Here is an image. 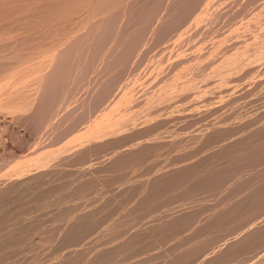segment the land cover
<instances>
[{
    "label": "bare ground",
    "instance_id": "obj_1",
    "mask_svg": "<svg viewBox=\"0 0 264 264\" xmlns=\"http://www.w3.org/2000/svg\"><path fill=\"white\" fill-rule=\"evenodd\" d=\"M203 1V0H202ZM201 0H0V120H1V118H2V120L0 121V127L2 126L3 127V125L5 124L6 125V123L7 124H9L7 121H5V119L3 118V116L2 115H4V114H6V113H10L11 115L13 114V113H15L16 115V117H18V119H19V121L17 120V122L19 123L20 122V126H22V124L25 126V129L28 127L29 128V130L32 128H34L33 129V132H32V134L35 132V134L34 135H39V134H36L37 132H39V131H37L38 130V128H39V130L40 129H42V127H43V125L45 124L46 125V123L48 124L49 122H51L53 119H51V117L53 116V114H56L57 113V111H59V110H61L60 108H63V106L65 105V104H67V103H69L68 102V100H70V98H72V96H74V94H77V91H79V92H81V91H83L82 90V88H81V90H79L80 88L79 87H81L82 86V84H84V81L83 80H85V78H87V75L88 74H90L91 75V72H93L94 73V71L96 72V78L95 77H93L94 78V83H93V85H91L92 83H91V81H90V79L92 80V78H89V82L91 83V84H89V85H91L92 86V88H90L89 90L91 91V93H90V91H89V93H90V95L88 96V92L86 93V91L84 90V92L87 94V95H85L86 96V98L85 97H83L82 99H80V97H79V93H78V97L79 98H77L78 100L80 99V101L79 102H73V103H76L75 105H70V107L72 106L73 108H68L69 110H67L66 112L64 111V112H62V114L61 115H63L61 118L59 117H56V115L54 116V117H56V118H58V122L56 123L55 121H53L54 122V124H56V125H52L53 127L55 126V129H54V131H56L57 129V131H56V133H51L52 134V136H51V138H50V140H52V142H56V141H54V140H60V139H64V137L66 136V135H68V134H70V133H75V132H77L73 137H72V140L71 141H69L65 146H63V147H61L60 149L59 148H57L56 146V150H52V148H54V147H52L51 148V150L52 151H50V149H49V152H43V153H40L36 158H34L32 161H24V162H20L19 160V163L16 165V167L13 169V170H11V171H9V172H7L6 174H5V176H7L6 178L4 177V179L3 180H0V204H2V200L5 198V196L7 197L8 195H10V194H12L13 195V192L14 191H16L18 188H21V190H20V192H19V190L18 191H16V192H14V196L15 195H18V196H20V194H23V192H21V191H23V189L22 188H24V187H22V186H24V185H26V187H29V185L30 186H32L34 183H37L38 184V182L40 183V184H42V183H44V182H42L43 180H45L46 178H47V176H49V175H51L52 173H48V172H51V171H53V173L54 174H52V176H54L53 178H52V176H51V178L49 177V179H51L52 181L55 179V180H57L58 179V181H59V178L61 177H64L65 176V173H63V172H59L58 173V171L59 170H61V169H58L59 167H62L63 166V161L65 160V163L67 162H69V164L71 165V166H73V163L75 164V166H76V162H79L80 164H84V165H86L87 166V164L88 163H86V162H89L90 160H91V158H92V162H95V161H93L94 160V158L96 159V157H94V156H97V155H94V154H98L99 152H100V155H99V157L100 156H102V155H104L103 153L104 152H107V153H109L110 151H111V153L110 154H112V149H114V148H112L111 146H108V148L110 149V151H108L109 149L108 148H106L105 146L106 145H110V143H112V142H114L115 143V140L114 139H116V143L119 141V140H117V139H121V141L123 140V142H124V139H126V141L125 142H127L128 140H133V139H138V141H139V139L140 138H142L143 136H145V139H146V137L148 136V139L150 138L149 137V135L148 134H153V132L156 130V128L158 127V125H156V124H162L161 122L159 123H155L154 121L153 122H150L151 120H152V118H150V113H153V112H150V113H146V114H143L142 115V113L144 112V111H146L148 108H150V107H152V106H154L155 105V107L157 106V105H159L160 104V102H162V101H165V99H167L168 97H170V96H172V95H174L175 93H177L178 94V92H185V91H187L188 89H190L193 85H196V84H193L192 82H187V83H185L186 81L185 80H187L188 78H186L185 79V77L183 78V79H185L184 81V83H182V82H180V83H178L177 82V79L179 78V72H181V71H179L178 73H176V74H174L173 76L171 75L172 74V72L170 71V73L171 74H169V75H171V77L170 78H166L162 83V85L159 83V85L156 87V88H153V89H151L150 90V88L151 87H148L147 89L148 90H150V91H148L147 89H146V87L147 86H145V90H147V91H145V93H146V95H144V96H141V97H143V99H141V100H137L136 98H138L141 94H139V96L138 97H134V96H136V95H134L133 96V89L134 88H136V87H134L133 89H132V85L130 86V87H128V88H126L123 92H122V94L118 97V99L111 105V106H109L108 108H105L104 110H102V108H101V112H99V114H97V115H94V114H96V113H94V110H95V112H97L96 111V109H98V105H101V104H99L101 101H105V100H107V98H108V96L110 97V95H111V93L109 94V93H107V92H109V89H110V92H113L114 93V91H116V89L114 90V91H111L112 90V87H111V85L113 84V82L112 81H114V84H113V86L115 85V86H120V84L118 83V81L120 80V78H121V76L123 77L124 76V74L123 75H120V78L118 77V79H117V76H116V74L118 73V71H119V73H122V71L124 70L125 71V69H127L126 67V65L125 64H128V63H126V62H130L131 61V59L132 58H130L129 59V57L130 56H132V54L134 53V52H137L138 50H137V48L139 47L140 48V46H141V44H143V41H144V35L146 34L147 35V32H150L152 35H154L155 36V38H156V41L155 42H157V40H158V42L160 43V39H166V38H170V36H172V34L171 35H168V37H166L167 35H165V34H167V33H173V31L174 32H176L179 28L178 27H181V25H182V23L181 22H183L184 21V19L186 20V19H188V17L192 14L190 11H191V9H193V7H194V9L196 10H194L195 12H197V10H198V7L200 6L199 4L202 2ZM205 1V0H204ZM222 1V0H221ZM227 1V0H226ZM230 0H228V2H229ZM237 0H235L234 2H236ZM240 1V0H239ZM239 1H237L238 2V5L237 6H239L238 8H236L235 7V12L237 13L240 9H242V8H240V5H239ZM244 2H245V0H243ZM242 1V3H243V5H244V2ZM246 1H248V0H246ZM250 1V0H249ZM245 2L246 4H251L250 2ZM252 1V0H251ZM256 1V2H255ZM206 2H207V0H206ZM208 2H209V0H208ZM207 2V3H208ZM214 2V1H213ZM217 3L218 2H220V1H216ZM215 2V3H216ZM236 2V3H237ZM253 2V1H252ZM258 2V0H254V5H255V3H257ZM227 3V2H226ZM225 3V4H226ZM236 3H234V4H236ZM260 3H262L263 4V2H260ZM202 4H203V2L201 3V6H202ZM212 4V3H211ZM223 4V3H222ZM229 4V3H228ZM231 4V3H230ZM232 4H233V2H232ZM245 4V5H246ZM258 5H259V3H257ZM260 5V7H261V9H263L264 8V6L263 5ZM197 7H196V6ZM205 5V4H204ZM210 5V4H209ZM214 5V4H213ZM212 5V6H213ZM220 5V4H219ZM224 5V4H223ZM241 6V7H244V6ZM252 5V4H251ZM254 5H252L253 6V8H255L254 7ZM257 5V6H258ZM207 6H208V4H207ZM214 6H216V5H214ZM228 6H230V7H232L231 5H228ZM227 6V4L226 5H224L223 6V11H225L224 9L226 8V7H228ZM247 6H250V5H247ZM4 7H6V8H4ZM206 7V6H205ZM209 7H211V6H209ZM217 7V6H216ZM225 7V8H224ZM263 7V8H262ZM200 8V7H199ZM211 8H213V7H211ZM218 8H221V6L219 7L218 6ZM233 8V7H232ZM240 8V9H239ZM246 9L247 8H249V7H245ZM244 8V9H245ZM258 8V7H257ZM228 8H226V10H227ZM230 9V8H229ZM228 9V10H229ZM239 9V10H238ZM252 9V8H251ZM251 9H249L248 10V12L250 11L251 13H252V10ZM260 9V8H259ZM259 9H258V11H259ZM202 10V9H201ZM218 10V9H217ZM219 10H221V9H219ZM227 10V11H228ZM237 10V11H236ZM207 11V10H206ZM213 11V10H212ZM226 11V12H227ZM232 11H233V9H232ZM240 11H242V12H244V11H247V10H240ZM239 11V12H240ZM188 12L189 13H191V14H188ZM193 12V11H192ZM199 12H200V10H199ZM214 12V11H213ZM212 12V13H213ZM225 12V14L227 15V13ZM234 12V14L235 15H237L238 16V14H236ZM238 12V13H239ZM247 12V13H248ZM262 12H263V10H261V14H262ZM198 13V12H197ZM202 13V12H201ZM216 14H217V16L218 15H220V11L218 12V11H216L215 12ZM224 13V12H223ZM222 13V14H223ZM229 13V12H228ZM245 13V12H244ZM251 13H248V14H250V16L253 14V13H255V11L253 10V13L251 14ZM209 14V13H208ZM210 14H211V12H210ZM225 14H224V16H225ZM234 14H232V15H234ZM246 14V13H245ZM188 15V16H187ZM195 15V17L196 18H194L193 17V14H192V17L194 18V19H197L198 17H199V15L198 16H196L197 14H194ZM205 15V14H204ZM212 15V14H211ZM231 15V16H232ZM244 15V14H243ZM242 15V16H243ZM247 15V14H246ZM255 15H257L256 13H255ZM263 15V14H262ZM208 16V15H207ZM206 16V17H207ZM216 16V15H215ZM221 16V18L223 19V15H220ZM228 16H229V14H228ZM240 16V15H239ZM238 16V17H239ZM248 16V15H247ZM247 16H246V18H247ZM249 16V17H250ZM191 17V16H190ZM189 17V18H190ZM204 17V16H203ZM219 17V16H218ZM233 17V16H232ZM232 17H229L231 20H232ZM235 17V16H234ZM233 17V18H234ZM245 16H243V18H244ZM252 17V16H251ZM201 19H202V17H200ZM216 18V17H215ZM221 18H219V20H222ZM228 18V17H227ZM226 18V19H227ZM245 18V19H246ZM258 19H259V17H257ZM256 18V19H257ZM192 19V18H191ZM190 19V20H191ZM200 19V20H201ZM225 19V18H224ZM234 19H236V17L234 18ZM262 19V17L260 16V20ZM205 20V19H204ZM206 20H207V18H206ZM237 20V19H236ZM239 20V19H238ZM262 20H264V18L262 19ZM188 21V20H187ZM192 21V20H191ZM196 21V20H195ZM208 21V20H207ZM213 21H214V19H213ZM212 21V22H213ZM218 21V20H217ZM216 21V22H217ZM223 21V20H222ZM243 21V20H242ZM246 21H247V19H246ZM245 21V22H246ZM186 22V21H185ZM198 22V21H197ZM202 22V21H201ZM205 22V21H204ZM224 22H225V20H224ZM228 22H229V24H228ZM233 22H235L234 20H233ZM257 22V21H256ZM209 23H210V21H209ZM215 23V22H214ZM214 23H212V24H214ZM220 23V22H219ZM227 23V24H226ZM226 23H224V24H222V25H230L231 26V21L230 20H227V22ZM249 23V22H248ZM71 24H73L74 25V27H72V25ZM76 24V25H75ZM178 24H180V25H178ZM185 24V23H184ZM183 24V25H184ZM192 24V23H191ZM190 24V25H191ZM196 24V23H195ZM217 24V23H216ZM216 24H215V26H216ZM233 24V23H232ZM251 24V23H250ZM249 24V25H250ZM258 24V23H257ZM263 24V23H262ZM187 25V24H186ZM185 25V26H186ZM189 25V26H190ZM199 25V24H198ZM218 25V24H217ZM237 25V24H236ZM244 25V24H243ZM246 25V24H245ZM243 26L244 28L246 27V26ZM252 25V24H251ZM259 25H260V23H259ZM67 26H71L69 29H67ZM176 26H178V27H176ZM185 26H183V27H185ZM220 26V25H219ZM263 26V25H262ZM261 26V27H262ZM64 27H66V28H64ZM176 27V28H175ZM188 27V26H187ZM194 27V26H193ZM197 27H199V26H197ZM226 27V26H225ZM232 27V26H231ZM238 27H240L239 26V24H238ZM252 27V26H251ZM255 27H256V25H255ZM264 27V26H263ZM177 29V30H175V29ZM203 29V27H200V29ZM206 28V27H205ZM205 28H204V30H205ZM208 28V27H207ZM210 28V30L212 29V27H209ZM217 28H218V26H217ZM221 28H224V26H222ZM227 28H228V26H227ZM235 28V27H234ZM233 28V29H234ZM249 28H250V26H249ZM253 28V27H252ZM256 28H258V27H256ZM256 28H254L255 30H257ZM63 29V30H62ZM66 29V30H65ZM171 29H174V30H171ZM185 29H187L186 27H185ZM188 29H190V27L188 28ZM231 29V28H230ZM229 29V30H230ZM263 30H264V28H262ZM63 32H65V31H67V32H65V33H63ZM182 30V29H181ZM198 30H199V28H198ZM198 30H197V34H198ZM207 30V29H206ZM209 30V31H210ZM215 30V29H214ZM216 30H218V29H216ZM227 29H225L224 31H226ZM235 30V29H234ZM237 30H238V28H237ZM236 30V32H238L239 30H241V29H239L238 31ZM252 30V29H251ZM59 31H61L60 33H59ZM168 31H171V32H168ZM183 31H184V29H183ZM187 31V30H186ZM203 31V30H202ZM202 31H200V32H202ZM228 31V30H227ZM233 31V30H232ZM242 31H248L247 29L246 30H244L243 28H242ZM253 31V30H252ZM191 32H192V30H191ZM194 32V31H193ZM219 32V31H218ZM217 32V33H218ZM220 32H222L221 30H220ZM234 32V31H233ZM59 33V34H58ZM61 33H63V35H65V36H63L64 37V40L62 39V34ZM149 33V34H150ZM178 33V32H177ZM179 33H181L180 31H179ZM187 33V32H186ZM190 33V32H189ZM195 33H196V31H195ZM195 33H193V34H195ZM207 33H208V30H207ZM210 33V32H209ZM216 32H214V33H212V34H215ZM228 33V32H227ZM227 33H225L224 35H226ZM235 33V32H234ZM239 33V32H238ZM255 33V32H254ZM253 33V34H254ZM258 33V32H257ZM61 34V35H60ZM151 34H150V37H151ZM173 34H175V33H173ZM182 34V33H181ZM185 34V33H184ZM206 34V33H205ZM230 33H228V35H229ZM245 34V33H244ZM248 34V33H247ZM250 34V33H249ZM58 35H60V36H58ZM196 35V34H195ZM200 35H201V33H200ZM199 35V36H200ZM211 35V34H210ZM210 35H206L205 37H206V39L208 38L207 36H210ZM216 35V34H215ZM236 35H238V34H236ZM241 35V34H240ZM243 35V34H242ZM246 35V34H245ZM149 36V35H148ZM164 36V37H163ZM175 36V35H174ZM174 36H172V37H174ZM180 36V35H179ZM178 36V37H179ZM198 36V35H197ZM196 36V37H197ZM211 36H214V35H211ZM222 36H223V34H222ZM221 36V37H222ZM230 36H233V34H230ZM249 36V35H248ZM253 36H255V35H252V37ZM57 37H59V41L61 42V43H63L62 45H59V44H57V43H60V42H58L57 41ZM171 37V38H172ZM185 37V36H184ZM192 37V36H191ZM205 37H203V38H205ZM215 37H218V36H215ZM220 37V36H219ZM225 37H227V35L225 36ZM234 37H235V35H234ZM234 37H233V39H234ZM240 37V36H239ZM243 37V36H242ZM241 37V38H242ZM245 37V36H244ZM247 37V36H246ZM251 37V36H250ZM256 37V36H255ZM258 37V36H257ZM256 37V38H257ZM57 38V39H56ZM147 38V37H146ZM170 38V39H171ZM181 38H183V35H182V37ZM188 38H190V36L188 37ZM201 38V37H200ZM223 38V37H222ZM222 38H220V39H222ZM228 38H230V37H228ZM227 38V40L226 41H229V40H231V42H233L232 40L233 39H228ZM241 38H240V40H241ZM248 38V37H247ZM260 38V37H259ZM62 39V40H61ZM154 39V38H153ZM173 39V38H172ZM171 39V40H172ZM177 39V41L179 40L178 38H176ZM194 39V38H193ZM196 39V38H195ZM194 39V40H195ZM206 39H204V40H206ZM211 39V38H210ZM213 39H215L214 37H212V39L211 40H213ZM218 40H219V38H217ZM216 39V40H217ZM225 39L226 38H224V40L223 41H225ZM237 39H238V37H237ZM244 39V38H243ZM242 39V41H244ZM246 39V38H245ZM255 39V38H254ZM260 39H262V38H260ZM143 40V41H142ZM146 40V39H145ZM160 40V41H159ZM184 40V39H183ZM193 40V41H194ZM198 40H199V38H198ZM197 40V41H198ZM203 40V39H202ZM203 40V41H204ZM211 40H209V41H211ZM217 40V41H218ZM222 40H219L218 42H223ZM235 40V39H234ZM250 40V39H249ZM249 40H248V42H249ZM256 40V39H255ZM55 41H57V43L55 42ZM148 41V40H147ZM146 41V42H147ZM150 41H152V40H150ZM154 41V40H153ZM153 41H152V43H153ZM165 41H167V40H165ZM165 41H163V42H165ZM170 41V40H169ZM182 41V40H181ZM206 41H208V40H206ZM208 41V42H209ZM237 41H239V40H237ZM55 43V44H57V49L56 48H53V46H52V48H50L51 47V44H50V47L48 46L49 45V43ZM154 42V43H155ZM162 42V41H161ZM162 42V43H163ZM173 42H174V40H173ZM176 42V41H175ZM183 42V41H182ZM184 42H185V40H184ZM189 42V41H188ZM192 42V41H191ZM190 42V43H191ZM195 42V41H194ZM193 42V43H194ZM201 42V41H200ZM216 42V41H215ZM214 42V43H215ZM218 42H217V44H218ZM230 42V41H229ZM60 43V44H61ZM141 43V44H140ZM151 43V42H150ZM154 43L152 44V45H154ZM203 43V42H202ZM205 44H206V42H204ZM204 43H203V45H204ZM210 43V42H209ZM213 43V42H212ZM211 43V44H212ZM225 43V42H224ZM224 43L222 44V45H224ZM234 43V42H233ZM232 43V44H233ZM243 43V42H242ZM245 44H243V46L244 45H247L246 44V41L244 42ZM250 43H252V42H250ZM253 43H255L254 42V40H253ZM252 43V44H253ZM259 43V42H258ZM261 43H263L262 41H261ZM261 43H259V44H261ZM147 44H149V42L148 43H146V45ZM156 44V46H158V44L157 43H155ZM161 44V43H160ZM165 44V43H164ZM174 44V43H173ZM192 44V43H191ZM209 45V46H216V47H218L217 46V44L216 45ZM230 44V43H229ZM251 44V45H252ZM140 45V46H139ZM171 45H172V43H171ZM180 45V44H179ZM181 45H182V43H181ZM195 45V44H194ZM197 45H199L198 43H197ZM202 45V44H201ZM202 45V47H204ZM207 45V44H206ZM221 45V44H220ZM226 45V44H225ZM248 45H249V43H248ZM247 45V46H248ZM254 45V44H253ZM252 45V46H253ZM263 45V44H262ZM54 46V47H55ZM58 46H60V48L58 47ZM149 47H150V44L148 45ZM156 46H153V48H155ZM162 46V45H161ZM175 46V45H174ZM173 46V47H174ZM188 46V45H187ZM208 46V47H209ZM230 46H231V44H230ZM235 46H236V44H235ZM240 46H241V43H240ZM240 46L238 47V48H240ZM243 46L241 47L242 48V51H243ZM255 46V45H254ZM144 47V46H143ZM147 47V46H146ZM148 47V48H149ZM178 47V46H177ZM185 47V46H184ZM184 47H183V49H184ZM215 47V48H216ZM225 47H228L227 45L225 46ZM244 47H246V46H244ZM257 46H255V48H256ZM260 47V46H259ZM262 47V46H261ZM151 49V48H149V51H151V50H154V49ZM192 48V47H191ZM214 48V47H213ZM213 48L211 49V50H213ZM221 48V47H220ZM220 48L218 49V50H220ZM222 48H223V46H222ZM228 48H231V47H228ZM251 47H249L248 46V48L246 49V52L248 51V49H250ZM254 48V47H253ZM252 48V49H253ZM255 48H254V50H255ZM258 48V47H257ZM141 49H143L142 47H141ZM141 49H139V51H142ZM157 49V48H156ZM154 50V54H155V51H157L158 52V50ZM159 49V52H160V49H162V47H160V48H158ZM165 49H167V47L165 48ZM174 49H176V48H174ZM205 49H208V48H205ZM235 49V48H234ZM234 49H232V51L234 50ZM237 49V48H236ZM137 50V51H136ZM144 50H146V51H148L147 50V48H145L144 47ZM168 50V49H167ZM177 50V49H176ZM178 50H179V48H178ZM180 50H182V49H180ZM189 50V49H188ZM192 50V49H191ZM196 50V49H195ZM201 50H203V48L202 49H200L199 51H201ZM209 50V49H208ZM211 50H209V51H211ZM215 50V49H214ZM222 50H224V49H222ZM222 50L221 51H219V53L220 52H222ZM229 50V49H228ZM239 49H237V51H238ZM253 50V51H254ZM146 51H143L144 53L146 52ZM162 51V50H161ZM171 51V50H170ZM169 51V52H170ZM184 51V50H183ZM182 51V52H183ZM217 51V50H216ZM216 51H215V53H216ZM225 51V50H224ZM237 51H235V52H237ZM239 51H241V49L239 50ZM241 51V52H242ZM245 51V50H244ZM242 52V53H245V52ZM250 51V50H249ZM258 51V50H257ZM143 52H140V55H144V53ZM153 52V51H152ZM167 51L165 50V52L164 53H166ZM168 52V53H169ZM172 52H174V51H172ZM178 52H180V51H178ZM188 52V51H187ZM202 52V51H201ZM206 52H208V51H206ZM226 52H227V50H226ZM142 53V54H141ZM147 53H150V52H146V54ZM190 53V52H189ZM188 53V54H189ZM203 53H205V51H203ZM219 53H217V54H219ZM223 53V52H222ZM221 53V54H222ZM225 53V52H224ZM228 53V52H227ZM241 53V54H242ZM253 52L251 51V55H249L250 54V52L249 53H247V54H244L245 56L247 55L248 57L249 56H252L253 54H252ZM258 53H260L259 51H258ZM257 53V54H258ZM136 54H138V53H136ZM157 54V53H156ZM159 54H162V52L161 53H159ZM174 54H175V52H174ZM183 54V53H182ZM191 54V53H190ZM193 54H194V52H193ZM196 54V53H195ZM207 54V53H206ZM205 54V55H206ZM214 54V53H213ZM217 54H214L216 57L217 56H219V55H217ZM239 54H240V52H239ZM260 54H262V53H260ZM260 54H259V57H260ZM150 55H152L151 53H150ZM199 55V54H198ZM197 55V56H198ZM202 55V54H201ZM229 55H230V53H229ZM237 55V54H236ZM243 55V54H242ZM242 55H240L241 56V58H243L242 57ZM255 55V54H254ZM264 55V54H263ZM144 56H146V55H144ZM144 56H142L143 57V59H144ZM153 56V55H152ZM151 56V57H152ZM157 56V55H156ZM161 56V55H160ZM163 56V55H162ZM167 54H166V58H167ZM170 56V55H169ZM174 56V55H173ZM173 56H171V58L173 57ZM176 56H177V54H176ZM187 56V55H186ZM192 56V55H191ZM196 56V58H198ZM204 56V55H203ZM203 56H202V58H203ZM213 56V55H212ZM221 56V55H220ZM219 56V57H220ZM235 55L233 54H231L230 56H226V58H224L222 61H219L218 62V64H215V67H214V70L212 69V68H210V69H212L213 71H210V72H208L207 71V69H206V71H207V74L206 75H203L202 74V76H205L203 79H201V80H206L207 78H209L207 75H209L208 73H210V74H213V72H216V73H214L215 74V76H217V73H223L224 75H225V77H226V74L225 73H227V72H229L231 69H232V67L234 66H238L239 65V62H241L240 60V58H238V59H240L239 60V62H238V59H236L237 57H234ZM239 56V55H238ZM246 56V57H247ZM148 57V56H147ZM150 57V56H149ZM158 57H159V55H158ZM157 57V58H158ZM164 57H165V55H164ZM178 57H180L179 56V54H178ZM190 57V56H189ZM188 57V58H189ZM194 57V56H193ZM199 57H201V56H199ZM205 57V56H204ZM208 57V56H207ZM209 57H210V55H209ZM219 57L218 58H215V57H213L214 58V61H215V59H218L219 60ZM223 57H225V56H223ZM245 57V61L247 62L248 60H247V58ZM255 57H256V55H255ZM255 57H253V58H255ZM258 57V56H257ZM256 57V58H257ZM159 58H163V57H159ZM169 58V57H168ZM184 58V57H183ZM202 58H199V59H202ZM250 58V57H249ZM135 59V58H134ZM143 59L142 58H140L138 61H137V63H139L138 65H140V64H142L143 65V63L142 62H144L143 61ZM145 59H147L146 57H145ZM154 59H155V56H154ZM176 59V58H175ZM181 58H179V60H180ZM193 59V58H192ZM206 59V58H205ZM208 59V61H209V58H207ZM210 59H211V57H210ZM142 62H141V61ZM148 60V59H147ZM160 60V59H159ZM184 60V59H183ZM182 59L180 60L181 62L183 61ZM187 60V58L184 60V62ZM221 60V59H220ZM251 60H253V62H254V59H251ZM256 60V59H255ZM259 60V59H258ZM132 61H134V60H132ZM149 61V60H148ZM155 61H156V59H155ZM167 61V60H166ZM176 61H178V59L176 60ZM180 61H178V63H181ZM193 61H195L194 59H193ZM197 61V60H196ZM195 61V62H196ZM199 61V60H198ZM203 61V60H202ZM213 61V59H212V62H214ZM245 61H243V59H242V62H245ZM159 62V61H158ZM161 62H163V60H161ZM164 62H165V58H164ZM183 62V63H184ZM210 63H211V61H209ZM237 62V63H236ZM245 62V63H246ZM249 62V61H248ZM252 62V61H251ZM125 63V64H124ZM135 63H136V60H135ZM135 63H133V66L131 65V70L130 71H132V67L135 69L136 68V66H138V65H136L135 67H134V64ZM136 63V64H137ZM149 63V62H148ZM148 63H146V64H148ZM150 63H152L151 61H150ZM150 63H149V65H150ZM157 63V62H156ZM173 63V62H172ZM176 63V62H175ZM175 63L174 64H171V66H169L170 68L172 67V65H173V67L175 66ZM178 63H176L177 65H178ZM191 63V62H190ZM197 63V62H196ZM200 63V62H199ZM207 64V62H205L204 61V64ZM216 63H217V61H216ZM130 64V63H129ZM153 64H155V63H153ZM164 64H166V63H164ZM169 64H170V62H169ZM188 64H189V62H188ZM201 64H203V62L201 63ZM203 64V66H205ZM213 63H211V65H212ZM213 64V65H214ZM235 64V65H234ZM244 64V63H243ZM243 64H240V67H241V65H243ZM248 63H246V65H247ZM250 64V63H249ZM256 64V63H255ZM123 65H125L124 67H125V69L123 68L122 70H121V68L123 67ZM141 65V66H142ZM157 65V64H156ZM156 65H154V66H156ZM162 65V64H161ZM176 65V66H177ZM185 65H187V62H186V64ZM207 65H210L209 63L207 64ZM245 65V66H246ZM143 66H145V65H143ZM153 66V65H152ZM158 66H160V65H158ZM157 66V67H158ZM166 66V65H165ZM180 66V65H179ZM189 66V65H188ZM187 66V67H188ZM129 67V66H128ZM164 66H162V67H160V68H163ZM178 67V66H177ZM208 67V66H207ZM239 67V66H238ZM239 67V68H240ZM251 67V66H250ZM149 68L151 69V67L149 66ZM153 68V67H152ZM194 68V67H193ZM205 68H206V66H205ZM242 68H245V67H243L242 66ZM133 69V70H134ZM137 69V68H136ZM135 69V70H136ZM142 69V68H141ZM144 69V68H143ZM145 69L147 70V67H145ZM177 69V68H176ZM187 69H189V68H187ZM194 69H196V67L194 68ZM197 69H199V67H197ZM209 69V70H210ZM234 69V68H233ZM237 69V68H236ZM152 70V69H151ZM158 70H159V68H158ZM166 70V69H165ZM164 70V71H165ZM168 70H170L169 68H168ZM172 70V69H171ZM174 70H175V67H174ZM179 70V69H178ZM177 70V71H178ZM181 70H184L185 71V67H184V69H181ZM202 70H203V67H202ZM202 70H199V71H202ZM239 70V69H238ZM121 71V72H120ZM159 71H161V70H159ZM162 71H163V69H162ZM176 71V72H177ZM192 71H194V70H192ZM198 71V72H199ZM237 70H235V72H236ZM240 71V70H239ZM143 70H142V74H143ZM169 72V71H168ZM168 72H166L165 74H167ZM175 72V71H174ZM183 72V71H182ZM190 72V71H189ZM195 72H196V70H195ZM194 72V73H195ZM198 72H196L195 74H197ZM203 72V71H202ZM201 72V73H202ZM205 72V71H204ZM232 72V71H231ZM234 72V73H235ZM238 72V71H237ZM242 72V71H241ZM40 73V74H39ZM93 73H92V75L91 76H93ZM118 73V74H119ZM133 73H134V71H133ZM133 73L131 74V75H133ZM136 73V72H135ZM135 73H134V76H135ZM150 73V72H149ZM155 74V72L154 71H152V74ZM157 74H158V72H156ZM186 73V72H185ZM188 73V72H187ZM201 73H199L200 75H199V77L201 76ZM239 73V72H238ZM249 73V72H248ZM260 73V72H259ZM139 73H137V75H138ZM141 74V73H140ZM146 75H147V73H145ZM151 74V73H150ZM162 74V73H161ZM161 74H159L158 76H159V78H161L163 75H161ZM164 74V73H163ZM165 74H164V76H165ZM193 73L191 72V75H192ZM205 74V73H204ZM214 74H213V76H214ZM32 75H40L39 76V78H40V83H39V86H37V87H39L38 88V92H35L36 94V96L33 98V99H28L27 97H28V94H27V92H26V90L28 91V89H26L23 93H26L27 95H26V97L24 96L25 94H23L21 91V93L23 94V97L21 98L20 96L22 95V94H20V93H17V92H19V86L18 85H20V88L21 87H23V88H21V90H23L24 89V86H21V83L23 82V81H26L27 80V78H29L30 76H32ZM90 75H88V77L90 76ZM126 75V74H125ZM130 75V76H131ZM149 75V74H148ZM156 75V74H155ZM168 75V76H169ZM182 75H185V74H183L182 73ZM194 75V74H193ZM219 75H222V74H219ZM238 75V74H237ZM94 76H95V73H94ZM141 76V75H140ZM143 76V75H142ZM154 76V75H153ZM168 76H166V77H168ZM187 76H190V75H187ZM186 76V77H187ZM201 76V77H202ZM207 76V77H206ZM210 76V75H209ZM247 76V75H246ZM116 79H115V78ZM124 77H126V76H124ZM131 77H133V76H131ZM157 77V76H156ZM198 76H197V78H199ZM242 77V76H241ZM35 78V77H34ZM38 78V79H39ZM129 78V75H128V77H127V79ZM137 78V77H136ZM149 78H150V76H149ZM149 78H147L148 79V81H149ZM151 78H152V76H151ZM159 78H158V80H156L157 82H159L160 80H159ZM162 78H164V77H162ZM196 77H195V79H197ZM218 78V77H217ZM222 78V77H221ZM220 78V79H221ZM228 78V77H227ZM239 78V77H238ZM37 79V78H36ZM113 79H115V80H113ZM122 79V78H121ZM132 79V78H131ZM146 79V77H145V79L144 80H147ZM154 79V78H153ZM180 79V78H179ZM200 79V78H199ZM198 79V80H199ZM215 79V78H214ZM230 79V78H229ZM245 79V78H244ZM7 80H9V81H7ZM10 80H17V81H13V83L15 84V87H14V85L12 84V83H10L11 81ZM87 80V79H86ZM126 80V79H125ZM135 80V78L132 80V81H134ZM143 80V79H142ZM141 80V81H142ZM143 80V81H144ZM152 79H150V81H151ZM182 80V79H181ZM189 80V79H188ZM192 80V79H191ZM198 80H197V83H198ZM204 80V81H205ZM208 80V79H207ZM214 81L213 79H211V77H210V79H209V81ZM216 80V79H215ZM219 80V79H218ZM223 80H224V78H223ZM223 80H220L221 81V83H222V81ZM36 81V80H35ZM83 81V83H81ZM92 81V82H93ZM117 81V85L115 84V82ZM122 81V80H121ZM127 81V80H126ZM128 81H129V79H128ZM139 81V80H138ZM154 82H156L155 80H153ZM190 81V80H189ZM196 81V80H195ZM227 81V80H226ZM239 81V80H238ZM7 82H8V85H7ZM17 82V83H16ZM19 82V83H18ZM87 82H88V80H87ZM86 82V83H87ZM125 82V81H124ZM123 82V83H124ZM131 82V81H130ZM129 82V83H130ZM137 82V81H136ZM152 82V81H151ZM151 82H150V84H151ZM199 82H200V80H199ZM201 82H203V81H201ZM85 83V85H87ZM143 83V82H142ZM145 83H146V81H145ZM149 83V82H148ZM203 83H206V82H203ZM203 83H198V84H200V86L201 85H203V86H205V84H203ZM212 84H215V85H218L219 84V82H217L218 84H216V82L214 83V82H211ZM9 84H11V86H9ZM80 84H81V86H80ZM119 84V85H118ZM125 84H127V82H125ZM132 84V83H131ZM137 84V83H136ZM150 84H148V85H150ZM154 84H157V83H153V84H151V85H154ZM197 84V85H198ZM212 84H210L211 85V87H212V90H213V85ZM243 84V83H242ZM7 85V86H6ZM13 85V86H12ZM16 85L18 86V87H16ZM32 85V84H31ZM38 85V84H37ZM147 85V84H146ZM150 85V86H151ZM210 85H208V87H210ZM220 85V84H219ZM252 85V84H251ZM134 86V85H133ZM138 86H139V84H138ZM141 86H144V84L143 85H141ZM140 86V87H141ZM199 86V87H200ZM202 86V87H203ZM259 86V85H258ZM264 86V85H263ZM5 87H7V88H5ZM9 87V88H8ZM10 87H12V90H14V89H17V91H15L16 93H14V91H13V93H14V95L15 94H19L20 96H18V95H15L14 97L16 98V96H18L17 97V99L16 100H14L15 98L13 97V99H10L9 98V96H8V94H10V92H8V90H6V92H8V93H5V91L3 92V89L5 88V89H9L10 91H11V89H10ZM84 87V86H83ZM124 87V86H123ZM195 87H198V86H195ZM201 87V88H202ZM206 87V86H205ZM208 87L206 88V89H208ZM216 87V86H215ZM220 87V86H219ZM14 88V89H13ZM26 88V87H25ZM84 88H89V87H84ZM83 88V89H84ZM114 88V87H113ZM120 87H118V89H119ZM194 88V87H193ZM193 88H191L193 91H194V89ZM225 88V87H224ZM236 88V87H235ZM202 89H205L204 87L202 88ZM211 89V88H210ZM209 89V90H210ZM219 89H221V88H219ZM218 89V90H219ZM237 89V88H236ZM120 90V89H119ZM136 90V89H135ZM141 90H143V89H141ZM197 90V89H196ZM199 90V89H198ZM216 90V89H215ZM224 91L225 89H221V91ZM168 91V92H167ZM191 90H189V93H191L192 95V97H193V91H191ZM204 91H206V90H204ZM203 91V92H204ZM211 91V90H210ZM260 91V90H259ZM258 91V92H259ZM262 91H263V89H262ZM12 92V91H11ZM30 92V91H29ZM76 92V93H75ZM117 92V91H116ZM137 92H139V91H137ZM195 92V91H194ZM199 93H198V98L200 99V96H199V94H200V92H201V90L200 91H198ZM230 92V91H229ZM242 92V91H241ZM4 93L5 94H7V98H4L3 97V95H4ZM85 93H83L82 92V95H81V97L82 96H84L83 94H85ZM142 93H144V92H142ZM185 93H188V91L187 92H185ZM208 93V92H207ZM212 93H214L215 94V91L213 92L212 91ZM217 93V92H216ZM219 93V92H218ZM225 93V92H224ZM228 93V92H227ZM234 93V92H233ZM237 93V92H236ZM239 93V92H238ZM253 93V92H252ZM108 96H107V95ZM117 94H118V92H117ZM116 94V95H117ZM177 94H176V96H177ZM197 94V93H196ZM204 94V93H203ZM229 94V93H228ZM255 94H257V93H255ZM262 94V93H261ZM11 95H13L12 93H11ZM114 95H115V93H114ZM113 94H112V96H114ZM143 95V94H142ZM179 95H180V93H179ZM184 95V94H183ZM183 95L181 94V99H182V97H183ZM188 95V94H187ZM186 94H185V97L187 96ZM201 95H202V92H201ZM205 95H206V93H205ZM208 95V94H207ZM212 95V94H211ZM220 95V94H219ZM230 95V94H229ZM250 95V94H249ZM5 96V95H4ZM31 96V95H30ZM77 96V95H76ZM88 96V97H87ZM107 96V97H106ZM209 98H208V101H209V99L211 100L212 98L210 97V93H209ZM208 96H205V97H208ZM11 97V96H10ZM105 97V98H104ZM114 97H116V96H114ZM174 97V96H173ZM191 97V98H192ZM196 98H197V95L195 96ZM212 97H214V95H212ZM217 97V96H216ZM219 97V96H218ZM227 97V96H226ZM230 97V96H229ZM22 99V102H18V99ZM25 100H24V99ZM75 98V97H74ZM74 98H72V100L74 99ZM111 98V97H110ZM177 97H175V98H172L173 100L174 99H176ZM180 98H178V99H180ZM187 98V97H186ZM189 99V100H193V98L192 99ZM197 98V99H198ZM202 98V97H201ZM204 98V97H203ZM215 98V97H214ZM213 98V99H214ZM222 98V97H221ZM221 98H219V99H221ZM9 99V100H8ZM28 99V100H27ZM76 98L74 99V101L75 100H77ZM103 99H105V100H103ZM109 99V98H108ZM113 99V98H112ZM171 99V98H170ZM170 99H169V101H170ZM178 99H177V101H178ZM206 99L207 98H205V101H206ZM227 99V98H226ZM248 99V98H247ZM110 101H111V99H109ZM108 100V101H109ZM168 100V99H167ZM182 100H186V99H182ZM181 100V101H182ZM216 100V99H215ZM242 100V99H241ZM110 101H109V103H110ZM172 101V100H171ZM170 101V102H171ZM176 101V100H175ZM180 101V102H181ZM188 101V100H187ZM195 101V100H194ZM201 101H202V99H201ZM230 102L231 101H233V100H229ZM235 101H237V100H235ZM234 101V102H235ZM250 101V100H249ZM174 102V101H173ZM190 102V101H189ZM199 101H197V103H198ZM210 102V101H209ZM216 102H218V101H216ZM224 102V101H223ZM244 102H245V100H244ZM79 105H78V104ZM106 103V102H105ZM108 103V104H109ZM111 103H112V101H111ZM133 103V105L135 104V105H137V106H140L139 108H137L138 110L136 111V109L134 108V109H132V110H134V112H132V110H130V107L128 106V105H130V104H132ZM163 104H165L164 102H162ZM161 103V104H162ZM169 103V102H168ZM172 103V102H171ZM175 103V102H174ZM188 103V102H187ZM187 103H186V101H185V104L187 105ZM192 103V102H191ZM194 103V102H193ZM204 103V101H202V104ZM206 103H208V102H206ZM239 103H240V100H239ZM239 103H236V104H239ZM179 104V103H178ZM183 104V103H182ZM214 104H218V103H214ZM213 104V105H214ZM223 104V103H222ZM229 104H232L233 106L232 107H234L235 108V106H234V104L231 102V103H229ZM241 105H242V103H240ZM249 104V103H248ZM69 105V104H68ZM104 105V104H103ZM168 104L166 103V107H168V106H170V103H169V105L167 106ZM175 105V104H174ZM184 105V104H183ZM185 105V107H187L188 108V106H189V103H188V105L186 106ZM191 105H193V104H191ZM195 105H196V103H195ZM199 105V104H198ZM228 105V104H227ZM76 106V107H75ZM106 106V105H105ZM161 106V105H160ZM160 106H157L158 107V109L160 108ZM163 106V105H162ZM178 106V105H177ZM194 106V105H193ZM218 106H221L222 107V105L220 104V105H218ZM218 106L216 107V106H214V107H216V109L217 110H212V108H210V110L212 111V113L213 112H215V111H218ZM226 106V105H225ZM224 106V107H225ZM238 106H240V105H238ZM238 106L236 107V108H238ZM65 107V110H66V105L64 106ZM68 107V106H67ZM101 107H103L102 105H101ZM107 107V106H106ZM129 107V108H128ZM132 107V106H131ZM134 107V106H133ZM155 107L152 109V110H156L155 109ZM164 107V106H163ZM162 107V108H163ZM190 107V106H189ZM192 107V106H191ZM190 107V108H191ZM200 107H202V106H200ZM207 107V106H206ZM213 107V106H212ZM213 107V108H214ZM221 107H219V108H221ZM227 107V106H226ZM230 107V106H229ZM229 107H227V108H229ZM231 107V108H232ZM248 107V106H247ZM246 107V108H247ZM104 108V107H103ZM170 109H171V106L169 107ZM168 108V109H169ZM173 108V107H172ZM184 108V107H183ZM190 108H188V110L190 109ZM193 108V107H192ZM231 108L230 109H228V111L230 110V112H234V110H233V108H232V110H231ZM242 110H243V105H242ZM99 109H100V107H99ZM165 109V108H164ZM174 109L176 110H178L179 108H175L174 107ZM207 109V108H206ZM206 109H203V111H198V110H196L197 112H199V113H197L196 114V112L194 113V114H192L193 115V117L194 118H196L195 116H198V117H202L203 118V115L205 116V114H207L208 112H209V110H206ZM222 109V108H221ZM225 109V108H224ZM239 109V108H238ZM235 110V111H241L240 109L239 110ZM63 110H64V108H63ZM160 110V109H159ZM172 111H175V110H173V109H171ZM170 110V111H171ZM185 110H186V112H188L187 111V109L185 108ZM220 110V109H219ZM223 110V109H222ZM222 110L220 111V113L222 112ZM149 111V110H148ZM157 112H158V110H156ZM166 111H168V110H166ZM182 111V110H181ZM184 111V110H183ZM18 112H20L19 113V115L17 114ZM60 112V111H59ZM147 112V111H146ZM157 112H155V113H157ZM176 112V111H175ZM219 112V111H218ZM217 112V113H218ZM230 112L228 113L227 112V114L229 115L230 114ZM243 112V111H242ZM245 112V111H244ZM255 112V111H254ZM61 113V112H60ZM64 113V114H63ZM160 113V112H159ZM162 113H164V111L162 112ZM168 113V112H167ZM192 113V112H191ZM234 113H236V112H234ZM248 113V112H247ZM94 115V118L93 119H87L88 121H87V124L84 122L85 121V118H87L86 116H90L91 117V115ZM168 114H170L171 115V113H168ZM167 114V115H168ZM173 114V113H172ZM214 114V113H213ZM216 114V113H215ZM214 114V116L212 117V118H216V115ZM219 114V113H218ZM226 114V112L225 113H222L221 115H225ZM240 114V113H239ZM244 114V113H243ZM60 115V116H61ZM92 115V116H93ZM140 115H142L143 117H144V119H143V117H142V119L143 120H141L142 121V123H140V124H138V119H139V117H140ZM154 115V114H153ZM156 115H158V113L156 114ZM164 115V114H163ZM174 115V114H173ZM172 115V116H173ZM185 115V114H184ZM184 115H178V116H181V118H182V116H184ZM188 115V117L189 116H192L191 114L189 115V114H187ZM187 115H185V116H187ZM195 115V116H194ZM220 115V114H219ZM219 115L217 116V117H219ZM221 115H220V117H219V119H217V120H219V121H221L220 123H221V127H222V121L223 120H221L220 118H222L221 117ZM231 115V114H230ZM230 115H229V120H231V118L232 117H230ZM235 115V114H234ZM238 115V114H237ZM235 115L236 116V120H237V117H239L240 115ZM242 115V114H241ZM246 115V114H245ZM244 115V116H245ZM13 116V115H12ZM11 116V117H12ZM152 116V115H151ZM160 116V115H159ZM172 116H170V117H168V118H171ZM207 116L209 117L210 116V118H211V115L209 114H207ZM226 116V118H227V115H225ZM235 116H234V118L233 119H235ZM248 115H246V117H247ZM252 116V115H251ZM188 117H187V119H188ZM198 117H197V119H198ZM13 118H15V117H13ZM154 118V117H153ZM161 118H163V117H161ZM176 117L175 116H173V118H171V120L170 119H167V117H166V120H168L169 121V123H168V121H164V119H162L164 122H165V125H166V123H168L169 125H171L172 123L170 122V121H172V119L174 120ZM180 118V119H181ZM209 118V119H210ZM241 119L240 120H242V117H240ZM245 118V117H244ZM51 119V121H49ZM158 119H160V118H158ZM157 118L155 119V120H158ZM177 119V118H176ZM178 119H179V117H178ZM178 119L176 120V121H178ZM186 119V117H184V119H182L183 121ZM190 119V118H189ZM188 119V120H189ZM197 119H196V121H197ZM200 119V118H199ZM198 119V120H199ZM204 119V118H203ZM205 119H206V117H205ZM205 119L204 120H202L203 122L205 121ZM209 119H208V121H209ZM263 119V118H262ZM8 120V119H7ZM161 120V119H160ZM161 120V121H162ZM187 120V121H188ZM191 120V119H190ZM189 120V121H190ZM207 120V119H206ZM210 120H212V123H215V122H213L214 121V119H210ZM217 120H215L216 122H217ZM225 120V119H224ZM228 120V121H229ZM236 120H234V121H236ZM240 120H238V121H240ZM244 120V119H243ZM141 121H139V122H141ZM162 121V122H163ZM176 121H174L175 123L173 124V126L171 125V127H174V125H176L177 126V124H176ZM180 121V120H179ZM183 121H181L183 124H184V122ZM193 121V120H192ZM195 121V119H194V122H196ZM207 121V122H208ZM11 122H12V119H11ZM16 122V124H18ZM81 122H83V123H85L86 125L85 126H82V130H81V128L79 129L78 128V126L80 125L79 123H81ZM203 122H201L202 124L200 125V124H196L197 126L198 125H200V126H202L203 125ZM207 122H206V124H207ZM210 122V121H209ZM226 122H227V120H226ZM237 122V121H236ZM236 122H235V124H236ZM241 122V121H240ZM14 123V122H13ZM22 123V124H21ZM82 123V124H83ZM151 123H154L153 125L151 124ZM179 123V122H178ZM187 123H189V122H187ZM211 123V122H210ZM229 123H231V121L229 122ZM50 124H52V123H50ZM50 124H49V126H50ZM167 124V125H168ZM205 124V123H204ZM205 124V125H206ZM259 124V123H258ZM15 125V124H14ZM19 125V124H18ZM166 125V126H167ZM185 125V124H184ZM182 126V124L180 125L181 127H185L186 128V126ZM188 125H190V124H188ZM19 126V127H20ZM32 126V127H31ZM42 126V127H41ZM157 126V127H156ZM166 126H165V129H166ZM176 126H175V128H176ZM179 126V125H178ZM191 126V125H190ZM189 126V127H190ZM193 126H194V124H193ZM200 126H198L199 127V129L200 130H202L203 131V128L201 127L200 128ZM210 126H212L211 124H210ZM214 126H216V125H214ZM226 126V125H225ZM233 126V125H232ZM1 127V128H2ZM7 127V126H6ZM5 127V128H6ZM14 127V126H13ZM23 127V126H22ZM31 127V128H30ZM45 127V126H44ZM53 127H52V130H53ZM162 128H163V126H161ZM168 128L170 127V126H167ZM180 127V128H181ZM207 127V126H206ZM208 127H209V124H208ZM219 127V126H218ZM0 128V130H2V132H5V134H7L8 133V131H3V128L1 129ZM4 128V129H5ZM162 128H158L159 129V131H162V130H164V132H165V129H162ZM167 128V129H168ZM179 127H178V129H180ZM193 128V127H192ZM192 128H191V130H192ZM198 129L196 126L194 127V129ZM205 128V127H204ZM211 129H209V130H205L204 132H200L199 131V135L197 136V134H195V133H197V132H194V134L195 135H192L193 137H192V139L194 138V140L196 139V141H198L197 139H201V141H199V144H200V142H202L203 140L202 139H207L209 136L210 137H212L211 136V134L213 135L214 133V131L215 130H217L216 128H217V126L213 129L212 127H210ZM222 128H224V127H222ZM222 128H221V130H222ZM10 129V128H9ZM16 129V128H15ZM14 129V130H15ZM20 129H23V128H21L20 127ZM35 129H37V130H35ZM44 129V128H43ZM41 130L42 132L44 131L45 132V130L47 129V128H45V130ZM50 129H51V126H50ZM50 129H48V130H50ZM162 129V130H161ZM171 129V128H170ZM174 129V128H173ZM177 129V128H176ZM177 129V130H178ZM182 129V128H181ZM180 129V130H181ZM184 129V128H183ZM208 129V128H207ZM220 129V127L218 128V130ZM226 129V128H225ZM253 129V128H252ZM19 130V128L16 130V131H18ZM29 130L28 129H26V130H24V131H27L28 133H30L29 132ZM46 131L47 132V135H48V133H50V132H52V131ZM178 131L179 133L181 132V131ZM189 130H190V128H189ZM188 129L185 131V129H184V132H187V131H189ZM221 130H219L220 132H219V135L222 133L221 132ZM247 130H250V129H248L247 128ZM247 130H244V133H246L247 132ZM15 131V132H16ZM23 131V130H22ZM21 131V132H22ZM24 131H23V133H24ZM32 131V130H31ZM159 131H155V134H158V132ZM173 131V130H172ZM195 131V130H194ZM197 131V130H196ZM242 131V130H241ZM246 131V132H245ZM7 132V133H6ZM9 132H10V130H9ZM20 132V133H21ZM27 132H26V135L27 136H25V134H24V136L25 137H28V138H25V137H22V135H18L19 137H22L23 138V140H24V142H25V146H26V142L28 141V140H26L25 141V139H29L30 137V134H27ZM163 132V133H164ZM168 132H170L169 130H168ZM176 132V130H174V133ZM224 132V131H223ZM226 132H227V130H226ZM248 132H250V131H248ZM247 132V133H248ZM20 133H17V134H20ZM162 133V134H163ZM167 132H165L164 134H166ZM183 133V132H182ZM0 134H1V131H0ZM11 134H14V133H12V131H11ZM11 134L9 133V135L11 136ZM46 134V133H45ZM50 134V135H51ZM168 134V133H167ZM171 134H173L172 132H171ZM170 134V135H171ZM178 133L176 132V135H177ZM181 134V133H180ZM179 134V135H180ZM185 134H190V133H185ZM192 134H193V130H192ZM240 134H242V132H240ZM239 134V136H241ZM9 135H5L6 137H8ZM29 135V136H28ZM41 135V134H40ZM147 135V136H146ZM160 135V134H159ZM174 135V134H173ZM179 135H178V138L177 137H175L174 138V136H173V138L171 137V139H176L177 141V143L180 141L179 140ZM183 135V134H182ZM225 134H223V136H224ZM233 135V134H232ZM236 135H238V134H236ZM4 136V135H3ZM4 136V137H5ZM70 136V135H69ZM151 136V135H150ZM153 136H154V134H153ZM152 136V137H153ZM161 136V135H160ZM163 137H164V135H162ZM161 136V137H162ZM172 136V135H171ZM181 136V135H180ZM194 136H196V137H194ZM213 136H216V132H215V134L213 135ZM239 136H237L238 138H239ZM249 136V135H248ZM1 137H2V134H1ZM3 137V138H4ZM12 137H17V136H15V134H14V136L12 135ZM34 137V136H33ZM41 137V136H40ZM48 137V136H47ZM46 136H45V138H46V140H45V142H47V141H49V139L47 138ZM155 137H156V135H155ZM155 137H153V139L156 141V142H154L153 140V142L156 144H158V145H162V142H161V144H159V140H164L163 139V137H162V139H157V138H155ZM160 137V138H161ZM167 137V136H166ZM182 137V136H181ZM209 137V138H210ZM220 138H221V135L219 136ZM251 137V136H250ZM249 137V138H250ZM254 137V136H253ZM9 138V137H8ZM7 138V139H8ZM22 138H21V141H20V139H18V137H17V141H20V144L19 145H16V144H13L12 146H17V148L20 146V145H22V144H24V143H21L22 142ZM44 138V139H45ZM159 138V137H158ZM167 138H169L170 139V137H167ZM167 138H165V139H167ZM184 138V137H183ZM190 138H191V136H190ZM219 138V139H220ZM228 138V137H227ZM258 138V137H257ZM2 139V138H1ZM11 139V138H10ZM31 139H33L32 138V135H31ZM48 139V140H47ZM112 139H113V141H112ZM169 139H167L168 141H169V143H168V141H166L167 142V150H168V146H170L169 144H172V146L176 143V142H174V141H172V142H174V144L171 142L170 143V140ZM180 139H182V138H180ZM188 140L189 138H188V135L186 136V138H184V140ZM212 139H213V137H212ZM214 139H216L215 137H214ZM217 139H218V135H217ZM41 140V139H40ZM40 140H39V142H40ZM58 140V141H59ZM65 140H67L66 138H65ZM183 140V139H182ZM187 140L185 141L186 143L185 144H188L190 147H194V145H196L195 144V142L193 141L192 142V140L191 139H189V142H187ZM211 140V139H210ZM209 139H208V141L207 142H209V143H205V144H203V143H201V146H199V145H196V149H198L199 151H200V148L201 147H203V150L205 151V146H203V145H210L211 143L210 142H212V141H210ZM32 141H34V140H31L30 142H32ZM135 141V140H134ZM135 142V143H133V144H129L128 142V145L130 146H128L129 148H125L124 150L122 149V146L120 147V144L119 143H117V144H119V145H117V144H115V146H119L120 148H121V150H123L122 152H121V150L119 149V152H118V154L117 155H115L113 158H110V159H108L107 160V158L105 159V160H107V161H105L104 160V162L102 161V163L100 162V158H99V163H101V164H99L98 163V165H93V166H89V167H87V168H85L84 170H82V168H79L80 170H82L81 171V173H79V175L81 174V177H78V179L76 178L75 179V177L78 175V174H76V176H75V174H73V173H75V171H77V170H73L74 172L72 173V170L70 169V171H69V173L66 171V168H64V167H62V168H64V172H66V175L69 177L70 176V180H68V182H66L65 180V183H69V181H70V185L69 186H73V185H77V183H79V182H77V183H72V180H71V178H72V176L74 175L75 177L73 178V179H75V180H78V181H80V179H81V182L83 181L84 183H85V187L87 186V184H89V182L91 181V180H93V179H95L97 176H99L100 174L102 175V173H105V174H103V176L104 175H106L108 172L109 173H113L114 171L116 172V171H118L119 169H117V168H119L120 167V164H123V163H126V164H124V165H122V167L124 166L125 168L127 167V168H129V167H131V169L130 170H132V169H134V168H136L137 166H139V165H141L142 164V162H146V159L145 160H141V159H143L144 158V156H147L148 157V155L150 154V153H152L153 151H152V149H153V147H152V141H151V143H149V144H146L147 142L145 141V143L143 142V143H140V142ZM144 141V140H143ZM206 141V140H205ZM251 141H253V140H251ZM255 141V140H254ZM258 141V140H257ZM44 142V143H45ZM51 141H49V142H47V143H49V144H51L50 143ZM65 142V141H64ZM122 143V144H127V143ZM131 142H133V141H131ZM150 142V141H149ZM166 142H164L163 141V143L165 144ZM192 142V143H191ZM214 143L215 142H217V141H213ZM29 142H27V144H28ZM41 143V142H40ZM43 143V140H42V144H41V147L40 148H42V146L44 145V146H46L45 144ZM58 143V142H57ZM66 143V142H65ZM114 143H112V144H114ZM154 143H153V145H154ZM176 143V144H177ZM179 143H181V141L179 142ZM179 143L177 144V145H179ZM192 145H190V144ZM193 143H194V145H193ZM197 143V142H196ZM213 143V144H214ZM220 143H222V142H220ZM17 144H18V142H17ZM30 145L32 144V143H29ZM29 144H28V146H29ZM35 144V143H34ZM38 144V143H37ZM156 144V145H157ZM162 145V146H166V145ZM175 144V145H176ZM182 144V143H181ZM184 144V143H183ZM182 144V145H183ZM216 144H218L219 145V142L218 143H215L212 147H210V148H212L211 150H213V152H215L214 151V149H213V147L216 145ZM251 144V143H250ZM249 144V145H250ZM40 145V144H39ZM52 145V144H51ZM55 145V144H54ZM72 145H74L73 147H71ZM155 145V146H156ZM174 145V146H175ZM187 145V146H188ZM209 145H208V147H209ZM212 145V144H211ZM210 145V146H211ZM248 145V146H249ZM253 145V144H252ZM251 145V146H252ZM255 145V144H254ZM262 145V144H261ZM126 146V147H127ZM174 146H173V148H174ZM180 146V145H179ZM184 146H186V145H184ZM186 146V147H187ZM199 146V147H198ZM256 146V145H255ZM31 147V146H30ZM29 147V148H30ZM50 147V146H49ZM104 147V148H103ZM123 147H125V146H123ZM190 147H188V148H190ZM215 147H217V146H215ZM220 147H221V145H220ZM253 147V146H252ZM10 148V147H9ZM9 148L8 149H6V150H8V154H12V155H14V153H12L11 151H12V149L13 148H11V150H10V152H9ZM14 148H16V147H14ZM22 148V147H21ZM20 148V149H21ZM26 148V147H25ZM28 148V147H27ZM37 148V150H38V148H39V146L37 147V146H35V149ZM39 148V149H40ZM72 149V150H70V152H68L67 150H69V149ZM101 148H103V149H105L106 148V150L107 151H100V149ZM112 148V149H111ZM116 148V147H115ZM152 148V149H151ZM156 148V147H155ZM158 148L160 149V147L158 146ZM163 148V147H162ZM162 148H161V150H162ZM172 148V151H174L175 149H173ZM180 148H181V146H180ZM209 148V149H210ZM258 148V147H257ZM3 151H4V149L3 148H1ZM19 149V150H20ZM22 149H24V148H22ZM21 149V150H22ZM33 149V148H32ZM151 149V150H150ZM159 149H157L156 151H157V153L155 154L156 156H158L159 155V153L161 152V151H159ZM170 149H171V146H170ZM183 149H184V147H183ZM191 149V148H190ZM190 149H188L189 151H190V154H192V152H191V150ZM195 149V148H194ZM221 149V148H220ZM247 148H245V150H246ZM250 149V148H249ZM259 149V148H258ZM1 150V151H2ZM5 150V151H6ZM18 150V149H17ZM20 150V151H21ZM48 150V149H47ZM116 150V149H115ZM151 152H150V151ZM154 150V149H153ZM165 150V149H164ZM163 150V151H164ZM184 150H187V149H184ZM198 150H196V151H198ZM201 150H202V148H201ZM202 150V151H203ZM243 151L242 150V152L244 153V157H245V155L247 154L246 153V151L248 152V150H246V151ZM253 150V153L255 154V152H254V149H252ZM0 151V152H1ZM3 151H2V153H1V155L2 156H4V154H3ZM29 151V150H28ZM34 151V150H33ZM36 151V150H35ZM63 151H67V154H61L60 155V157H61V161H60V158L59 157H56L55 158V160L57 159V158H59V161L61 162H59V163H56L57 161H58V159H57V161H55L53 158L56 156V155H58L59 156V154L60 153H63ZM118 151V150H117ZM116 151V152H117ZM155 151V152H156ZM158 151H159V153H158ZM171 152V150H168V151H166V152ZM177 151V153L180 151V149L179 150H176ZM182 152H183V154L184 153H186V152H188V153H186L185 155H187L188 156V154H189V151H183V150H181ZM192 151H194L193 150V148H192ZM198 151V152H199ZM217 151V150H216ZM222 151V150H221ZM229 151V150H228ZM250 151L251 150H249V153L247 154V155H249V154H251L250 153ZM14 152H15V150H14ZM21 152H24V151H21ZM27 152V151H26ZM29 152H32V151H29ZM147 152H149V154L147 153ZM175 152V151H174ZM174 152H171V153H174ZM182 152L180 153V155H183L182 154ZM201 152V151H200ZM206 152V151H205ZM219 152H220V150H219ZM241 151H240V153H242ZM259 152V151H258ZM6 153V152H5ZM17 153V152H16ZM20 153V152H19ZM33 153V152H32ZM102 153V154H101ZM107 153H106V156H108L107 155ZM147 153V155H145ZM154 153V152H153ZM163 153H165V152H163ZM194 154L195 153H197V152H193ZM207 153H210L211 154V152H207ZM206 153V154H207ZM216 153V152H215ZM232 153V152H231ZM238 153H239V151H238ZM239 153V155L237 154V153H235V151H234V154H235V157H236V154L240 157H236L237 159L239 158V159H242L243 160V162L245 161H247V160H245V158L244 157H242L241 156V154ZM242 153V154H243ZM257 153V152H256ZM21 154V153H20ZM25 154V153H24ZM31 154V153H30ZM109 154V155H110ZM116 154V153H115ZM158 154V155H157ZM176 154V153H175ZM179 154V153H178ZM177 154V155H178ZM202 154H205L204 152L202 153ZM201 154V155H202ZM205 154V155H206ZM213 154V153H212ZM229 154H230V152L229 153H227V155H228V157H229ZM234 154H230V157H229V159L226 161L225 160V154H224V160H222V161H226V163H230V164H232L231 163V161H229V160H232L231 159V157H233V158H235L234 157ZM264 154V153H263ZM7 155V154H6ZM11 155V156H12ZM22 155H23V153H22ZM113 155V154H112ZM112 155H110V156H112ZM151 155H153V154H151ZM155 155L152 157V158H154L155 157ZM164 156L162 153L160 154V156H158V157H156L157 159L158 158H160V157H162V156ZM180 155H179V158H178V156H175L174 154H173V156L172 157H176V159L178 158L179 160V162H180V158H182L183 159V161L184 160H187V158H184V157H180ZM197 155H200V154H197ZM208 155V154H207ZM218 155V156H217ZM246 155V156H247ZM252 155V154H251ZM259 155V154H258ZM8 156V155H7ZM18 157V156H20V155H18V154H15V156H14V158L15 157ZM91 156H93V157H91ZM105 156V155H104ZM150 156V155H149ZM165 156H167L168 157V153H167V155H165ZM208 156H210L209 158H211V156H214V154L213 155H208ZM221 156V154H219V153H217V154H215V158H217V157H220ZM250 156V155H249ZM255 155H253V156H250L249 158L251 159L250 161H247V162H251L252 161V159L253 158H251V157H254ZM262 156V155H261ZM10 157V156H9ZM109 157V156H108ZM151 157H149L150 158V162L152 161V159H151ZM189 157H190V155H189ZM192 157L194 158L195 156H191V159H192ZM197 157V156H196ZM200 157V156H199ZM206 157V156H205ZM205 157H201V159H203V158H205ZM8 158V157H7ZM6 157H5V159H7ZM163 158V157H162ZM166 157H164L163 159H165ZM215 158H213L212 157V159L214 160ZM221 158V157H220ZM220 158H217V159H219V161H220ZM235 158V159H236ZM246 158H248V156L246 157ZM257 158H259V157H257ZM4 159V158H3ZM3 159H1L0 160V162H2L3 161ZM11 159H13V156L12 157H10V159H9V161L11 160ZM54 160L53 162H55L56 164H54L53 162L51 163V161L50 160ZM63 159V160H62ZM170 159H172V158H170ZM174 159V158H173ZM176 159H174V160H176ZM190 159V158H189ZM198 158H196V160H197ZM199 160L198 159V161H201V163L205 160V164L208 162V160H209V165H207V166H209V167H207V168H212V169H214L213 167H211V166H214V165H211V164H214L215 163V160L214 161H210V159H208V157H206V159H208V160H206V159H204V160ZM211 159V160H212ZM254 159H256V158H254ZM253 159V160H254ZM8 160V159H7ZM148 160V159H147ZM155 161H156V159H154ZM158 160H160V159H158ZM157 160V161H158ZM162 160V159H161ZM160 160V161H161ZM167 160H168V158H166V162H167ZM249 160V159H248ZM258 160H260V159H258ZM5 161V160H4ZM140 161V162H139ZM155 161H152V162H154L156 165H157V163L155 162ZM182 161V163H184ZM190 161V160H189ZM188 160L186 161L187 163H190L191 165H190V169H192L191 167H192V162L190 161L189 162ZM207 161V162H206ZM229 161V162H228ZM255 161V160H254ZM254 161H252V165H250L249 163H247L246 162V164H245V166L244 165H241V167L239 166L240 164H238V166H239V168H242V166H243V168L244 169H246V168H248L247 167V164H249L250 166H252L253 167V165H255L254 167H256V169H259V168H257L258 166H260V164L259 163H261V162H259L258 163V165H257V163L256 164H254ZM14 162V161H13ZM49 162L51 163V165L52 164H54V165H58V164H62V166H60L59 165V167L56 169V168H54L55 170H57V172H55L54 171V169H51V168H53V167H49V169H51V170H49V169H46L45 167L46 166H48V164H49ZM73 162V163H72ZM137 162H139V163H137ZM148 162V164L150 163L149 161H147ZM151 162V163H152ZM162 162H164V161H161V163ZM166 162H165V166L168 164H166ZM169 162V161H168ZM170 162H173V161H171L170 160ZM175 163H176V161H174ZM216 162H218V160L216 161ZM224 162H221L220 161V163H221V165L222 166H228V165H226V163H224ZM233 163L235 162L234 160L232 161ZM244 162V163H245ZM258 162V161H257ZM3 163V162H2ZM2 163H0V165H2ZM78 163V164H79ZM96 164H97V162H95ZM135 163H137V166L136 167H134V168H132V165L133 164H135ZM150 163V164H151ZM153 163V164H154ZM181 163V162H180ZM179 163V164H180ZM181 163V164H182ZM193 163H197V162H195V160L193 161ZM199 164H200V162H198ZM204 163H203V165H204ZM220 163H218V165H220ZM223 163H224V165H223ZM237 163V162H236ZM235 163V164H236ZM68 164V166H70ZM79 164V165H80ZM91 164V162H89V165ZM128 164V165H127ZM132 164V165H131ZM147 164V163H146ZM147 164V166L146 167H148L149 165ZM152 164V165H153ZM159 161H158V166H159ZM163 164V163H162ZM171 164H173V163H171ZM169 165V166H172V165ZM177 164V163H176ZM179 164H177V165H179ZM194 164V166H196V165H198V164H196L195 165ZM215 164H217V163H215ZM229 164V166L230 167H232L233 168V166H235L234 164H233V166L232 165H230ZM4 166H5V163L3 164ZM2 165V166H3ZM65 165V164H64ZM127 165V166H126ZM131 165V166H130ZM136 165V164H135ZM135 165H133V166H135ZM144 165V163L142 164V166ZM152 165H150V166H152ZM164 165V164H163ZM162 165V166H163ZM184 165V164H183ZM188 165V164H187ZM217 165V166H218ZM257 165V166H256ZM264 165V164H263ZM3 166V167H4ZM53 166V165H52ZM118 166V167H117ZM150 166H149V168H150ZM157 166V167H158ZM174 166H176L175 164L172 166L173 168H175ZM181 166V165H180ZM180 166L178 167V166H176V167H178V169L180 168ZM200 166H201V164H200ZM216 166V165H215ZM214 166V167H215ZM216 166V170H217V167ZM222 166H219V168L221 167V170L220 171H222ZM224 166V167H225ZM237 166V167H238ZM2 167V168H3ZM55 167V166H54ZM77 167H79V166H77ZM82 167V166H81ZM140 167V166H139ZM152 167H154V166H152ZM151 167V169H152V171H151V169H150V171H146V172H150L151 174H152V172L156 175L157 173H156V171L154 172L153 171V168ZM156 167V166H155ZM161 167V166H160ZM168 167V166H167ZM171 167V170H176V169H173ZM185 167L186 168H188L189 169V166L187 167L186 166V163H185V166L183 167V170L182 169H179L180 170V172H181V170L183 171V172H185L184 170H185ZM197 167V166H196ZM199 167V166H198ZM197 167V168H198ZM202 167V166H201ZM230 167H228V168H230ZM237 167L235 166L233 169L232 168H230V169H228L229 171V174H228V172H227V174H225L224 176L222 175V173L221 172H219V174H221L222 176H223V178H225V176L226 175H230V171H232V174H233V172L234 171H236V170H234L235 168L237 169ZM73 168H74V166H73ZM126 168V169H127ZM140 168H142V167H140ZM144 168V167H143ZM143 168H142V170H143ZM149 168H147V170H149ZM162 168L163 167H161V170H162ZM164 168H166V167H164ZM163 168V169H164ZM181 168H182V166H181ZM203 168V169H202ZM202 168H200V169H202V170H204V166L202 167ZM206 168V165H205V169H207ZM219 168H218V170L217 171H219ZM46 169V170H45ZM76 169H78V168H76ZM124 169V173H126L127 172V170L129 171V169ZM136 169H138V168H136ZM134 170V171H136V172H141L142 170L141 169H139V170ZM155 169V168H154ZM158 169H159V167H158ZM177 169V172L179 171ZM193 169L195 170V167H193ZM199 169V171H202V170H200ZM214 169V170H215ZM224 169H226V167L224 168ZM224 169H223V171H224ZM232 169V170H231ZM250 170H251V167L249 168ZM249 169H247V170H249ZM253 169V168H252ZM255 169V168H254ZM255 169V170H256ZM67 170H68V168H67ZM141 170V171H140ZM144 170H146L145 168H144ZM143 170V173L142 174H145V171ZM169 170H170V168L166 171V173H168L169 175H170V173H172V172H169ZM211 170V169H210ZM209 169H207V170H205V172L204 171H202V173L201 172H199L198 171V169H197V171H198V173H200V174H198L197 172V174L195 173V172H193V174H190L189 172H192V170L191 171H189V170H187L186 169V172L187 171H189V172H185L186 173V178L184 179V180H182V178H184L185 176V173L182 175V176H184V177H182L181 175V177L179 176V174H181L180 172H179V174L177 175L179 178H181V181H180V179H177V177L175 178L176 180H179L181 183L180 184H178L179 186H187V185H190V186H192V184L193 183H195V181H196V183H195V185H197L198 183H199V181H201L202 180V178L203 177H206L208 174H206V173H209V172H211ZM215 170V171H216ZM227 170V169H226ZM225 170V171H226ZM240 170H242V169H240ZM239 170V171H240ZM254 170V171H255ZM48 171V172H47ZM123 172V170H120V172ZM133 171V172H134ZM158 171V170H157ZM222 171V172H223ZM253 171V170H252ZM263 171V170H262ZM78 172H80V171H78ZM121 172V174H123L124 175V173H122ZM130 173L132 172V171H129ZM135 172V174H133L134 176L135 175H137L138 176V174H140L139 172H138V174ZM243 172H245V171H243ZM249 171H246V173H248ZM261 172V170L259 169V175L261 174V175H263L260 179L261 180H264V173L262 174V173H260ZM264 172V171H263ZM58 174V176L59 177H57V179H56V174ZM68 173V174H67ZM118 173V172H117ZM158 173H159V171H158ZM160 173H164V171H162V172H160ZM175 173V172H174ZM173 173V174H174ZM188 173H189V176H188ZM215 173V172H214ZM224 173V172H223ZM236 173H238V172H236ZM241 173H242V171H241ZM241 173H239V174H241ZM255 173L257 174V172L255 171ZM64 174V175H63ZM72 174V175H71ZM113 174H115L114 175V177H117V175L118 174H116V173H113ZM112 174V175H113ZM120 174V173H119ZM119 175V176H122V175ZM141 174V175H142ZM167 174V175H168ZM196 174V175H195ZM211 174V173H210ZM215 174H217V176H218V178H222V176H219V174H218V172H216ZM215 174H213V171H212V174L211 175H209V180L210 181H207L208 179H206V178H204L205 179V181H207V182H211V181H213V179L211 180L210 179V176L211 177H213L212 175H214V178H215ZM235 174V173H234ZM233 174V175H234ZM243 174H245V173H243ZM253 174V173H252ZM128 175H132V173L131 174H129L128 173ZM140 175V176H141ZM146 176H147V174H145ZM233 175H231V176H229V177H231V179L233 178L232 176ZM247 175V178L248 177H250L248 174H246ZM251 175V174H250ZM254 175V174H253ZM66 176V177H67ZM106 176H108L106 179H108V178H111L110 176H111V174H107ZM118 176V177H119ZM125 176H126V174H125ZM140 176H138L137 177V179L140 177ZM160 176H161V174H160ZM174 176H176L175 174H174ZM216 176V177H217ZM237 176V175H236ZM252 176V175H251ZM255 176H257V175H255ZM254 176V177H255ZM67 177V178H68ZM124 179L126 178V177H130L131 178V176H126V177H124V176H122ZM122 177H119V178H121V179H123ZM133 177V176H132ZM142 177H145V176H143L142 175ZM163 177H165L166 178V174H165V176H163ZM208 177V176H207ZM228 177V176H227ZM226 177V178H227ZM229 177H228V179H226L225 178V182H226V180H230L229 179ZM238 177V178H237ZM237 177H235V175H234V178H236V180L238 179L239 180V177H240V175L239 176H237ZM242 177V176H241ZM241 177H240V180H241ZM60 178V179H61ZM80 178V179H79ZM99 179L98 180H100V181H102V179H103V182H104V178H102V177H98ZM100 178H102V179H100ZM112 178H113V176H112ZM111 178V179H112ZM118 178V179H119ZM135 178L136 177H134V180L133 179H127L126 181H131L132 182V184L135 182ZM141 178V177H140ZM151 178H152V176H151ZM172 178H173V176H172ZM234 178L232 179V180H234ZM256 178V177H255ZM254 178V179H255ZM257 178H259V176H257ZM64 179V178H63ZM69 179V178H68ZM113 179H115V178H113ZM113 179H112V181L111 182H113ZM120 179V180H121ZM123 179V180H124ZM141 179H145V178H141ZM155 179H159V176L157 177V178H155ZM155 179H150L149 178V180L150 181H153V180H155ZM169 179H171L170 178V176H169V178L167 179L166 178V182L168 181V182H173V181H171V180H169ZM199 179V181H197ZM201 179V180H200ZM204 179L200 182L201 184H202V182L204 181ZM252 179H253V177H252ZM251 179V177L249 178V180L250 181H252L253 182V180ZM47 180L48 179H46L45 181L47 182ZM51 180H48V182H50ZM54 180V181H55ZM74 180V181H75ZM145 180H147V179H145ZM149 180H147L148 181V183L150 182ZM175 180V181H176ZM216 180V179H215ZM229 181V182H233V181ZM235 180V181H236ZM249 180L247 179V181H245V182H247V184L249 185L250 183H248L249 182ZM256 180V179H255ZM261 180H259L258 181V183L259 182H261ZM41 181V182H40ZM52 181L50 182L51 183V187H52ZM53 181V182H54ZM61 181H63V180H61ZM61 181H60V183H61ZM105 181H107V180H105ZM110 181H109V179H108V183H110ZM126 181H124V182H122V180L121 181H117L118 182V185H120L121 183H119V182H122L123 184L125 183L126 184ZM134 181V182H133ZM138 181H139V179H138ZM147 181H144V182H147ZM156 181H158V180H156ZM235 181L232 183V184H234V186H233V188H236V187H238V182L235 184ZM242 181V180H241ZM44 183V184H47V183ZM98 182V181H97ZM102 182V183H103ZM130 182V183H131ZM139 182H141V183H138L137 182V180H136V182H135V184H133V186H132V184H129L128 182H127V185L129 184L133 189H134V186L137 184V185H139L138 186V188H137V191L135 190V192L134 191H131V192H134V193H137L138 192V190H139V188H141V194L142 193H144L145 192V189H147L146 188V183H144V182H142V180L141 181H139ZM161 182V181H160ZM162 182H165V180L164 181H162ZM163 183L162 185H165L164 186V188L165 189H167V190H165V192L166 191H168V189H169V187H167L166 188V185H167V183ZM178 182V181H177ZM198 182V183H197ZM228 182V183H229ZM50 183H49V189L51 188L50 187ZM55 183V182H54ZM56 183H58V182H56ZM60 183H59V186H61V185H65V183L63 182V184H61L60 185ZM73 185H72V184ZM87 183V184H86ZM99 183V182H98ZM100 183L101 185H105V184H107L106 182L105 183ZM115 183V180H114V182H113V184ZM148 183H147V185H148ZM151 184H152V182H150ZM150 183H149V185H148V187L150 186ZM154 183V182H153ZM157 183V182H156ZM175 183V182H174ZM173 183V184H174ZM190 183H192V184H190ZM239 183H240V181H239ZM242 183V182H241ZM263 183V182H262ZM40 184H38V187H39V185ZM81 184H83V183H81ZM112 183H110V187L111 186H113V189H114V186H115V188H116V185H113ZM116 184V183H115ZM123 184H121V185H123ZM124 184V185H125ZM145 185V187L143 188V187H141V185L142 186H144ZM231 184V183H230ZM231 184V185H232ZM243 184H244V180H243ZM246 184V183H245ZM244 184V187H243V185H241V187H243V189L245 188V186H246V188L244 189V191L245 192H247L246 190H247V187H248V185H245ZM252 184V183H251ZM254 184V186H257L258 184H257V182L255 181V183H253ZM257 184V185H256ZM43 185V184H42ZM47 185H46V187H47ZM68 185L66 186V187H68ZM76 185L75 186H73L74 188L76 187ZM84 185V184H83ZM100 185V186H101ZM123 185V186H124ZM127 185H125V186H127ZM136 185V186H137ZM169 185V184H168ZM177 185V186H178ZM195 185L193 184V186L195 187ZM204 185H205V187H207V185L208 184H206V182H204ZM214 185V184H213ZM216 185V186H215ZM214 185V187H216L217 188V184H215ZM220 185V184H219ZM237 185V186H236ZM35 186V185H34ZM45 186V185H44ZM53 186H55V185H53ZM57 186L58 185H56L55 187H53L54 189H55V191H59L60 189H61V187H60V189H59V187L57 188ZM78 186V185H77ZM108 186V185H107ZM123 186H118V187H122V189H123ZM130 186H127V188H125L126 190L127 189H132V188H128V187H130ZM153 186V185H152ZM156 186V184L154 185V187ZM159 185L157 184V187L155 188V190L156 189H158V188H160V187H158ZM176 186V187H177ZM192 186V187H193ZM24 188L25 190L27 189V188ZM37 187V186H36ZM38 187L36 188V189H38ZM42 187V186H41ZM72 187V189L69 187V190H71V191H73V193H74V188ZM81 187H82V185H81ZM80 187V188H81ZM90 189H89V188ZM92 186H87L86 188H87V190H88V192L90 191V190H92V188H91ZM162 188H163V186H161ZM189 186H187V188H188ZM192 187H190V188H192ZM193 187V188H194ZM197 187V186H196ZM259 186H257V188H258ZM31 188V190L34 188V187H30ZM40 188V187H39ZM52 188V190H54ZM56 188L57 189H59V190H56ZM62 188H63V190L64 189H66L67 190V188H65L64 186H62ZM104 188V187H103ZM107 188H109V186L108 187H105L104 189H106L107 190ZM112 188V187H111ZM136 188V187H135ZM151 188V187H150ZM170 188H172V190H174V191H177V188H175L174 187V185H171L170 186ZM173 188H175V189H173ZM252 188V187H251ZM254 188V187H253ZM264 188V187H263ZM40 189H43V188H40ZM40 189H38V190H40ZM48 189V191L51 193V191L52 190H49ZM77 189V188H76ZM82 189V188H81ZM118 188H116L115 189V191L117 190ZM121 189V190H122ZM149 189V188H148ZM147 189V190H148ZM161 189V188H160ZM195 189H197V188H195ZM199 189V188H198ZM209 189H210V187H209ZM208 189V190H209ZM213 189H215V188H213ZM223 190L222 188H219L218 190ZM231 189H232V186H231V188H230V191H231ZM237 189V188H236ZM236 189H234V191L236 190ZM243 189H241L242 190V192H244L243 191ZM248 189H250V187L248 188ZM260 189H262V188H260ZM24 190V194H25V192H29V193H31L30 192V189H29V191H28V189L25 191ZM37 190V191H38ZM45 190V189H44ZM66 190H64L63 192H60V193H62V195L63 194H67V191ZM113 191V190H111V189H108V192H109V194L110 195H112V193L114 192H110V191ZM125 190V193L127 192ZM149 190H151V189H149ZM152 190H154V188L152 189ZM162 190V189H161ZM171 189H170V195L169 196H171V194H172V196H173V191H172ZM215 190H217V189H215ZM214 190V191H215ZM252 190V189H251ZM258 190V189H257ZM257 190L256 189H254V193L256 194V192H257ZM33 191H36V190H33ZM48 191H46L45 190V192H46V194L48 193ZM60 191H62V190H60ZM66 191V192H65ZM71 191H69V193L68 194H70V192ZM75 191H77V190H75ZM83 191H84V189H83ZM86 191V190H85ZM84 191V192H85ZM93 191V190H92ZM102 191V190H101ZM120 191V190H119ZM164 191V190H163ZM172 191V192H171ZM178 191H179V189H178ZM181 191V190H180ZM198 191V190H197ZM196 191V192H197ZM212 191V190H211ZM209 192V194L210 193H212V192ZM229 191V192H230ZM250 191V190H249ZM248 191V192H249ZM256 191V192H255ZM259 191V190H258ZM263 192H264V190H262ZM17 192H19L20 194H18ZM44 192V191H43ZM78 192V191H77ZM84 192H81L82 194H84ZM122 192H123V190H122ZM130 192V191H129ZM129 192H127L128 194H126V196H127V198H128V201H130L131 200V197H133V195L131 196L130 194H132V193H130L129 194ZM139 192V193H140ZM195 192V193H196ZM201 192V191H200ZM200 192H198V194L200 193ZM223 192H225L224 190H223ZM222 192V193H223ZM233 192V191H232ZM244 192V193H245ZM252 192V193H253ZM17 193V194H16ZM25 194V195H30V194ZM37 192H35L34 194H32V195H34L33 196V198H34V200H36V199H38V198H40V201H42L41 200V198L43 197V199H44V201H45V199L46 200H48L49 201V199H48V195H50V194H48V195H45V196H43V194H45V193H43L42 195L40 194V193H42L41 191L40 192H38L37 194H36ZM55 193V192H54ZM53 193V191H52V193L51 194H54ZM59 193V192H58ZM71 194L69 197H68V199L70 198L71 199V201H72V198L74 199V197H75V199L73 200V203H75L76 204V196L77 195H74V194ZM90 193H93V192H91L90 191ZM120 192H115V194H117V195H112L113 196V198H108V199H106L107 197H105V200H108V201H110L109 202V204L112 206V204L114 205L115 203V205H117L116 207L118 208V205L120 204V200L122 201V199L124 200V198H122L121 196L122 195H124L123 197H125V194H122V193H120ZM146 193H147V191H146ZM146 193H144L145 195L144 196H146L147 194L150 196V194H149V191H148V193L146 194ZM164 193V192H163ZM177 192H175V194H176ZM214 193V192H213ZM217 193V191H215V193L214 194H210V202H211V204H213V201H211V200H213L211 197H213V195H215ZM222 193H221V195H222ZM226 193V192H225ZM251 193V194H252ZM260 193V192H259ZM259 193H258V195H259ZM23 194V195H24ZM36 194V195H35ZM56 194V193H55ZM55 194H54V198L56 199V197L57 196H60V195H57L56 194V196H55ZM81 194V196L83 197V195ZM88 193H87V191H86V194H84V195H87ZM104 194V193H103ZM140 194V195H141ZM166 194V195H165ZM165 194H163V196L165 195V196H167L168 197V195H167V192L165 193ZM219 194H220V192H219ZM219 194H218V197H219ZM248 194V193H247ZM246 194V195H247ZM250 193L248 194V197H249V195H251ZM23 195H21V196H23ZM24 195V196H25ZM37 195H39V197L37 198ZM60 196V198L62 197L63 199H64V195L63 196ZM72 195H74L73 197H72ZM89 196L91 195V194H88ZM92 195H94V194H92ZM118 195L120 196V197H118ZM137 195V194H136ZM139 194L137 195L138 197L140 196ZM184 194H182V196H183ZM187 195V194H186ZM186 195L185 196H183V198H188V197H186ZM189 195H191V194H189ZM188 195V196H189ZM195 195V194H194ZM197 195V194H196ZM195 195V196H196ZM202 195V194H201ZM212 195V196H211ZM244 195V194H243ZM258 195H257V197H258ZM11 196V195H10ZM18 197V198H16V197H13V196H11V198L10 199H14L15 200V198L17 199V201L19 200V202H17L16 200V202L17 203H20V200H21V203L24 205V204H26L27 203V201H31L32 200V198H28V197H30V196H27L26 197V199H23L22 197ZM36 196V197H35ZM41 196V197H40ZM46 196H47V198H46ZM53 196V195H52ZM51 196V197H52ZM80 196V197H81ZM89 196H86L87 198L89 197ZM103 196H105V195H103ZM112 196H110V197H112ZM115 196H117L116 198H115ZM143 196V195H142ZM143 196V197H144ZM152 196V195H151ZM151 196L149 197V198H151ZM157 196H160V198H161V195H157ZM156 196V197H157ZM163 196H162V200H163ZM164 196V197H165ZM172 196H171V198H172ZM177 196H179V195H176V196H173V198L174 199H179V200H181V198H178ZM197 196H199V195H197ZM205 196V195H204ZM217 196V195H216ZM237 196V195H236ZM236 196L234 195V199H236ZM85 197V198H86ZM91 197V196H90ZM130 197V198H129ZM137 197V198H138ZM148 197V196H147ZM153 197V196H152ZM180 197H181V195H180ZM190 197V196H189ZM200 197H203V196H200ZM215 197V196H214ZM213 197V198H214ZM241 197H244V196H241ZM251 197H252V195H251ZM21 198V199H20ZM28 198V199H27ZM53 198V197H52ZM51 198V202L54 204V202L56 201V205L59 203V204H61V203H64L65 202V200H62V202H61V199H60V201L59 202H57V200H59L58 198H57V200H55V201H53L54 199H52ZM78 198V197H77ZM85 198H83L84 200H85ZM93 198V197H92ZM97 198V197H96ZM118 198V200H116ZM120 198H122V199H120ZM127 198H125V199H127ZM133 198H135V195H134V197ZM132 198V199H133ZM136 198V199H137ZM145 198V197H144ZM160 198L158 199V201L155 199V201L154 202H151V203H155L154 205H152V206H150L149 207V205H147V203H150V202H148V201H145L147 198H145V200L142 198L141 199V203L139 204L138 202V200L140 199V197L138 198V202H136V200L135 199H133L136 203L134 204V203H128V205L127 204H125V205H127L126 207L124 206V204L122 205V203L123 202H121V205L122 206H124L123 208L125 209H129V208H127L130 204L133 206V205H136L137 203V209H136V211L140 208V206L139 205H141V207L142 208H144V207H147L148 206V208H151V207H156L155 209H153V208H151L150 210H151V212H150V215H149V213L146 211V209H148V208H144L143 210L146 212V213H141V212H139V210H138V212L139 213H141V215L142 216H144V214H145V216L144 217H147L146 216V214H148L149 216L148 217H150L151 216V218L154 216V214L153 213H155L156 214V212H157V214L155 215V217H154V219L155 218H157L158 216V220L157 221H159L160 222V220H159V218L162 216V214H161V216L159 215V212H163L164 211V209H163V206H165L163 203L165 202V204H167L166 203V201H162V202H159V200H160ZM170 197L168 198L169 200L171 199ZM173 198H172V200H173ZM191 198H193V197H191ZM195 198H197L198 199V197H195ZM205 198V197H204ZM204 198H202V200L204 199ZM216 199H214V200H217V201H220L219 203H214V204H220V203H222L225 199H224V197H219L220 198V200H218V198L217 197H215ZM221 198H222V200H221ZM245 198V197H244ZM254 198H256V195L254 196ZM6 199V198H5ZM8 199L9 198H7V200H5L6 201V203H9V201H8ZM67 199V200H68ZM70 199H69V201H70ZM80 198H78V200H79ZM94 200H95V196H94V198H93ZM92 199V200H93ZM130 199V200H129ZM165 199V198H164ZM176 199V200H177ZM207 199H208V197H207ZM203 200V202H205V201H208V200ZM246 200H247V196H246V198H245ZM261 200H262V198H260ZM22 200H25V203L24 202H22ZM34 200L33 201H31V202H33L34 203ZM80 200H82V198L80 199ZM84 200H82V201H84ZM104 200V201H105ZM111 200H116V201H119L118 203L117 202H115V203H112L111 204ZM132 200V201H133ZM145 201V202H143V201ZM149 201H151L152 200V198L151 199H148ZM153 200H154V198H153ZM169 200H167L168 202H169V204H167V205H169L170 206V204H172L173 202L172 201H169ZM175 200V203L177 202V203H179V200H177L176 201ZM184 200V199H183ZM180 201V204L181 205H183L182 203H184V201ZM186 201H187V199H185ZM189 200H191L194 204H195V201H193L192 199H189ZM187 201L189 204H190V202L191 201ZM200 200H201V198H200ZM250 200V199H249ZM248 200V201H249ZM5 201H4V204H6L5 203ZM12 201V203H14L15 201H13V200H11ZM38 203H34V204H37V207L39 206L42 210H43V208H44V206H43V208L41 207L42 205H45L46 206V208L48 209V201H47V203H46V201H45V204L43 203V202H41V203H43V204H41V203H39L40 201H39V199L38 200H36ZM64 201V202H63ZM87 201H88V199H87ZM87 201L86 202H83V203H87ZM96 201H98V200H96ZM108 201H106L107 203H108ZM113 201V202H114ZM125 201V200H124ZM133 201V202H134ZM161 201V200H160ZM174 201V200H173ZM216 201V202H217ZM222 201V202H221ZM253 201H255V199L253 200ZM29 202H28V204H29ZM30 202V204H32ZM51 202H50V205H49V207L51 206ZM61 202V203H60ZM68 202V201H67ZM77 202H80L81 203V201H77ZM89 202V201H88ZM90 202H91V204H86V206L87 205H89V206H91V205H93L94 204V202L95 201H91V199H90ZM147 202V203H146ZM157 202V203H156ZM161 203V206H162V204H163V206H162V209H161V207H160V210H162V211H159L158 210V206H160V204L159 203ZM171 202V203H170ZM182 202V203H181ZM184 203V205L185 206H187L186 204H188V203ZM200 202V201H199ZM197 203L198 205L199 204H201V202L200 203ZM229 202V201H228ZM227 202V203H228ZM262 202V201H261ZM11 203V204H12ZM73 203H70V205L71 204H73ZM93 203V204H92ZM100 203V202H99ZM104 203V205H106V203L105 202H103ZM125 203V202H124ZM126 203H127V200H126ZM143 203H145V205L143 204ZM177 203H176V205L175 206H177ZM192 203V205H194ZM209 203V202H208ZM227 203H225V204H227ZM231 203V202H230ZM264 203V202H263ZM4 204H2V205H4ZM11 204L9 203V205H10V209L9 210H11V209H15L14 207H16V205L17 204H15V206L13 207V208H11ZM29 204V205H30ZM39 204V205H38ZM52 204V205H53ZM59 204L57 205L59 208H63L64 206L61 204V206H59ZM75 204H74V206H75ZM82 204V203H81ZM95 204H97V202L95 203ZM156 204H158V205H156ZM188 204V206L187 207H189L190 208V205ZM196 204V205H197ZM203 204V203H202ZM201 204V205H202ZM207 204V203H206ZM211 204H207V205H211ZM213 204V205H214ZM224 203H222V205H223ZM224 204V205H225ZM233 204H236L235 202L233 203ZM249 204V203H248ZM2 205H0V206H2ZM7 205V204H6ZM13 205V204H12ZM41 205V206H40ZM65 205V204H64ZM67 205V204H66ZM65 205V206H66ZM69 205V203H68V207L70 206ZM82 205H84V204H82ZM81 205V206H82ZM102 205V204H101ZM115 205H114V207H115ZM129 206L130 208L132 207V206ZM143 205H144V207H143ZM151 205V204H150ZM183 205V207H179V210H180V208H181V210L182 211H184L182 208H184L185 209V206ZM192 205H191V207H192ZM212 205V206H213ZM237 205V204H236ZM235 205V206H236ZM263 205V204H262ZM8 206V205H7ZM27 208H25L26 210H28V212H26V214L27 213H29V206L28 205H25ZM24 206V207H25ZM36 206V205H35ZM73 206V205H72ZM73 206V207H74ZM85 206V207H86ZM88 206V207H89ZM99 207V204L98 205H95V207ZM120 206V205H119ZM122 206H121V208H120V211L119 212H121L122 213V215H120L121 213H119L118 211V215L120 216L119 217V219H122L121 218V216H123V218L124 217H126V216H128V213L126 214L125 212H127V211H124V210H121L122 209ZM171 206H174L173 204L171 205ZM179 206V205H178ZM178 206H177V208H178ZM227 206V205H226ZM229 207L231 206V205H228ZM24 207H23V211H22V209H21V207L19 208V209H21V211H22V213H19V211H17V210H19V209H17L16 210V212H18V213H16L17 214V217L15 216L16 214H14L13 213V211L11 210L10 212H12V214L16 217V219L19 221L20 219H18V218H21V219H24L25 220V218L24 217H26L23 213H25V209H24ZM52 207V206H51ZM56 207V206H55ZM54 207V208H55ZM57 207V208H58ZM68 207H64L63 209H65V208H67V210L65 211L64 210V212L60 209V211L58 210H56L55 212L58 214V212H61V214H59V215H56V216H61L62 217V214L64 213V214H66L69 210V212H71L70 214H72V212L73 211H75L77 208V206L75 207L76 209L74 210V208H70V209H68ZM71 207V206H70ZM104 207H106L107 208V206H103L102 205V207H99L98 209H102L103 208V210H104ZM110 207V206H109ZM113 207V206H112ZM112 207H110L111 208V210H112ZM135 207V206H134ZM133 207V208H134ZM166 207V206H165ZM186 207V209L185 210H189L190 211V209H192V208H190V209H188ZM194 207V206H193ZM197 207V206H196ZM207 207H209V206H207ZM215 207V205L213 206V208ZM217 208H220V207H222V208H220V210H218L219 212H218V214H220V212L222 213V211L223 212H225L226 214L228 213H232L233 212V214L235 213V211H236V209H233L232 210V208L231 209H227V208H229V207H227V208H225V206H221L220 205V207L219 206H216ZM239 207H240V205H239ZM260 207V206H259ZM7 208V209H6ZM17 208H18V206H17ZM33 208H36V207H34L33 206ZM33 208L31 207V210L32 211H34L33 210ZM40 208H38V210H40ZM54 208H52V210L54 209ZM80 209L81 208H83V207H79ZM79 208H78V211L76 210L75 212L77 213V212H79L80 210H79ZM90 208V207H89ZM89 208H88V210H89ZM91 208H92V206H91ZM167 208H169L170 209V207H167ZM198 208V207H197ZM201 208H202V206H201ZM213 208H211V209H213ZM217 208H215V210L217 209ZM233 208H235V207H233ZM0 209H2L3 211L4 210H7V211H4V213H2V211L0 212V214H3V215H1L2 217L1 218H3V216L5 215V214H8L9 213V211H8V207H5V209H4V207L2 208V207H0ZM51 209V208H50ZM56 209V208H55ZM71 209H73V211L71 210ZM98 209H96L95 208V210L97 211ZM114 210H115V208H113ZM152 209L155 211V212H153L152 211ZM169 209H166L165 208V211L167 210H169ZM172 209V208H171ZM171 209H170V212H172L171 211ZM173 209H175V212L174 213H178V212H176V208H174L173 207ZM199 209V208H198ZM197 209V210H198ZM209 209V208H208ZM208 209H205V210H203V209H201V210H203V211H206V212H208ZM210 209V210H211ZM224 209H227V211L226 210H224ZM241 209V208H240ZM261 209V208H260ZM36 210H37V208H36ZM37 210V212H39ZM41 210V211H42ZM45 210V209H44ZM51 210V211H52ZM84 210V209H83ZM85 210H86V208H85ZM84 210V211H85ZM94 210V209H93ZM92 210V211H93ZM103 210H101L102 212H103ZM108 210H109V208H108ZM118 210H119V208H118ZM133 210V212H135V217H136V215H137V212L136 211H134L135 209H132L131 208V211ZM142 210V209H141ZM149 210V209H148ZM181 210H180V212H181ZM193 210H195V208L194 209H192V211ZM196 210V212H199V213H201L202 212V214L203 213H206V212H203V211H201L200 212V209H199V211H197ZM215 210H213L212 212H214ZM239 210V209H238ZM242 210V209H241ZM47 211H49V209L47 210ZM47 211H44V212H46V214L47 213H49V214H51V212H47ZM91 211V210H90ZM95 211V212H96ZM100 211V210H99ZM100 211V212H101ZM126 214V216H125V214L123 213V212ZM144 211H142V212H144ZM159 211V212H158ZM177 211H178V209H177ZM189 211H187V212H189ZM191 211V212H192ZM36 212V213H37ZM55 212H53L52 214H51V216L52 215H54V217H55ZM63 212V213H62ZM69 212L67 213V215L69 214ZM81 212H82V210H81ZM100 212H96L97 214H99V216H100V218L101 219H103V220H105L104 218H106L107 216H104V217H102L101 215V213ZM104 212H106V209H105V211ZM109 212H111V211H108V213L107 214H110L111 215V213H109ZM129 212V211H128ZM153 212V213H152ZM186 212V213H187ZM211 212V211H210ZM238 212V211H237ZM32 213V212H31ZM84 213V212H83ZM96 213H94V214H96ZM106 213H105V215H106ZM116 213V212H115ZM167 213H169V211L168 212H166V214L164 213L163 215H167L168 216V214ZM173 213V212H172ZM183 213H185V211L184 212H181L180 214H181V216H186V215H188L189 216V213L188 214H186V215H182ZM195 213V211L193 212V214ZM224 213V214H225ZM11 214V213H10ZM11 214V215H12ZM18 214H20V216L21 217H18ZM23 214V215H22ZM33 216H32V221H34V218H36V216H35V213L33 212ZM40 214V213H39ZM39 214L37 213V218H38V220L39 219H41L40 221H45L47 218H50V219H48V221H45V222H43V223H45V225H46V222L48 223L49 221L51 222H54L53 220H57V222H58V220H60V218L58 219V218H54V217H50V215H47V217H46V219L44 218V216H45V213H44V216H43V214H40V216L42 215V217L43 218H39ZM63 214V215H64ZM96 214V215H97ZM101 214V215H100ZM104 214V213H103ZM114 214V213H113ZM131 214V213H130ZM134 214V213H133ZM133 214H131V217H132V215ZM170 214V213H169ZM179 214V213H178ZM177 214V215H178ZM192 214V213H191ZM192 214V215H193ZM207 214V213H206ZM216 214V216H218L219 217V215L217 214V212L215 211V213H213V220L215 219V217L216 216H214ZM232 214V215H233ZM237 214V213H236ZM239 214V213H238ZM248 214V213H247ZM247 214L246 215H243L244 217L245 216H247ZM10 215V216H11ZM12 215V216H13ZM29 215V217H30V214H28ZM32 215V214H31ZM109 215V216H110ZM115 215V214H114ZM175 215V214H174ZM196 215H198V214H195L193 217H195ZM210 214H209V212H208V215H205V217H207V216H209ZM232 215H230V216H232ZM242 215V214H241ZM249 215H251V214H249ZM253 215V214H252ZM262 215H264V214H262ZM9 215H7V217H10ZM12 216L10 217V220H11V218H12ZM13 216V219L15 218ZM24 216V217H23ZM35 216V217H34ZM49 216V217H48ZM66 216V215H65ZM98 216V215H97ZM98 216V217H99ZM113 216V215H112ZM116 216V215H115ZM134 216V215H133ZM139 214H138V218H139ZM157 216V217H156ZM167 216H165V217H167ZM173 218V219H175L173 216H172V214L171 215H169V218H171V217ZM179 216V215H178ZM199 216V215H198ZM200 216H201V214H200ZM199 216V219L201 218V219H203V218H205V217H203L202 218V216L200 217ZM221 216H222V214H221ZM225 216H227L226 218H228V217H230L229 215H225ZM225 216L223 215V217L225 218ZM243 216H239L240 218H242ZM5 217V216H4ZM6 217V218H7ZM68 217V216H67ZM66 217V218H67ZM70 217V216H69ZM75 217H77V214H76V216ZM98 217H97V219H98ZM118 217V216H117ZM117 217H115V219L117 218ZM131 217H127V219L126 218H124L123 220H125L124 222H123V226H125V227H128L129 228V226L132 228V223H131V221H133L132 220V218ZM147 217V218H148ZM164 216H163V220H164V224L162 225L163 227H161V225L159 226V224L157 225V226H159V228L161 227L162 229L164 228V229H166L167 231H164V229H163V231H162V229L160 230V231H162V232H168L169 233V235L171 234L169 231H168V229H170L169 227H171L172 226V223L174 222V221H176V220H173L172 218H171V220L169 221L168 219L166 220V218H165ZM175 217H177V216H175ZM184 217H182L183 219L182 220H184ZM191 217V216H190ZM190 217H188V218H190ZM210 217H211V215H210ZM223 217H220V218H223ZM236 217V216H235ZM248 217V216H247ZM251 217H255V212H254V216H251ZM27 218H28V216H27ZM31 218V217H30ZM54 218V219H53ZM65 217L63 216V219H64ZM99 218V219H100ZM108 218V217H107ZM110 218H112V217H110ZM128 218H131V221H129V223H131V225L129 224H127V225H124V223L126 224V222H128ZM134 218V217H133ZM138 218H136V219H138ZM142 218V217H141ZM141 218H139L138 220H140ZM146 218V220L145 221H148V222H150V219L148 220ZM162 218V217H161ZM165 218V219H164ZM168 218V217H167ZM187 218V217H186ZM197 218V217H196ZM219 218V222H220V219ZM225 218V219H226ZM240 218H239V220H240ZM256 218V217H255ZM4 220H5V218H3ZM43 219H45V220H43ZM53 219V220H52ZM77 219V218H76ZM96 219V218H95ZM100 219V220H101ZM114 219V218H113ZM119 219H116V220H118V221H116V222H118V223H120L119 221H121V220H119ZM153 219V220H154ZM176 219H178V218H176ZM180 219H181V217H180ZM194 219V218H193ZM192 219V220H193ZM199 219H196V220H199ZM206 219H208V218H206ZM210 219V218H209ZM211 219H212V217H211ZM218 219V218H217ZM236 219V218H235ZM247 219V218H246ZM251 219H254V218H251ZM257 219V221L259 222V220H260V218H256ZM9 218H8V220H5V221H8V226L10 227V225H9ZM15 220V219H14ZM24 220H21V226H20V224H19V226L20 227H22V232H26V231H28V230H24L23 231V228L25 229V228H27L26 226L25 227H23L24 225V223H27L28 224V226H29V224H31L32 225V223H28V222H31V219H27V220H25V222H23ZM36 220V219H35ZM38 220H36V221H38ZM62 220V219H61ZM61 220L59 221V222H61ZM66 220V219H65ZM69 221L70 220H72V219H68ZM79 220V219H78ZM122 220V221H123ZM127 220V221H126ZM143 220V221H144ZM152 220V219H151ZM165 220L167 221V222H165ZM179 220V219H178ZM177 220V222H180V223H182V221H178ZM190 220V219H189ZM188 220V221H189ZM230 221L232 220V218H230L229 219ZM237 221H238V218L236 219ZM16 221V220H15ZM18 221H16L15 222V224H17V222ZM35 221V222H36ZM39 221V222H40ZM67 221V220H66ZM66 221H65V223H66ZM72 221H74V222H72V223H76L77 221L76 220H72ZM76 221V222H75ZM81 221V220H80ZM113 221V220H112ZM111 221V222H112ZM115 221V220H114ZM162 221V220H161ZM187 221V220H186ZM186 221H185V223H186ZM187 221V222H188ZM210 221V220H209ZM208 221V222H209ZM217 220L215 219V222H216ZM237 221L236 222H234V223H237ZM248 221H250V222H253V220H250V218L248 219ZM257 221H255V222H257ZM12 222V224H13V221H10V223ZM20 222V221H19ZM34 222V223H35ZM57 222L55 221V224H54V226L56 225L57 227H58V225H59V223L57 224ZM62 222H64L63 220H62ZM62 222L60 223L61 225H62ZM71 222V221H70ZM69 222V223H70ZM79 222V221H78ZM103 222V221H102ZM110 222V221H109ZM142 222V221H141ZM154 222V221H153ZM159 222H157V223H159ZM176 222V224H178V226L177 225H173V226H175L176 228L177 227H179V226H181V227H179L178 228V230L180 231V228H181V231L183 232V230L182 229H184L185 228V226L187 227V225H185L184 226V224H179V223H177ZM184 222V221H183ZM191 222H193V221H190V225L192 224ZM194 222H195V220H194ZM193 222V223H194ZM210 222H212V220L210 221ZM209 222V223H210ZM218 222V221H217ZM0 223H1V221H0ZM7 223V222H6ZM6 223H4L3 222V225H2V223L0 224V225H2V226H0V228L2 227H4L5 225H6ZM42 223V224H43ZM68 223V224H69ZM108 223V222H107ZM122 223V222H121ZM117 224V225H121V227L120 228H123L122 227V224ZM137 223V222H136ZM136 223H133V224H136ZM155 224L153 225V226H156V222H154ZM196 223V222H195ZM198 223V222H197ZM199 223L201 224V222H200V220H199ZM202 223H203V221H202ZM230 223V222H229ZM231 223H233V222H231ZM247 223V222H246ZM14 224V225H15ZM49 224V223H48ZM47 224V226L48 227H46V226H43L44 228L46 227V232L47 231H49V229H47V228H49V225ZM67 224V226H66V228L68 227L70 230H69V234L71 233V230H72V228L71 227H69L70 225L72 226L73 224H69L68 225ZM112 225H114V224H116V223H111ZM110 224V225H111ZM138 224V223H137ZM140 224V223H139ZM146 224H147V228L149 227V225L151 224H149L148 225V223L146 222ZM160 224H161V222H160ZM187 224V223H186ZM215 224V223H214ZM13 225V226H14ZM26 225V224H25ZM31 225L29 226V230H30V227H31ZM34 225V224H33ZM32 225V226H33ZM35 225H37V222L35 223ZM40 225V224H39ZM51 225V224H50ZM65 224H63V226H64ZM103 225V224H102ZM109 225V224H108ZM112 225L109 227V228H111V229H109V230H112L113 228H115V227H117L116 225H114L115 227H113L112 228ZM182 225L184 226V228L182 227ZM193 226H195L196 224H192ZM191 225V226H192ZM198 225V224H197ZM202 225V224H201ZM204 225V224H203ZM217 225H219L218 227H215L214 229L217 231V230H219V229H217V228H220L221 230L223 229V227L221 226L220 227V224H215V226H217ZM232 225V224H231ZM253 226H251V227H249L248 229H246L244 232H243V230L245 229H243V230H240V231H242L243 233L242 234H240L241 232H237V231H239V230H235L236 232H234V233H236L237 234V236H234V238H233V236H231L230 234H229V236H231L233 239H230V241L229 240H227L225 243L223 242V245H221L222 247H219L218 246V248L219 249H217V247H214V250H215V248L217 249L216 250V252H214L213 254H211L210 255V257L209 258H207V260L205 261V263L204 264H211V263H214V262H217L216 264H218V262L219 261H222V262H224V260H227V259H231V257H233L234 255H236V253H238L239 252V250H241L242 251V247H244V246H246V244H249V242L250 243H252V242H254L255 243V241L256 240H258L259 239V241L261 240L260 238L261 237H263L264 238V220L261 222V223H259V224H252ZM7 226V225H6ZM12 226V225H11ZM12 226V228L10 227V232H11V234H12V231H13V233H15V234H12V237H13V235H16V232H15V230H12L14 227ZM16 226H18V225H16ZM18 226V227H19ZM38 226V225H37ZM36 226V227H37ZM54 226H50V230H51V232H52V230L53 229H51V228H53ZM56 226H55V228H56ZM105 226V225H104ZM107 226V225H106ZM136 226V225H135ZM138 226V225H137ZM137 226L135 227L136 229H137ZM153 226H152V228H153ZM189 226V225H188ZM191 226H189V227H187V229L188 228H190ZM192 226V227H193ZM211 226V225H210ZM214 226V225H213ZM213 226H212V228H213ZM230 226V225H229ZM233 226V225H232ZM247 227H248V225H246ZM9 227L7 228L6 227V229H8L9 230ZM18 227H15V229H18ZM39 228L41 227V226H38ZM37 227V228H38ZM75 226H73V228H74ZM124 227V228H125ZM197 227H199V226H197ZM197 227H195L196 229H199V228H197ZM1 228V229H2ZM33 228H34V226H33ZM36 228V229H37ZM42 228V227H41ZM54 228V229H55ZM61 228L62 229H64V227H62L61 226ZM66 228L64 229V230H62V232L64 231L65 232V230H66ZM67 228V229H68ZM76 228V227H75ZM74 228V229H75ZM108 228V227H107ZM107 228H106V230H107ZM150 228V227H149ZM148 228V229H149ZM151 228V232H153V230H154V228L152 229ZM157 228V227H156ZM156 228H155V230H154V232L156 231ZM168 228V229H167ZM172 228V227H171ZM176 228H173V232H175V229ZM194 228V227H193ZM195 228H194V230H195ZM203 228V229H202ZM202 228H200V229H202L203 231H206V230H204V226L202 227ZM211 228V227H210ZM211 228V229H212ZM4 229V232L2 231V232H0V233H2L3 235H1L0 234V239H1V237L2 236H4V234H6V229L5 228H3ZM42 229V231H44ZM58 229H60V226H59V228ZM79 229V228H78ZM118 230H119V228H117ZM138 229H140V227L138 226ZM142 229V228H141ZM146 229V228H145ZM192 229V228H191ZM191 229H190V231H191ZM195 230V231H201V230ZM207 229V228H206ZM231 229V228H230ZM233 229V228H232ZM240 229V228H239ZM18 230H21V228L20 229H18ZM41 230V229H40ZM39 230V232H41ZM117 230V231H118ZM121 230V229H120ZM120 230L118 231V232H120ZM124 230L125 229H123L122 231L124 232ZM128 230V229H127ZM159 230V229H158ZM178 230L176 229V232L178 233ZM185 230H186V228H185ZM189 230V229H188ZM188 230H186L187 232H190V231H188ZM1 231V230H0ZM33 232L34 231H37L38 232V229L37 230H35V229H33L32 230ZM31 231V232H32ZM54 231H57L56 229L54 230ZM53 231V232H54ZM61 231V230H60ZM59 231V232H60ZM68 231V230H67ZM73 231V230H72ZM76 231H77V229H76ZM80 231V230H79ZM116 231V229L113 231V233H115V232H117ZM130 231V230H129ZM128 231V232H129ZM135 230H132V232L131 233H128V234H132L131 236L133 237L134 235H137L138 234V232H139V234H138V236L140 235V231H138L137 232V234H134V233H136V231L134 232ZM160 231H158L157 233H161ZM170 231H172L171 229H170ZM181 231L179 232V234H181V236H179V234L177 235L176 233L174 234L173 233V235H177L176 237H175V240H179V238H178V236L181 238L182 237V233H181ZM185 231V233H187ZM193 231V230H192ZM223 231V230H222ZM231 231V230H230ZM18 232H20V231H18ZM17 232V233H18ZM50 232V231H49ZM50 232V234H52ZM62 232H61V234H62ZM63 232V234H62V236L63 235H65V233ZM73 232H75V231H73ZM72 232V233H73ZM110 232H112V231H110ZM142 232H143V229H142ZM199 232H197V233H199ZM212 232H215V231H213V229H212ZM223 233V232H221V231H218V233ZM7 233H8V231H7ZM21 233V232H20ZM19 233V234H20ZM29 232H27V234H28ZM58 233V232H57ZM56 232L55 233H53V234H57ZM68 233H66V234H68ZM77 233V232H76ZM81 233H82V230H81V232H80V235H81ZM86 233V232H85ZM122 233V232H121ZM121 233H116L117 235H118V237L121 235ZM125 233V232H124ZM127 233V232H126ZM144 233V232H143ZM156 232H155V234H157ZM165 233V234H166ZM167 233V234H168ZM184 233V234H185ZM192 233H195L194 231L192 232ZM197 233L196 234H192L193 235V237H194V235H196V237H197V239H198V235H200V234H198L197 235ZM217 233V234H218ZM9 234V233H8ZM34 234V233H33ZM33 234H29V238H32V236H33ZM37 234L38 233H36V240H37ZM40 234V233H39ZM110 234V233H109ZM148 236H150L148 233H146ZM144 235V234H141V235H143V241L145 242V240H144V238H145V236H146V240L147 241H151V240H149L150 239V237L147 239V235ZM153 234V233H152ZM151 234V235H152ZM155 234H153L151 237L153 238V236H155V241H156V243H157V241H159V236H157L156 237V235ZM164 234V235H165ZM183 234V235H184ZM188 234V233H187ZM190 234V233H189ZM188 234V235H189ZM221 234H218V235H221ZM224 234V233H223ZM226 234V233H225ZM224 234V235H225ZM235 234V235H236ZM18 235V234H17ZM16 235V236H17ZM20 235H22V234H20ZM20 235H18V236H20ZM24 235V236H23ZM22 235V239H24L26 236V234H23ZM42 235L44 236V232H43V234H40V235H38L39 236V238H38V240L40 239V236H41V238H42ZM47 235V238L49 237V235H48V233L46 234L45 233V236ZM73 236H74V233L72 234ZM78 235V234H77ZM76 235V237H78ZM79 235V236H80ZM92 235H94L95 236V234H92ZM91 235V236H92ZM111 235V234H110ZM115 235V234H114ZM117 235H115L116 237H115V239H118L117 238ZM161 235L162 234H160V239H162L161 238ZM191 235V234H190ZM204 235V234H203ZM217 236L216 235V233L215 234H213V236ZM223 235V236H224ZM8 236V235H7ZM15 236V237H16ZM17 236V237H18ZM28 236V235H27ZM31 236V237H30ZM34 236V237H35ZM54 236V235H53ZM57 236V235H56ZM61 236V235H60ZM59 236V238H61ZM67 236V235H66ZM65 236V237H66ZM71 236V235H70ZM70 236H68L71 240H74V239H72V236L70 237ZM91 236L89 237V238H91ZM113 236V235H112ZM124 237V234H122L121 235V237H119V238H121V239H123V237ZM205 236H208V235H205ZM205 236H203L202 238L203 239H201V240H205L204 239V237ZM14 237V238H15ZM16 237V238H17ZM51 237V236H50ZM55 237V236H54ZM54 237L52 238V239H54ZM67 237V242H68V244H69V246L71 245L72 246V244H75V243H72L73 241H70V243H69V238ZM75 237V238H76ZM167 239H168V237L167 236H165ZM164 237V238H165ZM183 237H186L187 238V236H183ZM221 237V241H222V239H224L223 237H222V235L220 236ZM5 238H8V237H6L5 236ZM10 238H11V236H10ZM14 238H12V240L14 241V240H17V242L16 241H14V242H16V243H18L20 240H19V238H17V239H14ZM20 238V239H21ZM58 238V237H57ZM57 238H55V239H57ZM74 238V237H73ZM127 238H130V236L128 237V235H127V237H126V240H127ZM133 238H135V237H133ZM157 238V239H156ZM163 238V239H164ZM170 238H173V236L172 237H169V239L168 240H170ZM185 238V239H186ZM201 238V236H199V239ZM209 238V236L207 237V239ZM216 238V237H215ZM2 239L3 240H5L4 239V237H2ZM0 240V241H3V240ZM43 239V238H42ZM42 239L41 240H39V244H40V241H42ZM50 241L52 240L51 238H48ZM79 239L81 240L82 239V236L81 237H79ZM108 239V238H107ZM109 239H112L113 240V238H109ZM121 239H119L120 241H121ZM154 239V238H153ZM174 239V238H173ZM185 239H183V240H185ZM189 239V238H188ZM188 239L186 240V242L188 241ZM195 239V238H194ZM197 239H195V241L196 242H201V240H199L198 239V241H197ZM206 239V240H207ZM217 239H219V238H217ZM229 239V238H228ZM11 240V241H12ZM33 240H35V239H33ZM44 240V239H43ZM46 240V239H45ZM44 240V241H45ZM49 240H47V241H49ZM62 240V238L58 241V240H54V244L53 245H55V247L57 248V246H60L61 245V248H63V245L64 244H66V240L65 239H63V241L65 240V242H63L64 244L62 245V244H57V243H59V242H62L61 241ZM76 240V239H75ZM74 240V241H75ZM78 240V239H77ZM76 240V241H77ZM83 240V239H82ZM87 240H89V239H87ZM126 240H124V242L127 244L128 242H126ZM139 240H140V237H139ZM166 240V239H165ZM168 240H166V243L167 244H165L166 246L168 245H171V244H168ZM216 240V239H215ZM225 240V239H224ZM12 241V242H13ZM22 241V240H21ZM30 242H31V240H29ZM48 242V243H50L51 244V247H52V241L51 242ZM85 243H87V241H85V240H83ZM93 241V240H92ZM96 241V240H95ZM128 241H130V240H128ZM141 241H142V239H141ZM155 241H154V243H155ZM172 242H174L173 240H171ZM170 241V242H171ZM176 241V242H177ZM220 241V240H219ZM3 242H6V241H3ZM8 242H10V239H9V241H7V243ZM13 242V244L15 245V243ZM25 242L27 243V240H25ZM34 242H37V244H38V241H33V243ZM55 242H56V244H55ZM122 242H123V240H122ZM131 242H133L134 244H135V242H136V239H134L133 241H131ZM162 243V245H163V243H165V241H159V243ZM171 242V243H172ZM179 242V241H178ZM177 242V243H178ZM180 242H181V239H180ZM179 242V243H180ZM204 242H207V241H204ZM204 242H202V243H199V244H204ZM216 242H217V240H216ZM215 242V243H216ZM258 242V241H257ZM256 242V243H257ZM1 243V242H0ZM11 243V242H10ZM22 243V242H21ZM24 243V242H23ZM25 243V244H26ZM33 243H31L30 245H32ZM42 243L43 244H47V242H43L42 241ZM72 243V244H71ZM77 243H80V245H81V243L82 244H85V243H83L82 241L80 242H77ZM76 243V244H77ZM119 243H121V242H119ZM125 243H123V244H118L119 246H123V250L125 251L126 249L127 250H130V252H131V250L132 249H130V242H129V245L125 248L124 246H125ZM138 243H139V241L136 243V245H138ZM143 243V242H142ZM142 243H140V246H141V244ZM146 243H148V242H146ZM153 243V244H154ZM155 243V244H156ZM179 243H178V245H179ZM209 243V242H208ZM255 243V244H256ZM2 245H0V248L2 247V249L1 250H3V246L5 245V243H1ZM4 244V245H3ZM9 244V243H8ZM12 244V243H11ZM19 244V243H18ZM25 244H23V245H25ZM28 245H25V246H29V243H27ZM37 244H33V248L35 249L36 248V246L35 245H37ZM38 244V245H39ZM42 244V245H43ZM68 244H66V246H68ZM88 244V243H87ZM89 244H90V242H89ZM88 244V245H89ZM92 244V243H91ZM91 244H90V246H91ZM134 244L132 245V243H131V245L132 246H134ZM144 244V243H143ZM181 244V243H180ZM188 245H189V247L190 248H192L194 245L193 244H190V243H187ZM217 244V243H216ZM219 244H221L220 242H219ZM262 245H263V243H261ZM14 245H12V246H14ZM23 245H22V247H23ZM41 245V244H40ZM37 246V247H43L44 248V246ZM49 245V244H48ZM47 245V246H48ZM113 245V244H112ZM115 245H116V243H115ZM115 245L112 247V249L111 250H115L116 248H115ZM117 245V246H118ZM178 245H174V246H178ZM188 245H186L187 247H188ZM207 245V244H206ZM10 246V245H9ZM68 246V247H69ZM70 246V248H72ZM81 246H83V245H81ZM143 246V245H142ZM144 246H146V244L144 245ZM151 246V245H150ZM153 246V245H152ZM152 246H151V248H152ZM157 246H158V243H157ZM172 246H173V244H172ZM181 246V245H180ZM183 246H185V245H183ZM183 246H181V249L183 248ZM185 246V249L187 248ZM196 246H198V245H196ZM195 246V247H196ZM200 246V245H199ZM205 246V245H204ZM209 246L210 245H208V247L207 248H209ZM253 246V245H252ZM258 246V245H257ZM261 246V245H260ZM8 247V246H7ZM19 248L18 246H17V244H16V246H15V248ZM31 247V246H30ZM29 247V248H30ZM54 246H53V248H55ZM68 247H66V248H68ZM75 247V246H74ZM76 247H79V249H81V248H83V247H80V246H78V245H76ZM84 247H86V246H84ZM139 247V246H138ZM138 247H136L137 248V250H138ZM154 247V246H153ZM171 247V246H170ZM170 247H166V250L168 249V248H170ZM202 247H203V245H202ZM15 248H14V250H15ZM20 248H21V245H20ZM19 248V249H20ZM23 248H27V251H26V253H27V256H28V253H29V251L30 250H28V247H23ZM22 248V249H23ZM33 248L31 249V251L33 250ZM43 248H41L40 250L41 251H43ZM52 248V249H53ZM59 248V247H58ZM57 248V249H58ZM66 248H64V251H68L69 250V248L68 249H66ZM89 248V246L87 247V249ZM125 248V249H124ZM133 248V247H132ZM136 248H135V246H134V249L136 250ZM143 248V247H142ZM164 248V247H163ZM173 248V247H172ZM180 248V247H179ZM197 249L199 248V247H196ZM245 248V247H244ZM256 248V247H255ZM39 249V248H38ZM45 249H47V247L45 246ZM45 249H44V253H43V259H40L41 258V256L42 255H39L38 257H39V259L40 260H43V261H46V260H49V259H47L46 257L47 256H49L48 254H49V249H50V245L48 246V253H47V251H45ZM52 249H50V250H52ZM53 249L54 251H60V252H57V253H55V254H57L58 255V253H60L61 254V252H62V250L63 249ZM76 249V248H75ZM79 249H77V250H74V252L76 253V252H79L78 250ZM99 249V246L97 247V249H94L93 248V250H98ZM133 249V250H134ZM146 249V248H145ZM153 249V248H152ZM176 249V248H175ZM174 249V250H175ZM188 250H186V252L187 251H191V250H189V248H187ZM197 249H193L192 248V253L193 252H195ZM205 249V248H204ZM204 249H202V250H204ZM212 251H213V248H210ZM252 249V248H251ZM1 250H0V252H1ZM4 250H5V248H4ZM3 250V251H4ZM10 250V249H9ZM13 252H14V250H13V248L11 249ZM39 250V252H41ZM70 250H72V249H70ZM84 250H86V248L84 249L83 248V250L81 249V252L82 253H84V258L86 259L87 257H89V256H91V255H86V254H89L87 251H86V254H85V251ZM142 249L140 248V251H141ZM147 250V249H146ZM146 250H142L143 252H140V253H142L141 254V257H142V255H144V254H146L147 253V255H145V257L146 256H148V257H150V258H148V257H146V258H148V259H146L145 257V259L146 260H150V262L155 258V260L154 261H156V259H157V257L158 256H156V257H154L152 260H151V256H155V252L153 253V254H151L150 253V248L148 249V251H146ZM168 250H171V248L170 249H168ZM177 250H179L180 251V249H177ZM177 250H175V252H172V253H176V251ZM199 250V249H198ZM197 250V251H198ZM200 250H201V248H200ZM206 251H207V249H205ZM210 250V251H211ZM8 251V250H7ZM18 251V250H17ZM21 251V250H20ZM24 250H22L21 252H23ZM65 252L66 254L67 253H71L72 255L74 254L73 253V251H70V252ZM89 251V250H88ZM117 251L119 252V250L117 249ZM151 251H153V250H151ZM159 251H161V253H162V250H159ZM163 251H164V249H163ZM182 251V250H181ZM185 250L183 249V251H182V253L184 252ZM196 251V252H197ZM5 252V251H4ZM8 252H10V251H8ZM12 252V253H13ZM19 252V251H18ZM34 251H32V253H33ZM38 252V250L36 249V252H34L33 254L32 253H29V254H32L33 255V259H34V254H36ZM45 252H46V254H45ZM52 252L53 251H50V254L52 255ZM93 252H95V251H92V253ZM114 251H112V254L114 255V253H113ZM129 253V251H126V253ZM133 252V251H132ZM129 253L130 255L131 254H133L134 255V253ZM138 253H139V251H137ZM137 252L135 251V255L138 257V255L140 254H138L137 255ZM145 252V253H144ZM158 252V250L156 251V253ZM165 252V251H164ZM163 252V253H164ZM178 252V251H177ZM207 252H209V250L207 251ZM2 253L3 252H1V255H2ZM20 253V252H19ZM19 253H17L16 255H18V256H16V255H13V256H15V257H19L20 255H21V253L19 254ZM23 253H25V252H23ZM53 253V254H54ZM63 253V252H62ZM64 253V255H62L61 256V258H57L58 256H56V259L59 261V262H57V263H62L63 262V260H64V264L66 263V264H73V262L72 263H68L70 260L68 259V260H66L68 257L67 256H65L66 254ZM91 253V252H90ZM91 253V254H92ZM111 253V252H110ZM116 253V252H115ZM122 253V250H121V252H119L118 254H121ZM144 253V254H143ZM148 253H150V256H149V254ZM161 253H159L158 255H162ZM171 252H168V254H172ZM189 253V252H188ZM192 253H190V256H191V254ZM258 253V252H257ZM257 253H256V255H257ZM263 253V252H262ZM42 254V253H41ZM45 254V255H44ZM55 254H54V256H55ZM71 254H69V255H71ZM80 254V253H79ZM129 254H126V256L128 255L129 256ZM168 254H166L167 256H168ZM193 254H195V253H193ZM208 254V253H207ZM260 254V253H259ZM25 256H26V254H24ZM37 255H38V253H37ZM71 255V256H72ZM113 255L111 256V257H113ZM122 255H125V252H123L122 253ZM164 255V254H163ZM166 255H164V257L166 256ZM173 255V254H172ZM179 255V256H178ZM186 255H187V253H186ZM189 255V254H188ZM200 255V254H199ZM209 255V254H208ZM262 255V254H261ZM264 255V254H263ZM3 256H5V255H3ZM7 256V255H6ZM22 256V255H21ZM44 256H45V260H44ZM53 256V257H54ZM63 256H65L66 257V259L63 257ZM71 256H69V258H71V260L72 261H74L75 262V260L74 259H76V258H74L73 259V257H76L77 256V254L76 255H74L73 257H71ZM80 256H83V254H80L79 256H77L78 258H80V260H81V258L82 257H80ZM87 256V257H86ZM115 256H116V254H115ZM117 256H120V255H117ZM127 256V257H128ZM136 256H132L131 255V257H133L132 259H134V257H136ZM171 256V255H170ZM175 256H178L177 257V259L178 258H180L181 259V261H180V264H182L183 262L182 261H187L188 262V260H183L182 258V256L180 255V254H177L176 253V255ZM189 256V257H190ZM196 255H194V257H193V255H192V257H193V259L195 260L196 259V257H195ZM258 256H260V255H258ZM2 256H0V258H1ZM30 258H31V256H29ZM28 257V258H29ZM52 256H49V258H51ZM53 257L51 258V260H54L53 259ZM63 257V258H62ZM126 257V258H127ZM130 257V256H129ZM130 257V258H131ZM162 257V256H161ZM160 257V258H161ZM169 257V256H168ZM167 257V258H168ZM172 257V256H171ZM182 257V258H181ZM185 257H188V256H185ZM184 257V258H185ZM191 257V258H192ZM198 257V256H197ZM257 257V256H256ZM264 257V256H263ZM4 258V260H6V258L5 257H2V259ZM20 259H21V257H19ZM19 258H17V260L16 261H18L19 260ZM35 258H36V256H35ZM78 258L76 259V262H77V260H78ZM84 258H82V261L80 262V263H83V259ZM117 258V257H116ZM122 258H124V257H122ZM160 258H158V260H159V262H157V263H161V261H163V260H160ZM163 258V257H162ZM174 255H173V262H176L177 261V264H179L178 262H179V259L177 260V259H175L176 261H174ZM201 258V257H200ZM234 258V257H233ZM2 259H0V261L2 260ZM25 259H27V258H23V260L25 261ZM33 259H32V261H33ZM36 259H38V258H36ZM55 259V260H56ZM61 259H63L62 261H61ZM113 259V258H112ZM118 259V258H117ZM128 259V258H127ZM169 259H171V258H169ZM190 259V258H189ZM198 259V258H197ZM202 259V258H201ZM254 259H256V258H254ZM31 259H29V261H30ZM40 260H38V263L37 264H40V262H43V261H40ZM55 260L54 261H48L49 262V264H51V263H56L55 262ZM65 260L66 261H68V262H65ZM80 260H78V264H80L79 263V261ZM116 260V259H115ZM115 260H113L112 261V263L114 262V264L116 263L115 262ZM119 260V262H121V259H118ZM117 260V261H118ZM123 260V259H122ZM126 260V259H125ZM157 260V261H158ZM190 260H192V259H190ZM194 260H192V261H194ZM199 260V259H198ZM197 260V261H198ZM253 259L251 258V260L250 261H252ZM257 260V259H256ZM7 261V260H6ZM15 261V260H14ZM19 261H22V260H19ZM18 261V262H19ZM32 261H30V262H32ZM130 261H132V260H130ZM154 261H152V264H154L155 262ZM167 261V263L165 262V261H163L165 264H168V262H169V260L167 259L166 260ZM171 261V260H170ZM197 261L195 262V263H197ZM247 261V260H246ZM249 261V262H250ZM258 261H262V260H259L258 259ZM263 261H264V258H263ZM26 262H28V259H27V261ZM71 262V261H70ZM85 262V261H84ZM87 262V261H86ZM89 262L90 263H93V260L91 261H89V259H88V263L87 264H89ZM119 262H117L116 264H118ZM127 262H128V260L125 262L126 264H127ZM154 262V263H153ZM162 262V263H163ZM173 262H171V263H173ZM201 262V261H200ZM200 262H199V264H200ZM234 262H235V260H234ZM233 262V263H234ZM5 263V262H4ZM11 263V262H10ZM15 263V262H14ZM22 263L23 264H25L23 261H22ZM22 263H20V264H22ZM36 263V262H35ZM43 263H45V262H43ZM56 263V264H57ZM62 263V264H63ZM132 263V262H131ZM131 263H129V264H131ZM133 263H135V262H133ZM161 263V264H162ZM170 263V262H169ZM170 263V264H171ZM185 263V262H184ZM191 262H188V264H190ZM221 263V262H220ZM230 263H232V261H230ZM230 263H228V264H230ZM255 263V262H254ZM254 263H252V264H254ZM260 264H261V262H259ZM1 264H3V261H1ZM6 264H7V262H6ZM29 264V263H28ZM33 264H34V261H33ZM42 264V263H41ZM45 264H48V263H45ZM75 264H77V263H75ZM83 264H85V263H83ZM122 264V263H121ZM123 264H124V262H123ZM135 264H139V263H135ZM176 264V263H175ZM198 264V263H197ZM224 264H225V262H224ZM227 264V263H226ZM239 264H243L242 262L241 263H239ZM248 264V263H247ZM250 264H251V262H250Z\"/></svg>",
    "mask_w": 264,
    "mask_h": 264
},
{
    "label": "rangeland",
    "instance_id": "obj_2",
    "mask_svg": "<svg viewBox=\"0 0 264 264\" xmlns=\"http://www.w3.org/2000/svg\"><path fill=\"white\" fill-rule=\"evenodd\" d=\"M201 1H202V0H201ZM213 1H214V2H213ZM216 1H220V2L217 3ZM234 1H235V0H230L229 2H228V0H227V1H226V0H222V1H221V0H209V2H208V0H207V2H208V3H207L206 0H205V1L203 0V1H202V2H203L202 6H201V3H202V2L199 4V5H200V6H199L200 8L198 7V10H197L198 13L195 12L196 10L194 9V7H193V9H191V11H190V12L193 14V17H194V18H196L194 14H197L196 16L199 15V17H198L197 19H194V18L192 17V14L188 12V14H191V15H190L191 17L189 16L190 18L188 17V19H186V20L184 19V21L181 22V23H182L181 27L176 26V27L179 28L178 30L175 29L176 27L174 28L175 30H177L176 32L173 31V33H175V34H173L171 31H168V32H171V33H167V34H165V35H167L166 37H168V35H171V34H172V36L175 35L174 37L170 36V38L172 37L173 39H172V38H171L172 40H171L170 38H166V39L164 38L163 40L160 39L162 42L165 41V40H167V41H165V42H163V43L159 40L161 44L158 42V40H157V42H155V41H156L155 36L152 35L150 32H147V35H146V34L144 35V36H145V37L143 38L144 41L142 40V41H143V44L140 43V44H141V46L139 45L140 48H139V47L137 48L138 51L136 50L137 52H134V53L132 54V56L129 57V59L132 58L131 61H130V62H129V61L126 62V63H128V64H125V63H124L127 67H126L125 65H123V67L121 68V70H122L123 68L125 69V67H126L127 69H125V71L123 70L122 73H119V71H118L119 74H118V73L116 74V76L118 75V76H117V79H118V77L120 78V75H123L124 73L126 74V75L124 74V76H126V77H124V76L122 77V76H121L122 79H121V78H120V80L118 79V80H119L118 83L120 84V86H118V87H120V88H119L120 90L118 89L117 86H115V85L113 86L114 81H112L113 84L111 85V87H112V90H111V91H114V90L116 89V91L118 92V94H117V92L114 91L115 95H114L113 92H110V89H109V92H107V93H109V94L111 93V95H110L111 98H110L107 94H106V95L108 96L109 99H111L112 103H111V101H110L108 98H107V100L103 99V100H105V101H104V102L101 101L99 104L102 103L101 105H102L104 108L101 107V105H98V106L100 107V109H99V107H98V109H96L97 112H95V110H94V113H96V114H94V115H97V114H99V112H101V108H102V110H104L105 108H108L109 106H111V105H112V104L118 99V97L122 94V92H123L126 88L130 87L131 85H132V89H133L134 87H136V88L133 89V91H134V92H133V96L137 94L136 96H134V97L136 98V97L139 96V94H141L138 98H136L137 100H138V99L141 100V99H143V97H141V96L146 95L147 92L145 93V91H147V90L149 89L148 87H151L150 90L153 89V88H156V87L159 85V83L162 85V84H163L162 82H163L166 78H170L171 75L173 76L174 74H176V73H178L179 71H181V72L178 73L180 79L178 78V79H177V82L180 83V82L183 81L182 83H184V82L186 81L185 83H187V82H192V81H193L192 83H193V84H196V85H193L191 88L194 87L195 89H194V88H193V89H194L195 92L190 88V89L187 90L188 93H185V92H187V91H185L184 93H183V92H178V94L175 93L174 95L168 97V98H167L168 100L165 99V101H162V102H164L165 104H163L162 102H160V104L157 105V106H160V105H161L160 108H159L160 110L158 109L157 106H156V107H155V105L152 106L153 108L155 107V109L158 110V112H157L156 110H155V111L152 110L153 108L150 107V108H148V109L146 110L147 112L144 111V112L142 113V115H143V114H146V113L153 112V113H150V115H149L150 118H152V120H151L150 122H153V121L155 122V121H156L155 123H158V122H159V123H160V122L162 123V124H156V125H158V127L156 126V127H157L156 130H155L156 132L159 131L160 128H162L161 126H163L162 129H165V126L169 123V121L166 120V117H167V119H170V120H171V118H173V116H175L177 119H178V117H179L178 121H176V120H177L176 118H175L174 120L172 119V121H170V122L172 123V124H171L172 126H173V124L175 123L174 121H176L177 126L174 125V127H171V125L168 124L167 126H170V127L168 128V127L166 126V129H165V132H167L168 134H167V133L164 134V133H165L164 130L161 129L162 131H159L158 134H155V131H154V132H153L154 136H153L152 133H151V134H148L149 137H150L149 139H148V136L146 135V136H147L146 139H145V136H143L142 138L139 139V141H138V139H133V140H131V141H133V142H131L130 140L127 141L130 145L133 144V143H135V142H137V141L140 142V143H143V142L145 143V141H146V142H147L146 144H149V143H151L152 140H153L154 142L157 141L156 139H155L156 141L153 139V137H155V135H156L155 138H157L158 140H159V139H162V137H163L162 135H164V137H163L164 140H159V144H161V142H162V145H163V144H164L163 141H164V142L168 141L167 139H169V138H167V137H170V139H169V140H170V143H171L172 141H174V140H175L174 142H176V141H177L176 139L178 138V135L181 133L180 135H181L182 137L179 135V140L181 141L182 144L184 143V144L182 145L181 143H179L180 141L178 142L179 145L181 146V148H180L179 145H177V144H178L177 142H176L177 144L175 143L176 145L174 144V142H172L175 146L173 145V146H174V148H173L172 144H169V145L171 146V149H170V146H168V147H169L168 150H171V152H174V151H175V152H174V153H171L170 151H169V152H166V151H168V150L166 149V148H167V145H166L167 142L164 144V145H166V146H162V145L160 146V145H158L157 143H156V144H157V145H156V144L152 141L151 144H152V147H153L154 150H153L152 148H151V149H152V151H153L154 153L152 152V153L149 154V152H147L150 156H149V155H148V157H147V156H144V158L141 159V160L143 161V160H145L146 158H147L148 160L146 159V162H142V164L144 163L143 166H142V164L139 165L140 167H142V168L144 167V168L146 169V170H144V168H143V170L145 171V174H147V176H146L145 174H142V173H143L142 168H140L139 166H137V163H139L140 161L137 162V163H135L136 165L133 164V165H135V166H133V165L131 164V165H132V168H134V167L137 166L136 168H138V169L134 168V169L130 170L131 167L127 168L129 165H128V164H127L128 166L126 165V166H127L126 168L129 169V171H132V172H131L132 175H128V173H129V174H131V173H130V172H129L124 166L122 167V165L126 164V163H123V164H120V167H119V168H117V169H119L118 171H116V172L114 171V172H113V173L118 174L117 177H114L115 174H113L112 172H111V173H109V172L107 173L108 175L111 174V176H110L111 178H112V176H113V178H115V179H113V178H112V179H113V182H114V180H115V183H116V184H115V183L113 184V182H111V181H112L111 178H108V179H109V181L111 180L110 183H112L113 185H116V188H118V189L115 191V189H116L115 186H114V189H113V186H111V187H112V188H111V187H110V183H108V179H106V178L108 177V176H106L107 174L103 176V174H105V173H102V175L100 174L99 176L102 177V178L105 177V178H104V182H103V179H102V178H100V179H102V181L98 180V179H99V178H98L99 176H97L95 179L91 180V181L89 182V184L86 183L87 186H92L91 188H92L93 191H92V190H90V191L93 192V193H90V191L88 192V190H87V188H86L87 186L85 187V183H84L83 181L81 182V179H80V178H79L80 181L75 180V179H76V178L78 179V177H81V174L79 175V173H81V171L84 170L85 168H87V167H89V166H93V165H94V166H95V165H98V163H99V161H98L99 158H100V162L102 163V161L104 162V160H105L106 158H107V160H108V159H110V158H113L115 155H117L118 152H119V149L121 150V148H120L121 146H122V149H123V150H124L125 148H129L130 146L128 145L127 142H125L126 139H124V142L127 143V144H125V145L122 144V143H124L123 140L121 141V139H117V140H119L117 143L120 144V147H119V146H118V147L115 146V144H117V143H116V139H114V140H115V143L112 142V143H114V144L110 143V145H106V146H105L106 148H108V146H111V147L113 146L112 148H114V149L111 148L112 151H113V152H112L113 155L110 154V153H111V151H110V149H109L110 147L108 148L109 150L107 149L108 151H110L109 153H107V152H104V153H103L102 151H107L106 148L103 149V148H104V147H103V148L100 149V151H101L105 156L102 155V156L99 157L100 152L98 153L99 155H98L97 153L94 154V155H97V156H94V157H96V159H95L93 156H91V157L94 158L93 161L96 160L95 162H97V164H96L95 162H92V161H91L92 158H91V160L89 161V162H91V164L89 165V162H86V163H88L87 166L84 165L85 163L82 165V164H80L79 162H76L77 164H76V166H75V164L72 162V163H73V166H74V168H73V166H71L72 164L70 165L69 162H68V163H67V162L65 163V160L63 161V162H64V163H63V166H62V164L54 165V164L59 163V162L61 161V157H60L61 154H62V155H63V154L65 155V154H67V151L70 152V150H72L73 148H72V149L70 148V149L67 150V151H63V153H60L59 156L56 155L53 159L55 160L56 157H59V158H60V161H59V158H57L58 161H57V159H56L55 161H57V162L55 163V162H53L54 160L52 159V160H50V161H51V163H52V162L54 163V164H52L53 166H52L51 163L49 162L48 166H46L45 168H46V169H49V167L51 166V167H53V168H51V167H50V168H51V169H54V168H56V167L58 168L59 165H60V166H62V167H64V168H66V171H67L68 173H69L70 169H71V170H72V169H73V170H74V169L77 170V171H75V173H73L74 171L72 170V173L75 174V176H76V174H78V175H77L76 177L73 175L72 178H71V180H72V183H74V184L77 183V182H79V183H77L78 186L75 184L76 187L74 188L73 186H75V185H73L72 183H71V184L73 185L72 187H73L75 190H77L78 192L74 190V193H75V194H74L73 191L69 190V187L72 189V187L69 186V185H70V181H69V183H65V181L68 182V180H70V176L68 177V176L66 175V172H64V171H65L64 168L59 167L58 169H61V170H59L58 173L61 171V172L65 173V176L62 177V178L60 177L61 179L59 178V181H58L57 177H59L60 175L58 176V174L55 173V174H56V179H57V180L54 179L55 181L53 180L55 183L51 180V179L55 176V175L52 176V174H54L53 171H51V172H48V171H47L48 173H52L51 175L47 176V178H46V179L52 181V187H51V183H50L51 181L48 182V180H47L48 183L45 181L46 179L42 181V182H44V183L46 182L48 185H49V183H50V187H51L50 189L48 188L49 186H48L47 184L42 183V184H43V185H42V184H40V183L38 182V184H40L39 187H40V188H43V189H40V188L38 187V184H37V183H34L32 186L29 185V187H26V185L22 186V187H24V188L26 187V188L28 189V191H29V189H30V192H31V193H29V192H25V194H26V193H27V194L29 193L30 195H25V194H24V190H25L24 188H22L23 191H21V192H23V194H24L25 196H24L23 194H20V193H19L20 190H21V188H18V189L16 190V191H18V190L20 189L19 192H17V193L20 194V196L23 195V196H21L22 198L24 197L23 199H26L27 196H30V197H28V198H29V199L32 198L31 201L34 200V198H33L34 195H32V194H34L35 192L38 193V192L41 191V192H42V193H40L41 195H42L43 193H45V194H43V196L50 194V195H48V196H49L48 199L50 198L49 201L45 199L46 203H47V201H48V205H47V206H48L49 211H47L48 209H47L46 206H45L46 204H45V201H44L43 197L41 198L42 201H40V198H38L39 195H37V198H38L39 201H40L39 203H41V202L44 201L43 203L45 204V205H42V206L40 205L42 208H43V206H44L43 210H42L39 206L37 207V204H34L35 202L38 203V202L36 201V200H38V199L34 200V203L30 201L32 204H30V202L27 201V203L23 205V204L21 203V200H20V203H17V202H19V200L17 201L16 198H18V197H20V196H18V195H15V196H14V192H16V191L13 192V195H12V194H10V195L13 196V197H16L15 200H16L17 202H16L13 198L10 199V198H11L10 195H8L7 197L5 196L6 199L4 198V199L2 200V201H3L2 204H4V201L7 200V198H9L8 201H9L10 204L12 203L11 200L15 201L14 203H12L13 205L11 204V208H13V207L15 206V204H17L16 207H14L15 209H11V210L13 211V213L15 212L14 214L18 213V212H16V210L19 209L20 207H21V209H22V211H23V207H24L25 205H28V206H29V210H30V211H29V213H27V214H26V212H28V210L25 209V208H27V207H26V206L24 207V209H25V210H24L25 213H23V214H24L26 217H24V216H23V217L25 218V220H27V219H31V222H28V223H32V225L34 224V225H33L34 228H33V226H32L31 224H29V226L31 225L30 230H29V226H28V224H27V223H24V224H23V225H24L23 227L26 226L27 228H25V229L23 228V231H24V230H28V231H26V232H22V227H20V226H21L20 223H21V220H24V219H21L22 217L20 216V214H18V217H21V218H18V219H20V220H19L20 222H19V221L16 219L17 214L15 215V216H16V217H15V216L12 214V212H10V211H11V210H9V209H10V208H9L10 205H9V203H6V201H5V203H6L8 206H7L6 204H4V205L0 204V205H2V206H0V207H2V208L4 207V209H5V207H8V211H9V213H8V214H5V215H4L5 217L3 216V218H5V220H8V218H9V220H10V217L13 215V216L15 217L14 219H15L16 221H18L17 224H15L16 221L13 219V216H12V218H11V220H10V221H13V224H12V222L10 223V221H9V225H10L11 228H12V226L15 224V225L13 226L14 228H13L12 230H15L16 235H17V234H18V235H20V234H22V235H23V234H26V235H25L26 237H25L24 239H22V238H23L22 235H20V236L17 235L18 237H17L16 235H13V237H12V234H15V233H13V231H12V234H11V232H10V231H11V230H10V227L8 226V221H5L3 218H1V217H2L1 215H3V214H0V221H1L2 225H3V222H4V223L7 222V223H6L7 226L5 225L3 228L6 229V227H7V228L9 227V230L6 229V230L8 231L9 234H8L7 231H6V234H4V236H2V237H4L5 240H3L2 237H1V239H2L3 241H6V242L0 241L1 243H5V245L3 244V245H4V246H3V250H4V248H5V250H4L5 252H4L3 250H1L2 247L0 248L1 252H3L2 255H1V252H0V256L5 257L6 260H7V261L4 260V258L2 259V257H1L0 259H2L1 261H3V264H6V262H7V264H20V263H22V261H23L25 264H28V263H29V264H33V261H34V264H37V263H38V260L43 259V253H44L45 246L47 247V249H45V251L48 250V246H49V245H50V249H52L53 246L55 247V245H53V244H54V240H55V241H56V240L59 241L61 238H62V240H61L62 242H59V243H57V244H62V245H63V244H64L63 242H65V240L67 239V237L70 236V235L72 236V239H74V240H75V239H76V240L78 239V240H77V241H76V240L74 241V240H71V239L68 237V238L70 239V240H69V243H70V241H73L72 243H75V242L77 243V242H79V241H80V242L82 241L83 243H85V242L83 241V240H85V241H87L88 244H89V242H90V244H91V243H92V244H91V246H90V244L88 245L87 243H85V244H82V243H81V245H83V246H81L80 243H77V244H76V243H75V244H72V243H71L73 247L70 245V246L72 247V248H70V246H69V244H68V242H67V240H68V239H67V240H66V244H68L69 247L66 246V244L63 245V248H61V245H60V246H57V248L59 247L60 249H63V250H62L63 253L61 252L62 255H64V253L67 251V250L64 251V248H66V247L69 248V250H68L67 252L73 251V253H74L73 255L71 254L72 252H71V253H67V254L65 253V254H66L65 256L68 257L67 259H66L65 256H63L66 260L69 259V260L71 261V262H70V261L68 262V261L65 260V262H68V263H72V262H73V264H75V263L78 264V260H80V258H78L77 256H79L80 254H83V256H80V257L84 258L85 256H84V253H82L83 251L81 252V249L83 250V248H84V249L86 248V250H84V251H85V254H86V251H87L89 254H86V255H87V256H88V255H91V256H89V257L86 256L87 258H86V259H85V258L83 259V263H85V264L88 263V259H89V261H90V260H91V261L93 260V263H90V262H89V264H114V262L112 263V261L115 260V259H116V260H115L116 263L119 262L118 259H121V262H119L118 264H121V263L123 264V262H124V264H126L125 262H126L127 260H128L127 264H129V263H131V262H132L131 264H135V263H139V264H152V261L155 260L154 257H156V256H158V257H157L156 261H154L155 263L153 262L154 264H159V263H157V262H159L158 258H160L161 256H162L163 258L161 257L160 260H163V261H165V262L167 263L166 260L168 259L169 262L171 263V262H173V259H172V258H173V255H174V257H175V258H174V261H176L175 259H177V257L179 256V255H178V256H175L176 253H177V254H180V255L183 257V258L181 257L183 260H188V262H191L190 264H197V263L199 264L200 261H201L200 264H204L205 261L207 260V258H209L211 254H213L214 252H216L217 249H219L218 246H219V247H222L221 245H223V242H224V241H225V242H226L227 240L230 241V239H233L234 236H237V234H236L237 232H238V233L241 232L240 234H242L246 229H248L249 227L253 226L252 224H259V223H261V222L264 220V215H262V214H264V203H263V202H264V192L262 191V190H264V188H263V187H264V180H261V179H260L263 175H261V174L259 175V174H258V173H259V169L261 170L260 173H262V174L264 173V172H263V171H264V165H263V164H264V154H263V153H264V86H263V85H264V55H263V54H264V30L262 29V28H264V27H263V26H264V20H262V19L264 18V8L262 7L263 9H261V7H260V5L262 4V3H260V2H263L262 5L264 6V0H258L257 3H259V5H258L257 3H255V5H254V4H253V3H254V0H252L253 2H252L251 0H250V1L248 0L252 5H254V7L256 6L255 8H253V6H252L251 4H246L245 2H248V1H246V0H245V2H244L243 0H240V1L237 0V1H239L240 8H242V9H240V8H239V9H240V10H243V11H244V10H247V11H244V12H245L248 16H247L244 12L240 11L239 9H238V10L240 11V12L238 11L239 13H238V12H237V13L235 12V7L238 8L239 6H237V5H238V2L236 1V2H237V3H236V2H234ZM242 1L244 2V5H243ZM215 2H216V3H215ZM226 2H227V3H226ZM232 2H233V4H232ZM255 2H256V1H255ZM211 3H212V4H211ZM222 3H223L224 5L227 4V6H228V5H231V6L233 5V6H232L233 8L230 7V6H228V7H226V8H228V9L230 8V9H229V10L227 9V10H228V11H227L226 8L224 7V8H225V9H224L225 11H223V6H224V5H223ZM225 3H226V4H225ZM228 3H229V4H228ZM230 3H231V4H230ZM234 3H236V4H234ZM204 4H205V5H204ZM207 4H208V6H207ZM209 4H210V5H209ZM213 4L216 5L217 7L214 6ZM219 4H220V5H219ZM245 4H246V5H245ZM212 5H213V6H212ZM242 5H243L244 7H241ZM247 5H250V6H247ZM257 5H258V6H257ZM195 6H196V5H195ZM197 6H198V5H197ZM197 6H196V7H197ZM205 6H206V7H205ZM209 6H211V7H213V8H211V7H209ZM218 6H219V7L221 6V8H218ZM245 7H249V8L246 9ZM257 7H258V8H257ZM4 8H6V7H4ZM244 8H245V9H244ZM251 8H252V9H251ZM259 8H260V9H259ZM201 9H202V10H201ZM217 9H218V10H217ZM219 9H221V10H219ZM232 9H233V11H232ZM249 9L252 10V13H253V10H254L255 13H256L257 15H255V13L252 14L250 11L248 12ZM258 9H259V11H258ZM194 10H195V11H194ZM199 10H200V12H199ZM206 10H207V11H206ZM212 10H213L214 12H213ZM261 10H263V12H262L263 15L260 13ZM192 11H193V12H192ZM216 11H218V12L220 11V12H221L220 15H223V19L221 18L220 15H218L219 17L217 16V14L215 13ZM226 11H227V12H226ZM236 11H237V10H236ZM201 12H202V13H201ZM210 12H211L212 15L210 14ZM212 12H213V13H212ZM223 12H224V13H223ZM225 12L227 13V15L225 14ZM228 12H229V13H228ZM234 12H235L236 14H238V16H239V15H240V16L238 17L237 15L234 14ZM247 12H248V13H251V14H252V15H251L252 17H251L250 14H248ZM208 13H209V14H208ZM222 13H223V14H222ZM204 14H205V15H204ZM224 14H225V16H224ZM228 14H229V16H228ZM232 14H234V15H232ZM243 14H244V15H243ZM207 15H208V16H207ZM215 15H216V16H215ZM231 15H232L233 17L235 16L237 20L234 19L235 17L233 18ZM242 15L245 16V17L243 18ZM187 16H188V15H187ZM203 16H204V17H203ZM206 16H207V17H206ZM246 16H247V18H246ZM249 16H250V17H249ZM260 16L262 17L261 20H260ZM200 17H202V19H201ZM215 17H216V18H215ZM227 17H228V18H227ZM229 17H232V20H231ZM257 17H259V19H258ZM191 18H192V19H191ZM206 18H207L208 21L206 20ZM219 18H221L223 21H222V20H219ZM224 18H225V19H224ZM226 18H227V19H226ZM245 18L247 19V21H246ZM256 18H257V19H256ZM190 19H191L192 21H191ZM200 19H201V20H200ZM204 19H205V20H204ZM213 19H214V21H213ZM238 19H239V20H238ZM187 20H188V21H187ZM195 20H196V21H195ZM217 20H218V21H217ZM224 20H225V22H224ZM227 20H230V21H231V26H232V27H231L230 25H226V24H227V23H226ZM233 20H234L235 22H233ZM242 20H243V21H242ZM185 21H186V22H185ZM197 21H198V22H197ZM201 21H202V22H201ZM204 21H205V22H204ZM209 21H210V23H209ZM212 21H213V22H212ZM216 21H217V22H216ZM245 21H246V22H245ZM256 21H257V22H256ZM214 22H215V23H214ZM219 22H220V23H219ZM248 22H249V23H248ZM184 23H185V24H184ZM191 23H192V24H191ZM195 23H196V24H195ZM212 23H214V24H212ZM216 23H217L218 25H217ZM224 23H226V24H225V25H222V24H224ZM232 23H233V24H232ZM250 23H251L252 25H251ZM257 23H258V24H257ZM259 23H260V25H259ZM262 23H263V24H262ZM183 24H184V25H183ZM186 24H187V25H186ZM190 24H191V25H190ZM198 24H199V25H198ZM215 24H216V26H215ZM228 24H229V22H228ZM236 24H237V25H236ZM238 24H239L240 27H238ZM243 24H244V25L246 24V25H245V26H246L245 28L243 27V26H244ZM249 24H250V25H249ZM71 25H72V27H74L73 24H71ZM75 25H76V24H75ZM178 25H180V24H178ZM185 25H186V26H185ZM189 25H190V26H189ZM219 25H220V26H219ZM255 25H256V27H258V28H256ZM262 25H263V26H262ZM183 26H185L187 29H185V27H183ZM187 26H188V27H187ZM193 26H194V27H193ZM197 26H199V27H197ZM217 26H218V28H217ZM222 26H224V28H221ZM225 26H226V27H225ZM227 26H228V28H227ZM249 26H250V28H249ZM251 26H252L253 28H252ZM261 26H262V27H261ZM68 27H69V26H67V29H69L71 26H70L69 28H68ZM72 27H71V28H72ZM189 27H190V29H188ZM200 27H203V29H202V28L200 29ZM205 27H206V28H205ZM207 27H208V28H207ZM209 27H212V29L210 30ZM234 27H235V28H234ZM64 28H66V27H64ZM71 28H70V29H71ZM198 28H199V30H198ZM204 28H205V30H204ZM230 28H231V29H230ZM233 28H234L235 30H234ZM237 28H238V30H239V29H241V30L238 31ZM242 28H243L244 30L247 29L248 31H242ZM254 28H256L257 30H255ZM174 29H171V30H174ZM181 29H182V30H181ZM183 29H184V31H183ZM206 29L208 30V33H207V30H206ZM214 29H215V30H214ZM216 29H218V30H216ZM225 29H227L228 31H227V30L224 31ZM229 29H230V30H229ZM251 29H252L253 31H252ZM62 30H63V29H62ZM62 30H61V31H62ZM65 30H66V29H65ZM186 30H187V31H186ZM191 30H192V32H191ZM197 30H198V34H197ZM202 30H203V31H202ZM209 30H210V31H209ZM220 30H221L222 32H220ZM232 30H233L235 33H234ZM236 30H237L239 33L236 32ZM61 31H59V33H60ZM179 31H180L182 34L179 33ZM193 31H194V32H193ZM195 31H196V33H195ZM200 31H202V32H200ZM218 31H219V32H218ZM62 32H63V31H62ZM65 32H67V31H65ZM65 32H63V33H65ZM177 32H178V33H177ZM186 32H187V33H186ZM189 32H190V33H189ZM209 32H210V33H209ZM214 32H216V33H215L216 35H215V34H212V33H214ZM217 32H218V33H217ZM227 32L230 33V34H233V36H230V34L228 35ZM254 32H255V33H254ZM257 32H258V33H257ZM59 33H58V34H59ZM63 33H61L62 35H61V34H60V35L62 36V39L64 40V37H63V36H65V35H63ZM149 33L151 34V37H150V34H149ZM184 33H185V34H184ZM193 33H195L196 35L193 34ZM200 33H201V35H200ZM205 33H206V34H205ZM225 33H227V34H226L227 37H225V36H226V35H224ZM244 33H245L246 35H245ZM247 33H248V34H247ZM249 33H250V34H249ZM253 33H254V34H253ZM65 34H66V33H65ZM210 34H211V35H214V36H211ZM222 34H223V36H222ZM236 34H238V35H236ZM240 34H241V35H240ZM242 34H243V35H242ZM60 35H58V36H60ZM148 35H149V36H148ZM179 35H180V36H179ZM182 35H183V38H181ZM197 35H198V36H197ZM199 35H200V36H199ZM206 35H210V36H207L208 38L206 39V37H205ZM234 35H235V37H234ZM248 35H249V36H248ZM252 35H255L256 37H257V36H258V37H257V38H256L255 36L252 37ZM178 36H179V37H178ZM184 36H185V37H184ZM189 36H190V38H188ZM191 36H192V37H191ZM196 36H197V37H196ZM215 36H218V37H215ZM219 36H220V37H219ZM221 36H222L223 38H222ZM239 36H240V37H239ZM242 36H243V37H242ZM244 36H245V37H244ZM246 36H247L248 38H247ZM250 36H251V37H250ZM146 37H147V38H146ZM163 37H164V36H163ZM200 37H201V38H200ZM203 37H205V38H203ZM212 37H214L215 39L211 40ZM228 37H230V38L232 37L231 39H233V37H234L235 40H234V39L232 40L234 43L231 42V40H229L230 42H229V41H226ZM237 37H238V39H237ZM241 37H242V38H241ZM259 37L262 38V39H260ZM57 38H58V39H57ZM57 38H56L57 41L60 42V41H59V37H57ZM153 38H154V39H153ZM176 38H178L179 40L177 41ZM193 38H194V39L196 38V39L194 40ZM198 38H199V40H198ZM210 38H211V39H210ZM217 38H219V40H222V39L224 40V38H226V39H225V41L222 40L223 42L221 43V42H218L219 40H218ZM220 38H222V39H220ZM230 38H228V39H230ZM240 38H241V40H240ZM243 38H244V39H243ZM245 38H246V39H245ZM254 38H255L256 40H255ZM62 39H61V40H62ZM145 39H146V40H145ZM183 39L185 40V42H184ZM202 39H203V40L206 39V40H208V41L211 40V41H209V42H210V43H209L208 41H206V40L203 41ZM216 39H217L218 41H217ZM242 39H243L244 41H242ZM249 39H250V40H249ZM147 40H148V41H147ZM150 40H152V41L154 40L153 43H154V42L157 43L158 46H156L155 43H154V45H152L153 43H152V41H150ZM169 40H170V41H169ZM173 40H174V42H173ZM181 40H182L183 42H182ZM193 40H194L195 42H194ZM197 40H198V41H197ZM237 40H239V41H237ZM248 40H249V42H248ZM253 40H254L255 43H253ZM57 41H55V42L57 43ZM146 41H147V42H146ZM175 41H176V42H175ZM188 41H189V42H188ZM191 41H192V42H191ZM200 41H201V42H200ZM215 41H216V42H215ZM245 41H246V44L248 45V43H249L248 46L251 47L250 49H248L247 52H246V49L248 48V46H247V45H244V46H246V47L243 46V44H245V43H244ZM261 41H262L263 43H261ZM148 42H149V44H150V47L148 46L149 44L146 45V43H148ZM150 42H151V43H150ZM190 42H191L192 44H191ZM193 42H194V43H193ZM202 42H203V43L206 42L207 45H206L205 43H204V45H203ZM212 42H213V43H212ZM214 42H215V43H214ZM217 42H218V44H217ZM224 42H225V43H224ZM242 42H243V43H242ZM250 42H252V43H253L255 46H257L258 48H257V47L255 48V46H254L252 43H250ZM258 42L261 43V44H259ZM60 43H61V42H60ZM60 43H57V44H59V45H62V44H63V43H61V44H60ZM164 43H165V44H164ZM171 43H172V45H171ZM173 43H174V44H173ZM181 43H182V45H181ZM197 43H198L199 45H197ZM211 43H212V44H211ZM223 43H224V45H222ZM229 43L231 44V46H230ZM232 43H233V44H232ZM240 43H241V46H240ZM50 44H51V47H50ZM57 44H55V43H53V42H52V43L50 42L48 46H49L50 48H52L53 45H54V46H55V45L57 46ZM179 44H180V45H179ZM194 44H195V45H194ZM201 44H202L204 47H202ZM210 44H211V45H216V44H217L218 47L213 46V47H214V48H213L212 46H209ZM220 44H221V45H220ZM225 44H226L228 47H231V48L225 47V46H226ZM235 44H236V46H235ZM251 44H252L253 46H252ZM262 44H263V45H262ZM161 45H162V46H161ZM174 45H175V46H174ZM187 45H188V46H187ZM54 46H53V48H56V49H57V47H56V46L54 47ZM143 46H144L145 48H147L148 51L144 50V47H143ZM146 46H147V47H146ZM153 46H156V47L153 48ZM173 46H174V47H173ZM177 46H178V47H177ZM184 46H185V47H184ZM208 46H209V47H208ZM222 46H223V48H222ZM239 46H240V48H238ZM242 46H243V48H244L243 51L245 50V51H244L245 53H242V52H243V51H242V48H241ZM259 46H260V47H259ZM261 46H262V47H261ZM58 47L60 48V46H58ZM141 47H142L143 49H141ZM148 47L151 48V49L153 48L154 50L157 48L156 50H158V52L155 51V54H154V50L149 51V48H148ZM160 47H162V49H160V52H159V49H158V48H160ZM166 47H167L168 50L165 49ZM183 47H184V49H183ZM191 47H192V48H191ZM215 47H216V48H215ZM220 47H221V48H220ZM253 47L255 48V50H254ZM53 48H52V49H53ZM174 48H176L177 50L174 49ZM178 48H179V50H178ZM202 48H203V50H201L202 52L199 51V50L202 49ZM205 48H208L209 50H211V49L213 48V50L209 51L208 49H205ZM219 48H220V50H218ZM234 48H235V49H234ZM236 48L239 49V50L241 49L242 52L239 51V50L237 51ZM252 48H253V49H252ZM139 49H141L142 51H139ZM180 49H182V50H180ZM188 49H189V50H188ZM191 49H192V50H191ZM195 49H196V50H195ZM214 49H215V50H214ZM222 49H224L225 51L222 50ZM228 49H229V50H228ZM232 49H234V50L232 51ZM161 50H162V51H161ZM165 50L167 51L166 53H164ZM170 50H171V51H170ZM183 50H184V51H183ZM216 50H217V51H216ZM221 50H222L223 53H222V52L219 53V51H221ZM226 50H227L228 53L226 52ZM249 50H250V51H249ZM253 50H254V51H253ZM257 50H258L260 53H262V54L258 53ZM143 51L150 52L153 56L150 55V53H147V54H146V52L144 53ZM152 51H153V52H152ZM169 51H170V52H169ZM172 51H174L175 54H174V52H172ZM178 51H180V52H178ZM182 51H183V52H182ZM187 51H188V52H187ZM203 51H205V53H203ZM206 51H208V52H206ZM215 51H216V53H215ZM235 51H237V52H235ZM251 51L256 55V57H257V56H258V57L256 58L255 55L252 53L253 55H252V56H249V57H250V58H249V57L247 56V55H248L247 53L250 52L249 55H251ZM140 52H143L144 55H146V56H144V55H140ZM161 52H162V54H159V53H161ZM168 52H169V53H168ZM189 52H190L191 54H190ZM193 52H194V54H193ZM224 52H225V53H224ZM239 52H240V54H239ZM136 53H138V54H136ZM156 53H157V54H156ZM182 53H183V54H182ZM188 53H189V54H188ZM195 53H196V54H195ZM206 53H207V54H206ZM213 53H214V54L219 53L221 56H220L219 54H217V55H219L220 57H219V56L216 57ZM221 53H222V54H221ZM229 53H230V55H231V54H232V55L234 54V55H235L234 57H237L236 59H238V58L241 59V60L238 59V62H239V60L241 61V62H239V65H238L239 67H240V64H243V63H244V64L241 65L240 68H239L237 65H236L235 67L233 66L232 69H231L229 72L225 73V74H226V77H225V75H224L223 73H217V76H215V74H214V73H216V72H213L214 76H213V74H210V73H211L210 71H213V70H214L215 64H218V62H219V61H222L224 58H226V56H230ZM241 53H242L243 55H242ZM257 53H258V54H257ZM141 54H142V53H141ZM166 54L168 55L167 58H166ZM176 54H177V56H176ZM178 54H179L180 57H178ZM198 54H199V55H198ZM201 54H202V55H201ZM205 54H206V55H205ZM236 54H237V55H236ZM244 54H247V55H246L247 57H246ZM259 54H260V57H259ZM156 55H157V56H156ZM158 55H159V57H163V58H159ZM160 55H161V56H160ZM162 55H163V56H162ZM164 55H165V57H164ZM169 55H170V56H169ZM173 55H174V56H173ZM186 55H187V56H186ZM191 55H192V56H191ZM197 55H198V56H197ZM203 55H204L205 57H204ZM209 55H210L211 59H210ZM212 55H213V56H212ZM238 55H239V56H238ZM240 55H242V57H243V56H244V57L241 58ZM142 56H144V59H143ZM147 56H148V57H147ZM149 56H150V57H149ZM151 56H152V57H151ZM154 56H155L156 61H155V59H154ZM171 56H173V57L171 58ZM189 56H190V57H189ZM193 56H194V57H193ZM196 56H197L198 58H196ZM199 56H201V57H199ZM202 56H203V58H202ZM207 56H208V57H207ZM223 56H225V57H223ZM145 57H146L149 61H148L147 59H145ZM157 57H158V58H157ZM168 57H169V58H168ZM183 57H184V58H183ZM188 57H189V58H188ZM213 57H215V58H218V57H219V60H218V59H215V61H214V58H213ZM245 57L247 58V60H248L249 62H248V61H247V62L245 61ZM253 57H255V58H253ZM134 58H135V59H134ZM140 58L143 59L144 62H142L141 60H140V61H141V62L143 63V65H145V66H143L142 64L138 65L139 63H137V61H138ZM164 58H165V62H164ZM175 58H176V59H175ZM179 58H181L182 60H183V59L185 60V59L187 58V60H186L185 62H184V60L181 62V61H180L181 59L179 60ZM192 58H193L195 61L197 60V61H196L197 63H196L195 61H193ZM199 58H202V59H199ZM205 58H206V59H205ZM207 58H209V61H211V63H213V64L215 63V64H214V65H213V64L211 65V63L208 61ZM137 59H138V60H137ZM159 59H160V60H159ZM177 59H178V61H180L181 63H178V61H176ZM212 59H213L214 62H212ZM220 59H221V60H220ZM242 59H243V61H245V62L248 63V64L246 65L245 62H242ZM251 59H254V62H253V60H251ZM255 59H256V60H255ZM258 59H259V60H258ZM132 60H134V61H132ZM135 60H136V63H137V64L135 63ZM161 60H163V62H161ZM166 60H167V61H166ZM198 60H199V61H198ZM202 60H203V61H202ZM150 61H151L152 63H150ZM158 61H159V62H158ZM204 61L207 62V64L209 63L210 65H207L206 63L204 64ZM216 61H217V63H216ZM251 61H252V62H251ZM138 62H139V61H138ZM148 62L150 63V65H149ZM156 62H157V63H156ZM169 62H170V64H169ZM172 62H173V63H172ZM175 62L178 63V65H177ZM183 62H184V63H183ZM186 62H187V65H185ZM188 62H189V64H188ZM190 62H191V63H190ZM199 62H200V63H199ZM202 62H203V64L206 66V68H205V66H203V64H201ZM129 63H130V64H129ZM133 63H135V64H134V67H135L136 65H138V66H136L137 69L135 68V69H136V70H135V69L132 67V71H130V70H131V65L133 66ZM146 63H148V64H146ZM153 63H155V64H153ZM164 63H166V64H164ZM174 63H175V66H174V67H175V70H174L173 65H172L171 68L169 67V66H171V64H174ZM236 63H237V62H236ZM249 63H250V64H249ZM255 63H256V64H255ZM156 64H157V65H156ZM161 64H162V65H161ZM141 65H142V66H141ZM152 65H153V66H152ZM154 65H156V66H154ZM158 65H160V66H158ZM165 65H166V66H165ZM176 65H177L178 67H177ZM179 65H180V66H179ZM188 65H189V66H188ZM234 65H235V64H234ZM245 65H246V66H245ZM124 66H125V67H124ZM128 66H129V67H128ZM149 66L151 67L152 70L149 68ZM157 66H158V67H157ZM162 66H164V67H163V68H160V67H162ZM187 66H188V67H187ZM207 66H208V67H207ZM242 66L245 67V68H242ZM250 66H251V67H250ZM145 67H147V70L145 69ZM152 67H153V68H152ZM184 67H185V71H184V70H181V69H184ZM193 67H194V68L196 67V69H194ZM197 67H199V69H197ZM202 67H203V70H202ZM141 68H142V69H141ZM143 68H144V69H143ZM158 68H159V70H161V71H159ZM168 68H169L170 70H168ZM176 68H177V69H176ZM187 68H189V69H187ZM207 68H208V69H207ZM210 68H212L213 70L210 69ZM233 68H234V69H233ZM236 68H237V69H236ZM133 69H134V70H133ZM162 69H163V71H162ZM165 69H166V70H165ZM171 69H172V70H171ZM178 69H179V70H178ZM206 69H207L208 72H210V73H208L210 76L207 75L209 78H207L208 80H207V79H206V80L204 79V80H205V81H204V80H201V79H203V78L205 77V76H202V74H203V75H206V74H207ZM209 69H210V70H209ZM238 69H239L240 71H239ZM142 70L144 71L143 74H142ZM164 70H165V71H164ZM177 70H178V71H177ZM192 70H194V71H192ZM195 70H196V72H198L199 70H202L203 72H202V71H199L197 74H195V73H196ZM235 70H237L239 73H238L237 71L235 72ZM133 71H134V73L136 72V73H135V76H134ZM152 71H154L156 75H155L154 73L152 74ZM168 71H169V72H168ZM170 71L172 72V74L170 73ZM174 71H175V72H174ZM176 71H177V72H176ZM182 71H183V72H182ZM189 71H190V72H189ZM204 71H205V72H204ZM231 71H232V72H231ZM241 71H242V72H241ZM120 72H121V71H120ZM123 72H124V73H123ZM149 72H150L151 74H150ZM156 72H158V74H157ZM166 72H168V73L165 74ZM185 72H186V73H185ZM187 72H188V73H187ZM191 72H192L194 75H193V74L191 75ZM194 72H195V73H194ZM201 72H202V73H201ZM234 72H235V73H234ZM248 72H249V73H248ZM259 72H260V73H259ZM92 73H93V72H91V75H92ZM94 73H95V76H94ZM94 73H93V76H91L90 74H88V75H90V76L88 77V75H87V78H85V80H83V81H84V84H82V86H81V84H80L81 87H79V88H80L79 90H81V88H82L83 91H81V92L77 91V94H74V96H72V98H74V97H75L76 99L79 98V97H80V99H82L83 97L86 98L85 95H87V94H86L87 92H88V96L90 95L91 91H90L89 89L92 88L91 85H93V83H94V81H93L94 78H93V77L96 78V72L94 71ZM132 73H133V75H131ZM137 73H139V74L137 75ZM140 73H141V74H140ZM145 73H147V75H146ZM161 73H162V74H161ZM163 73L165 74V76H164ZM173 73H174V74H173ZM182 73L185 74V75H182ZM199 73H201V76H202V77H201V76L199 77V75H200ZM204 73H205V74H204ZM39 74H40V73H39ZM148 74H149V75H148ZM159 74L163 75L162 77H164V78H162V77L159 78V76H160ZM169 74H171V75H169ZM219 74H222V75H219ZM237 74H238V75H237ZM128 75H129V78H128L129 81H128V79H127ZM130 75L133 76V77H131ZM140 75H141V76H140ZM142 75H143V76H142ZM153 75H154V76H153ZM158 75H159V76H158ZM168 75H169V76H168ZM187 75H190V76H187ZM246 75H247V76H246ZM39 76H40V75H38V76H37V75H32V76H30L29 78H27L26 81H23V82L21 83V86H24V89H23V90H21V88H23V87L20 88V85H18L19 87L16 85V87H18V88L20 89V90H19V89L17 88V89L19 90V92H17V93L22 94L26 89H28V91L26 90V92H27V94H28V97H27V98H28V99H30V98L33 99V98L36 96V95H35V94H36L35 92H38L37 90H38L39 87H37V86H39V83H40V82H39V81H40ZM149 76H150V78H149ZM151 76H152V78H151ZM156 76H157V77H156ZM166 76H168V77H166ZM183 76L185 77V79L188 78L190 81H189L188 79H187V80L183 79V78H184ZM186 76H187V77H186ZM197 76H198L200 79L197 78ZM207 76H206V77H207ZM241 76H242V77H241ZM34 77H35V78H34ZM136 77H137V78H136ZM145 77H146V79L149 78V81H148V79H147V80H144ZM195 77H196L197 79H195ZM210 77H211V79H213L214 81H212V80L209 81ZM217 77H218V78H217ZM221 77H222V78H221ZM227 77H228V78H227ZM238 77H239V78H238ZM36 78H37V79H36ZM38 78H39V79H38ZM89 78H92V80L90 79V81H91L92 84L89 82ZM114 78H115V77H114ZM131 78H132V79H131ZM134 78H135V80L132 81ZM153 78H154V79H153ZM158 78H159V80H160L159 82L156 81V80H158ZM214 78H215L216 80H215ZM220 78H221V79H220ZM223 78H224V80H223ZM229 78H230V79H229ZM244 78H245V79H244ZM86 79L88 80V82H87ZM115 79H116V78H115ZM115 79H113V80H115ZM125 79H126L127 81H126ZM142 79H143L144 81H143ZM150 79H152V80H151L152 82L150 81ZM181 79H182V80H181ZM191 79H192V80H191ZM198 79L200 80V82H199ZM218 79H219V80H218ZM35 80H36V81H35ZM121 80H122V81H121ZM138 80H139V81H138ZM141 80H142V81H141ZM153 80H155L156 82H154ZM184 80H185V81H184ZM195 80H196V81H195ZM197 80H198V83L206 82V83H203V84H205L206 87L203 86V85L200 86V84L197 83ZM220 80H223L222 83H221ZM226 80H227V81H226ZM238 80H239V81H238ZM7 81H9V80H7ZM10 81H11L10 83H12V84L14 85V87H15V84L13 83V81L15 82V81H17V80H13V81L10 80ZM83 81H82L81 83H83ZM92 81H93V82H92ZM124 81L127 82V84H125ZM130 81H131V82H130ZM136 81H137V82H136ZM145 81H146V83H145ZM201 81H203V82H201ZM86 82H87V83H86ZM123 82H124V83H123ZM129 82H130V83H129ZM142 82H143V83H142ZM148 82H149V83H148ZM150 82H151V84H153V83H157V84L151 85ZM211 82H214V83L216 82V84H218L217 82H219L220 85H219V84H218V85H215V84H212ZM16 83H17V82H16ZM18 83H19V82H18ZM85 83H86L87 85H85ZM88 83L91 84V85H89ZM131 83H132V84H131ZM136 83H137V84H136ZM242 83H243V84H242ZM31 84H32V85H31ZM37 84H38V85H37ZM115 84L117 85V81L115 82ZM119 84H118V85H119ZM138 84H139V86H138ZM143 84H144V86H141V85H143ZM146 84H147V85H146ZM148 84H150L151 86L148 85ZM197 84H198V85H197ZM210 84H212V85L214 86V87H213V90H212V87H211ZM251 84H252V85H251ZM7 85H8V82H7ZM7 85H6V86H7ZM13 85H12V86H13ZM133 85H134V86H133ZM208 85H210V87H208ZM258 85H259V86H258ZM9 86H11V84H9ZM83 86H84V87L86 86V87H89V88L87 89V88H84ZM123 86H124V87H123ZM140 86H141V87H140ZM145 86H147V87H146V89L148 88L147 90H145ZM155 86H156V87H155ZM195 86H198V87H195ZM199 86H200V87H199ZM202 86H203L205 89H202V88H203ZM215 86H216V87H215ZM219 86H220V87H219ZM25 87H26V88H25ZM113 87H114V88H113ZM152 87H153V88H152ZM201 87H202V88H201ZM207 87H208V89H206ZM224 87H225V88H224ZM235 87H236L237 89H236ZM5 88H7V87H5ZM5 88L3 89V92H4V91H5V93L10 92V94H8V96H9L10 99H13V97H14L15 95L20 96L19 94H15V95H14V93H16L15 91H17V89H14V88H13V89L15 90V91H14V90H12V87H10V89H11V91H12V92H11L9 89H5ZM8 88H9V87H8ZM83 88H84V89H83ZM210 88H211V89H210ZM219 88H221V89H225V90H224V91H223V90L221 91V89H219ZM85 89H86L87 91H86ZM135 89H136V90H135ZM141 89H143V90H141ZM196 89H197V90H196ZM198 89H199V90H198ZM209 89H210L211 91H210ZM215 89H216V90H215ZM218 89H219V90H218ZM262 89H263V91H262ZM6 90H8V92H6ZM84 90L86 91V93L84 92ZM144 90H145V91H144ZM150 90H148V91H150ZM189 90L193 91V92H192V93H193V97L191 96L192 94L189 93ZM200 90H201V92H202V95H201V92H200V94H199L200 99H199V98H198V93H199L198 91H200ZM204 90H206V91H204ZM259 90H260V91H259ZM13 91H14V93H13ZM20 91H21V92L23 91V92L21 93ZM29 91H30V92H29ZM89 91H90V93H89ZM137 91H139V92H137ZM191 91H190V92H191ZM203 91H204V92H203ZM212 91H213V92L215 91V94L212 93ZM229 91H230V92H229ZM241 91H242V92H241ZM258 91H259V92H258ZM82 92L85 93V94H83L84 96L81 97ZM142 92H144V93H142ZM167 92H168V91H167ZM207 92H208V93H207ZM216 92H217V93H216ZM218 92H219V93H218ZM224 92H225V93H224ZM227 92H228L230 95H229ZM233 92H234V93H233ZM236 92H237V93H236ZM238 92H239V93H238ZM252 92H253V93H252ZM5 93H4L5 96L3 95V97H4V98H7L8 96H7V94H5ZM11 93H12L13 95H11ZM75 93H76V92H75ZM78 93H79V97H78ZM135 93H136V94H135ZM179 93H180V95H179ZM196 93H197V94H196ZM203 93H204V94H203ZM205 93H206V95H205ZM209 93H210V97L212 98L211 100L209 99L210 102L208 101V98H209L208 95H209ZM255 93H257V94H255ZM261 93H262V94H261ZM23 94H25L24 96L26 97L27 94H26V93H23ZM23 94L20 96L21 98L23 97ZM112 94H113L114 96H116V97L112 96ZM116 94H117V95H116ZM142 94H143V95H142ZM176 94H177V96H176ZM181 94H182V95L184 94L183 97H182V99H186V100H185L186 103L188 102V103H189V106H190V107L192 106L193 108H192V107L190 108V107L188 106V108H190V109L188 110V108L185 107V105H186V104H185V101L182 100V99L180 98V97H181ZM185 94H186V95L188 94V95L186 96L187 98L185 97ZM207 94H208V95H207ZM211 94L214 95L215 98L212 97ZM219 94H220V95H219ZM249 94H250V95H249ZM30 95H31V96H30ZM76 95H77V96H76ZM118 95H119V96H118ZM196 95H197V98H198V99L195 97ZM10 96H11V97H10ZM12 96H13V97H12ZM18 96H16V98L14 97V98H15L14 100H16ZM88 96H87V97H88ZM107 96H106V97H107ZM117 96H118V97H117ZM173 96H174V97H173ZM205 96H208V97H205ZM216 96H217V97H216ZM218 96H219V97H218ZM226 96H227V97H226ZM229 96H230V97H229ZM144 97H145V96H144ZM175 97H177V98L173 100L172 98H175ZM191 97L193 98V100H189ZM201 97H202V98H201ZM203 97H204V98H203ZM221 97H222V98H221ZM18 98H19V97H18ZM21 98L18 99V102H19V101L22 102V99H21ZM72 98H70V100H68L69 103L65 104V105H66V110H65V107H64L65 105H64V106H63L64 110H63V108H60L61 110H59L61 113H60L59 111H57V113H56L57 115H56V114H53V116L51 117V119H53V118H54V119H53L52 121H51V119L49 120V121H51V122H49L48 124L46 123V125L44 124L43 127L41 126L42 129L44 128L43 130H45V128H47V129L45 130V132H44V131L42 132V131H41L42 129L39 130V128H38V130L35 129V130L39 131V132H37L36 134H39V133L41 132V133H40L41 135L39 134V135H37V136L34 135L35 132L32 134L33 129H34V128H33V129L31 128L32 126L30 127V128H31L30 130H29L28 127L26 128V129L29 130L30 133H28L27 131H24V130H26V129H25V126H24L22 123H21V124H22L23 127L20 126V122H19V123L17 122V120L19 121V119H18V117H16L17 115H16L15 113L12 114L13 116H12L10 113H6V114L2 115L4 119L6 118L5 121H7L9 124L6 123V125H5V124L3 125L4 128L7 126L5 129L1 126V127L3 128V131H4V130H5V131H8V133L6 132L7 134H5V132H2V130H0V131H1V134H2V137H1V134H0V151L2 150L1 148L4 149V151L2 150L4 156L1 155L2 151L0 152V160L4 158L3 161H2L3 163H2V162H0V163H2V165L5 163V166L3 165L4 167H3L2 165H0V180H3L4 177L6 178L7 176H5V174H6L7 172L13 170V169L16 167V165L19 163L20 160H21L20 162H24V161H32V160H33L34 158H36L40 153H43V152H49V149H50V151H52L53 149L56 150L57 148L60 149L61 147L65 146L69 141L72 140V137H73L77 132H75V133H70V134L66 135V136L64 137L63 140H62V139H60V140L58 139L59 141H58V140H54V141H56V142H52L53 139L50 140V138H51V136H52L51 133H56V131L58 130V129H57L56 131H54L55 126H54V127L52 126V125L54 124L53 121L56 120L55 122L57 123V122H58V118H59V117L61 118V117L63 116V115H61L62 112H64V111L66 112V111L69 110L70 108H73L72 106L76 104V103H73V102H79V101H80V99H79V100L77 99V100L74 101L75 98H74L73 100H72ZM104 98H105V97H104ZM112 98H113V99H112ZM140 98H141V99H140ZM170 98H171V99H170ZM178 98H180V99H178ZM192 98H191V99H192ZM205 98H207L206 101H205ZM213 98H214V99H213ZM219 98H221V99H219ZM226 98H227V99H226ZM247 98H248V99H247ZM23 99H24V98H23ZM25 99H26V98H25ZM25 99H24V100H25ZM28 99H27V100H28ZM169 99H170V101L172 100V101H171L172 103L169 101ZM177 99H178V101H177ZM201 99H202V101H204L203 104H202ZM215 99H216V100H215ZM241 99H242V100H241ZM8 100H9V99H8ZM82 100H83V99H82ZM108 100L110 101V103H109ZM175 100H176V101H175ZM181 100H182V101H181ZM187 100H188V101H187ZM194 100H195V101H194ZM229 100H233V101H231V102L234 104L235 108L232 107V106H233L232 104H229V103H231ZM235 100H237V101H235ZM239 100H240V103H242V105H243V110H242V108H241L242 105L239 103ZM244 100H245V102H244ZM249 100H250V101H249ZM173 101H174L175 103H174ZM180 101H181V102H180ZM189 101H190V102H189ZM197 101H199V102L197 103ZM216 101H218V102H216ZM223 101H224V102H223ZM234 101H235V102H234ZM105 102H106V103H105ZM168 102L170 103L171 109L175 110L174 107H175V108L177 107V108H179V109H178V110L176 109V110H175L176 112H175V111H172V110L169 108L170 106H168V105H169ZM191 102H192V103H191ZM193 102H194V103H193ZM206 102H208V103H206ZM108 103H109V104H108ZM161 103H162V104H161ZM166 103L168 104V105H167L168 107H166ZM178 103H179V104H178ZM182 103H183L184 105H183ZM188 103H187V105H188ZM195 103H196V105H195ZM214 103H218V104L216 105V104H214ZM222 103H223V104H222ZM236 103H239V104H236ZM248 103H249V104H248ZM68 104H69V105H68ZM77 104H78V103H77ZM103 104H104V105H103ZM174 104H175V105H174ZM191 104H193L194 106L191 105ZM198 104H199V105H198ZM213 104H214V105H213ZM220 104L222 105V107H221V106H218V105H220ZM227 104H228V105H227ZM70 105H72V106L70 107ZM78 105H79V104H78ZM105 105H106L107 107H106ZM162 105H163L164 107H163ZM177 105H178V106H177ZM187 105H186V106H187ZM225 105H226L227 107H229V106H230V107L227 108ZM238 105H240V106H238ZM67 106H68V107H67ZM128 106L130 107V110H132V109L135 108L136 111L138 110L137 108L140 107V106H137V105H135V104L133 105V103L130 104V105H128ZM131 106H132V107H131ZM133 106H134V107H133ZM200 106H202V107H200ZM206 106H207V107H206ZM212 106H213V107H214V106H216V107L218 106V111H219V112H218V111L213 112L214 114L216 113V114H215V115H216V118H212V117L214 116V114L212 113V111L210 110V108H212V110H217L216 107L213 108ZM224 106H225V107H224ZM237 106H238V108H239L241 111H239V112H238V111H235V110L238 109V108H236ZM247 106H248V107H247ZM75 107H76V106H75ZM129 107H128V108H129ZM162 107H163V108H162ZM172 107H173V108H172ZM183 107H184V108H183ZM209 107H210V108H209ZM219 107H221L223 110H222L221 108H219ZM231 107L233 108V110L235 109L234 112H236V113H234V112H230V110L228 111V109H230ZM246 107H247V108H246ZM68 108H69V109H68ZM131 108H132V109H131ZM164 108H165V109H164ZM168 108H169V109H168ZM185 108L187 109L188 112H186ZM206 108H207V109H206ZM224 108H225V109H224ZM232 108H231V110H232ZM203 109L209 110V112H208L207 114H208V115H209V114L211 115V118H210V116L208 117L207 114H205V116L203 115V118L205 119V117H206V119H207V120L205 119L204 122L202 121V120H204L202 117H198V116H195V115H194V116L196 117V118H194L193 115H192V114H194L195 112H196V114L199 113V112H197L196 110H198V111L201 112V111H203ZM219 109H220V110H219ZM239 109H238V110H239ZM148 110H149V111H148ZM166 110H168V111H166ZM170 110H171V111H170ZM181 110H182V111H181ZM183 110H184V111H183ZM221 110H222V112L220 113ZM233 110H232V111H233ZM163 111H164V113H162ZM242 111H243V112H242ZM244 111H245V112H244ZM254 111H255V112H254ZM132 112H134V110H132ZM155 112H157L158 115H156L157 113H155ZM159 112H160V113H159ZM167 112H168V113H171V115L168 114ZM191 112H192V113H191ZM217 112H218L220 115H221L222 113H225V112H226L225 115H227V118H226L225 115H224V116L221 115V117H222V116H223V117L220 118L221 120H223V121H222V127H224V128L221 127V123H220L221 121L217 120V119H219V117H220V115H219ZM227 112H228V113L230 112L231 115H230V114H229V115H230V117H232L231 120L228 119V118H229V115L227 114ZM247 112H248V113H247ZM19 113H20V112H18L17 114L19 115ZM172 113H173L174 115H173ZM239 113H240V114H239ZM243 113H244V114H243ZM63 114H64V113H63ZM153 114H154V115H153ZM163 114H164V115H163ZM167 114H168V115H167ZM184 114H185V115H187V114L190 115V114H191L192 116H189V117H188V115L185 116ZM234 114H235V115H237V114L240 115L239 117H237V120H236V116H235ZM241 114H242V115H241ZM245 114L248 115V116L246 117ZM15 115H16V116H15ZM55 115H56V117H58V118L54 117ZM60 115H61V116H60ZM92 115H93V114H92ZM92 115H91V117H90V116H86L87 118H85V121H84L86 124H87V121H88L87 119H89V118H90V119H93V118H94V115H93V116H92ZM142 115H140V117H139V119H138L139 121H141V120L144 119V117H143L144 115H143V116H142ZM151 115H152V116H151ZM159 115H160V116H159ZM172 115H173V116H172ZM178 115H184V116H182V118H181V116H178ZM218 115H219V117H217ZM238 115H237V116H238ZM244 115H245V116H244ZM251 115H252V116H251ZM11 116H12V117H11ZM170 116H172V117H171V118H168V117H170ZM234 116H235V119H233ZM13 117H15V118H13ZM142 117H143V119H142ZM153 117H154V118H153ZM161 117H163V118H161ZM184 117H186V119L184 120L185 122L182 120V119H184ZM187 117H188V119L190 118L191 120L189 119V120H190V121H189V120L187 119ZM197 117H198V119H199V118H200V119L198 120ZM214 117H215V116H214ZM240 117H242V120H240V119H241ZM244 117H245V118H244ZM156 118H157V119L160 118L161 120L164 119V121L166 120V121H168V123H166V125H165V122H166V121L164 122V121L162 120V121H163V122H162L160 119L155 120ZM180 118H181V119H180ZM209 118H210V119H214L213 122H215V123H212V120H210ZM262 118H263V119H262ZM7 119H8V120H7ZM11 119H12V122H11ZM194 119H195V121H196V119H197V121H196L197 123L194 122ZM201 119H202V120H201ZM208 119H209V121H210L211 123L208 121ZM224 119H225V120H224ZM243 119H244V120H243ZM1 120H2V118H1ZM1 120H0V121H1ZM179 120H180V121H179ZM187 120H188V121H187ZM192 120H193V121H192ZM215 120H217V122H216ZM226 120H227V122H226ZM228 120H229V121H228ZM234 120H236L237 122L234 121ZM238 120H240L241 122L238 121ZM139 121H138V124L142 123V121H141V122H139ZM181 121H183L185 125H184ZM207 121H208V122H207ZM230 121H231V123H229ZM13 122H14V123H13ZM16 122H17L19 125L16 124ZM178 122H179V123H178ZM187 122H189V123H187ZM201 122H203V125H202V126H200V125L202 124ZM206 122H207V124H206ZM235 122H236V124H235ZM50 123H52V124H50ZM82 123H83V122L79 123L80 125L78 126V128L80 127L81 130L84 128V127L82 128V126H85V125H86L85 123H83V124H82ZM195 123H196V124H200V125H198V126H200V128L202 127V128H203V131L200 130L199 127H198ZM204 123H205L206 125H205ZM258 123H259V124H258ZM14 124H15V125H14ZM49 124H50V126H51V129H50ZM151 124L153 125L154 123H151ZM181 124H182V126H183V125L186 126V128H185V127H181V126H180ZM188 124H190L191 126L188 125ZM193 124H194V126H193ZM208 124H209V127H208ZM210 124H211L212 126H210ZM54 125H56V124H54ZM178 125H179V126H178ZM214 125L217 126V128H216L217 130H215V131L213 132L214 134H215V132H216V136H213L214 134H213V135L211 134V136L213 137V139H212V137L209 136L210 138L208 137L207 139H206V138H205V139H202L203 141L200 142V144H199V141H201V139H200V140L197 139L198 141H196V139L194 140V138L192 139V137H193L192 135L197 134V136H198V135L200 134L199 131H200V132H204L205 130H209V129H211L210 127H212V128L214 129V128L216 127V126H214ZM225 125H226V126H225ZM232 125H233V126H232ZM13 126H14V127H13ZM19 126H20L21 128H23V129H20ZM44 126H45V127H44ZM175 126H176L177 129H178V127H179V128L181 127L182 129L180 128L181 130H180V129L177 130V129L175 128ZM189 126H190V127H189ZM195 126H196L198 129H196V128L194 129ZM206 126H207V127H206ZM218 126L220 127L219 130H221V128H222V130H221L222 133L220 134V135H221V138L219 137V136H220V135H219V132H220V131L218 130V128H219ZM1 127H0V128H1ZM52 127H53V130H52ZM192 127H193V128H192ZM204 127H205V128H204ZM2 128H1V129H2ZM9 128H10V129H9ZM15 128H16V129H15ZM18 128H19V130L16 131ZM80 128H79V129H80ZM158 128H159V129H158ZM167 128H168V129H167ZM170 128H171V129H170ZM173 128H174V129H173ZM183 128L185 129V131H186L187 129L189 130V128H190V130L187 131V132L190 133V134H185V133H187V132H184V129H183ZM191 128H192V130H193V134H192V130H191ZM207 128H208V129H207ZM225 128H226V129H225ZM247 128L250 129V130H247ZM252 128H253V129H252ZM14 129H15V130H14ZM48 129H50V130H48ZM9 130H10V132H9ZM22 130L24 131V133H23ZM31 130H32V131H31ZM47 130H48L49 132H50V131H52V132L48 133V135H47V132H46ZM168 130H169L170 132H168ZM172 130H173V131H172ZM174 130H176V132L178 133L177 135H176V132L174 133ZM179 130L181 131L180 133L178 132ZM194 130H195V131H194ZM196 130H197V131H196ZM226 130H227V132H226ZM241 130H242V131H241ZM244 130H247V132H248V131H250V132L247 133V132L245 131L246 133H244ZM11 131H12V133L15 134V136L18 137V139H20V141H21V138H22V137L27 136V135H26V132H27V134H30V136L28 135L30 138H29V139H25V141L28 140L27 142L32 143V144L30 145V144L28 143V144H29V146H28V144H27V142H26V146H25V142H24V140H23V138H22V142H21V143H24V144L20 145L18 148H17V146H15V145L12 146L13 144L19 145V144H20V141H17V137H15V138L12 137V135L14 136V134H11ZM15 131H16V132H15ZM21 131H22V132H21ZM223 131H224V132H223ZM20 132H21V133H20ZM163 132H164V133H163ZM171 132H172L175 136H174L173 134H171ZM182 132H183V133H182ZM194 132H197V133L194 134ZM240 132H242V134H240ZM9 133L11 134V136L9 135ZM17 133H20V134H17ZM45 133H46V134H45ZM162 133H163V134H162ZM24 134H25V136H24ZM50 134H51V135H50ZM159 134H160L162 137H161ZM170 134H171L172 136H171ZM182 134H183V135H182ZM223 134H225V135L223 136ZM232 134H233V135H232ZM236 134H238V135H236ZM239 134H240L241 136H239ZM3 135H4V136H5V135H9V136H8L9 138L6 137V136L4 137ZM18 135H19V136L22 135V137H19ZM31 135H32V138H33V139H31ZM69 135H70V136H69ZM150 135H151V136H150ZM187 135H188V138L192 140V142H193V141H194V142H195V141L197 142V143L195 142L196 145L201 146V143L205 144V143L208 141V139H209V140L211 139L210 141H212V142H210V143H211L212 145L210 144V145H211V146H210V145L208 144L209 147H208V145H207V146H206V145H203V146H205L204 148H205V151H206V152L203 150V147H201L203 151H202L201 148H200V151H201V152H200V151L198 150L199 148L196 149L197 147H196V145H194V143H193L194 147H193L190 143H189V144H190L192 147H190L188 144H185V143H186L185 141H186L187 139L184 140V138H186ZM217 135H218V139H217ZM248 135H249V136H248ZM33 136H34V137H33ZM40 136H41V137H40ZM45 136H46V137L48 136L47 138L49 139V141H51L50 143H51L52 145L49 144V143H47V142H49V141L45 142V140H46ZM152 136H153V137H152ZM166 136H167V137H166ZM173 136H174V138H175V137H177V138H176V139H171V137L173 138ZM190 136H191V138H190ZM237 136H239V138H238ZM250 136H251V137H250ZM253 136H254V137H253ZM3 137H4V138H3ZM158 137H159V138H158ZM160 137H161V138H160ZM183 137H184V138H183ZM194 137H196V136H194ZM214 137H215L216 139H214ZM227 137H228V138H227ZM249 137H250V138H249ZM257 137H258V138H257ZM1 138H2V139H1ZM7 138H8V139H7ZM10 138H11V139H10ZM25 138H28V137H25ZM44 138H45V139H44ZM65 138H66L67 140H65ZM165 138H167V139H165ZM180 138H182L183 140L180 139ZM219 138H220V139H219ZM40 139H41V140H40ZM48 139H47V140H48ZM189 139L187 140V142H189ZM31 140H34V141L30 142ZM39 140H40L41 143L39 142ZM42 140H43V143L45 142L44 144H45L46 146L43 145L42 148H40V147H41V144H42ZM134 140H135V141H134ZM143 140H144V141H143ZM171 140H172V141H171ZM205 140H206V141H205ZM251 140H253V141H251ZM254 140H255V141H254ZM257 140H258V141H257ZM64 141H65L66 143H65ZM112 141H113V139H112ZM149 141H150V142H149ZM213 141H217V142H215V143H218V142H219V145H218V144L215 145V146H217V147H215V146L213 147V149L215 148L214 151H215L216 153L213 152V150H211L212 148H210V147H212V146L215 144ZM17 142H18V144H17ZM57 142H58V143H57ZM157 142H158V141H157ZM192 142H191V143H192ZM204 142H205V143H204ZM220 142H222V143H220ZM34 143H35V144H34ZM37 143H38V144H37ZM153 143H154V145H153ZM168 143H169V141H168ZM207 143H209V142H207ZM213 143H214V144H213ZM250 143H251V144H250ZM39 144H40V145H39ZM54 144H55V145H54ZM119 144H117V145H119ZM249 144H250V145H249ZM252 144H253V145H252ZM254 144H255L256 146H255ZM261 144H262V145H261ZM127 145H128L129 147H128ZM155 145H156V146H155ZM184 145H186V146L188 145V146L186 147V146H184ZM220 145H221V147H220ZM248 145H249V146H248ZM251 145H252L253 147H252ZM30 146H31V147H30ZM35 146H37V147L39 146L40 149H39V148H38V150H37V148L35 149ZM49 146H50V147H49ZM51 146L54 147V148H52ZM55 146H56L57 148H56ZM73 146H74V145H72L71 147H73ZM123 146H125V147H123ZM126 146H127V147H126ZM158 146L160 147V149L158 148ZM199 146H198V147H199ZM9 147H10V148H9ZM14 147H16V148H14ZM21 147L24 148V149H22ZM25 147H26V148H25ZM27 147H28V148H27ZM29 147H30V148H29ZM115 147H116V148H115ZM155 147H156V148H155ZM162 147H163V148H162ZM183 147H184V149H187V150H184ZM188 147H190L191 149L188 148ZM257 147H258L259 149H258ZM8 148H9V152H10L11 148H13L11 152L14 153V155H12V154H8V150H6V149H8ZM20 148H21L22 150H21ZM32 148H33V149H32ZM51 148H52V150H51ZM118 148H119V149H118ZM161 148H162V150H161ZM172 148L175 149V150L172 151ZM192 148H193L194 151H192ZM194 148H195V149H194ZM209 148H210V149H209ZM220 148H221V149H220ZM245 148H247L246 150H248V152L245 150ZM249 148H250V149H249ZM17 149H18V150H17ZM19 149H20L21 151H24V152H21ZM47 149H48V150H47ZM115 149H116V150H115ZM151 149H150V150H151ZM157 149H159V151H161L160 153H159V151H158V153H159V155L157 154L158 156H160V154L162 153V154L164 155V156L161 155L163 158H164V157L168 158L167 162L165 161L166 158H165V159H163L162 157L158 158V159H160V160L162 159L161 161H164V162H162L164 165L161 163L160 160H158V159L156 158V157H158V156L155 155V154L157 153V151H156ZM164 149H165V150H164ZM179 149H180V151L178 152V153H179V154H178L176 150H179ZM188 149L191 150L192 154H190V151H189ZM252 149H254V152L256 151L257 153L255 152V154H254ZM5 150H6V151H5ZM14 150H15V152H14ZM28 150H29V151H32L33 153H32V152H29ZM33 150H34V151H33ZM35 150H36V151H35ZM117 150H118V151H117ZM123 150H121V152H122ZM150 150H149V151H150ZM163 150H164V151H163ZM181 150H183V151H185V152H186V151H189L188 156L185 155V154L188 153V152H186V153L183 154V152H182ZM196 150H198L199 152L196 151ZM216 150H217V151H216ZM219 150H220V152H219ZM221 150H222V151H221ZM228 150H229V151H228ZM242 150H243V151L245 150L247 154L249 153V150H251L250 153H251L252 155H251V154H249V155H250V156L255 155L254 157H251V158H253V159L256 158V159H254L255 161L252 159V161H254V164L257 163V165H258V163L262 161L261 163H259L260 166L257 167V168H259V169H256V167H254L255 165H253V167L250 166V165H252V161H251V162H247V161H250V160H251V159L249 158L250 156L246 154V155L248 156V158H246V157H247L246 155H245V157H244L243 155H244L245 152L243 153ZM26 151H27V152H26ZM116 151H117V152H116ZM155 151H156V152H155ZM234 151H235V153H237L238 155H239L240 151L243 153V154L240 153L241 156L244 157L245 160H247V161H246L247 163H249V164L251 163L250 165L247 164V167L249 166L248 168L244 169L243 166H242V168H239V166L241 167V165H244V166H245L246 162L244 161V162H245V163H244L243 160H242L243 158H242V159H239V158H240V157H239L240 155L238 156V155L236 154V157H239V158L237 159V158L235 157ZM238 151H239V153H238ZM258 151H259V152H258ZM5 152H6V153H5ZM16 152H17V153H16ZM19 152H20L21 154H20ZM150 152H151V151H150ZM163 152H165V153H163ZM181 152H182L183 155H180ZM193 152H197V153L194 154ZM203 152H204L205 154H206L207 152H211V154H210V153H207V154H208V155H213V154H214V156H211V158H209L210 156H208L207 154H206V155H205V154H202ZM229 152H230V154H234V157L236 158V159H235V158L231 157L232 160H229V161H231L232 164H230V163H226V161H227V160L229 159V157H230V154H229V157H228V155H227V153H229ZM231 152H232V153H231ZM22 153H23V155H22ZM24 153H25V154H24ZM30 153H31V154H30ZM102 153H101V154H102ZM106 153H107V155H108L109 157L106 156ZM115 153H116V154H115ZM147 153H146L145 155H147ZM167 153H168V157L165 156V155H167ZM175 153H176V154H175ZM212 153H213V154H212ZM217 153L221 154V156H220L221 158H220V157H217V158H220V161H221V162H224V161H222V160H224V157H225V160H226V161H225L224 163H226V165H228V166H225L224 163H223V165L226 167L227 170L224 169L225 167L221 165L219 159L215 158V154H217ZM6 154H7L8 156H7ZM15 154H18V155H20V156H18V157L16 156V157L14 158ZM109 154L112 155V156H110ZM151 154H153V155H151ZM173 154H174L175 156H178V158H179V155H180V157H184V156H185L184 158H187V157H188L187 160H188V161L190 160V161L192 162V164H193L192 167H191L192 169H190V165H191V164L186 162L187 160H184V161H185V162H184L183 159L180 158V159H181L180 162H181V163H182V161L184 162V163L181 164V163L178 161V160H179L178 158L176 159V157H172ZM177 154H178V155H177ZM197 154H200V155H197ZM201 154H202V155H201ZM224 154H225V156H224ZM258 154H259V155H258ZM11 155L13 156V159H11V160L9 161L10 157H12ZM154 155H155V157L152 158ZM189 155H190V157H189ZM222 155H223L224 157H223ZM261 155H262V156H261ZM9 156H10V157H9ZM151 156H152V157H151ZM186 156H187V157H186ZM191 156H195V157H194V158L192 157V159H191ZM196 156H197V157H196ZM199 156H200V157H199ZM205 156L208 157V159H210L211 162L214 161V160L216 159V160H215V163H217V164L214 163V164H211V165H214V166L216 165V166H217L218 163H220V165H218L217 167L219 168V166H222V167H223V168H222V171H223V169H224V171H223L224 173H223L222 171H220V170H221V167L219 168V171H217L218 168H217V170L215 169L216 166H215V167H214V166H211V167H213L216 171H215L214 169H212V168H207V167L210 166V165H209L210 162H209L208 159H206ZM217 156H218V155H217ZM5 157H6V158L8 157V158H7L8 160L5 159ZM149 157H151L152 161H155L154 159H156L155 162L157 163V165H156L154 162H152V161H151V162H152V163H151ZM201 157H205V158L201 159ZM212 157L215 158V159L213 160ZM226 157H227L228 159H227ZM257 157H259V158H257ZM170 158H172V159H170ZM173 158L176 159V160H174ZM189 158H190V159H189ZM196 158H198L199 160H200V159H201V160L206 159V160H208L209 163L206 161L207 163L205 164V163H204L205 160L201 163V161H198V159L196 160ZM222 158H223V159H222ZM97 159H98V160H97ZM211 159H212V160H211ZM221 159H222V160H221ZM248 159H249V160H248ZM258 159H260V160H258ZM4 160H5V161H4ZM18 160H19V161H18ZM62 160H63V159H62ZM101 160H102V161H101ZM107 160H105V161H107ZM157 160H158L159 163H160L159 166H158V161H157ZM170 160L173 161V162H170ZM194 160H195V162H197L196 164H198V165H196L195 163H193ZM217 160H218V162H216ZM233 160L235 161L234 163L232 162ZM13 161H14V162H13ZM147 161H149V162L151 163V164L149 163L150 165H152V164L154 163V164L152 165V166H154V167L150 166V165L148 164ZM168 161H169V162H168ZM174 161H176L177 164H179V163H180V164L177 165ZM190 161H189V162H190ZM229 161H228V162H229ZM257 161H258V162H257ZM61 162H62V161H61ZM61 162H60V163H61ZM165 162H166V164L168 163L166 166H165ZM198 162H200V164H201L202 167L204 166V170H202L203 168L200 166V164H199ZM236 162H237V163H236ZM241 162H242V163H241ZM78 163H79L80 165H79ZM101 163H99V164H101ZM146 163L150 166V168H149V166L146 167V166H147ZM171 163H173V164H171ZM185 163H186V166H187V167L189 166V169L185 167V170H184V171L186 172V169L189 170V171L192 170V172L187 171V172H189L190 174H193V172H195V173L197 172V173H198V171H199L200 168H202V169H200V170H202V171H204V172H205V170H207V169H209V170L211 169V170H210L211 172L206 173V174H208V175H207L208 177L206 176V177H203V178H202V180H203L204 178L208 179L207 181H210V180H209V175L212 174V171H213V174H215L216 172H218V174H219V172H221L222 175L224 176V175L227 174V172L229 171L228 169L232 168V167L229 166V164L232 165V166H233V164H234V165L237 167L238 164L241 163V164L237 167V169H236V168L234 169V170H236V171H234L233 174L235 173V174H234L235 177H237V176H239V175H240V177L242 176V177H241V180H242V181L240 180V177H239V180H238V179L236 180V178H234V175L232 174V171H230V175H226L225 178H226L227 176L229 177V176L233 175L232 177L234 178V180H232L233 178L231 179V177H229V179H230L229 181L232 180V181L234 182V181L236 180V181L238 182V183H237V182L235 181V184H236V183L238 184V187H236L237 189H236V188H233V186H234V184H232L233 182H229L228 180H226V182H225V178H223V176H222L221 174H219V176H222V178H218L217 174H215V178H214V175H212L213 177L210 176V179H211V180L213 179V181H211V182H207V181H205V179H204V181L202 182V184L200 183L202 180L200 179L201 181H199V179H198L197 181H199V183L197 182V183H198L197 185H195L196 181H195V183H193V184L195 185V187L193 186L192 183H190V184H192V186H193L194 188H193L192 186H190V185H187V186H189L188 188H187V186H183V185H182V186H179L178 184L181 183V182H180V181H181V178L185 176L184 178H182V180H184V179L187 177V176H186V173H187V172L185 173V172L182 171V170H183V167L185 166ZM203 163H204V165H203ZM235 163H236V164H235ZM64 164H65V165H64ZM68 164H69L70 166H68ZM92 164H93V165H92ZM139 164H140V163H139ZM170 164H171L172 166L175 164V165L178 166V167L181 165L182 168H181V166H180L179 169H182V170H181L182 173L180 172V170L178 169V167L174 166L175 168H173L172 166H169ZM183 164H184V165H183ZM187 164H188V165H187ZM194 164H195L197 167H198V166H199V167L197 168L196 166H194ZM131 165H130V166H131ZM162 165H163V166H162ZM205 165H206V168H207V169H205ZM207 165H209V166H207ZM257 165H256V166H257ZM54 166H55V167H54ZM77 166H79V167H77ZM81 166H82V167H81ZM155 166H156V167H155ZM157 166L159 167V169H158ZM160 166L163 167V168H164V167H166V168H164V169L162 168V170H161V167H160ZM167 166H168V167H167ZM235 166H233V168H234ZM2 167H3V168H2ZM84 167H85V168H84ZM117 167H118V166H117ZM151 167L153 168V171H154V172L156 171V173H157L156 175H155L153 172H152V174L150 173V172L152 171ZM171 167H172L173 169H176V170H175V171H174V170H171ZM193 167H195V170L193 169ZM228 167H230V168H228ZM245 167H246V166H245ZM250 167H251V170L249 169ZM57 168H56V169H57ZM67 168H68V170H67ZM76 168H78V169H76ZM79 168H82V170H80ZM147 168H149V170H147ZM154 168H155V169H154ZM169 168H170L169 172H172V171H173L172 173H170V175H169L168 173H166V171H167ZM233 168H232V169H233ZM252 168H253V169H252ZM254 168H255L256 170H255ZM46 169H45V170H46ZM51 169H49V170H51ZM124 169L127 170L126 173H124V172H125ZM135 169H136V170L141 169L142 171H141V170H140L141 172L138 171V172L140 173V174H138V172L134 171ZM150 169H151V171H150ZM177 169L179 170L178 172H177ZM197 169H198V171H197ZM232 169H231V170H232ZM240 169H242V170H240ZM247 169H249V170H247ZM63 170H64V171H63ZM120 170H123V172H122V171H121V172L124 173V175L121 174ZM157 170L159 171V173H158ZM225 170H226V171H225ZM239 170H240V171H239ZM252 170H253V171H252ZM254 170L257 172V174L255 173ZM262 170H263V171H262ZM54 171L57 172V170H55V169H54ZM78 171H80V172H78ZM133 171H134V172H133ZM146 171H150V172L148 173V172H146ZM162 171H164L163 174L160 173V172H162ZM202 171H199V172L202 173ZM241 171H242V173H241ZM243 171H245V172H243ZM246 171H249V172L246 173ZM61 172H60V173H61ZM117 172H118V173H117ZM135 172L138 174V176H140V175L142 174V175L145 176V177H142V175H141L140 177H141V178H145V179H147V180H149V178L152 180V179H155V178H157V177L159 176V179H155V180H153V181H150V180H149L150 182H152V184L149 182V183H150V186H149V187H148L149 183H148L147 180H145V179H141L140 177L138 178L139 181H141V180H142V182L147 181V182H144V183H146V184H145V185H146V188H147V189L149 188V189H151V190H149V189H148V190L145 189V192H144V193H146V191H147V193H148V191H149L150 196H151V195L153 196V197L151 196V198H152L151 201L148 200V199H151V198H149L150 196H149L147 193H146V194H147L146 196H144V195H145L144 193L141 194V192H140V191H141V188H139V190H138L137 193H134L135 190L137 191V188H138V186H139L140 184H139V185L136 184L137 186L135 185V186H134V189L129 185V184H132V182H131L132 180H131V179L134 180V177H136V178H135V182H136V180H137L138 183H141V182H139L138 179H137L138 176H137V175H135V176L133 175V174H135ZM174 172H175V173H174ZM179 172H180L181 174H179ZM214 172H215V173H214ZM236 172H238V173H236ZM60 173H59V174H60ZM68 173H67V174H68ZM119 173H120L122 176H124V177H126V176H131V178H130V177H126V178L124 179L122 176H119V175H120ZM173 173H174L176 176H174ZM184 173H185V175L182 176ZM189 173H188V176H189ZM197 173H196V174H197ZM210 173H211V174H210ZM239 173H241V174H239ZM243 173H245V174H243ZM252 173H253L254 175H253ZM112 174H113V175H112ZM125 174H126V176H125ZM160 174H161V176H160ZM165 174H166V178H167V179H168L169 176H170L171 179H169V180H171V181L174 180V181H173V182H168V181L166 182V178L163 177V176H165ZM167 174H168V175H167ZM178 174H179V176L181 175L182 177L180 176L181 178H179V177L177 176ZM196 174H195V175H196ZM198 174H200V173H198ZM198 174H197V175H198ZM228 174H229V172H228ZM246 174H248V175L251 177V179H252V177H253V179L256 177V178H255L256 180H255V179H254V180L252 179L253 182L250 181V180H249L250 177L247 178V175H246ZM250 174H251L252 176H251ZM63 175H64V174H63ZM71 175H72V174H71ZM236 175H237V176H236ZM255 175L259 176V178H257V176H255ZM51 176H52V178H51ZM66 176H67L69 179H68ZM115 176H116V175H115ZM118 176H119V177H122L124 180L121 179V178H119ZM132 176H133V177H132ZM151 176H152V178H151ZM172 176H173V178H172ZM216 176H217V177H216ZM254 176H255V177H254ZM49 177H50L51 179H49ZM74 177H75V179H73ZM176 177H177V179H180V181H179V180H176V179H175ZM228 177H227L226 179H228ZM2 178H3V179H2ZM63 178H64V179H63ZM81 178H82V177H81ZM118 178H119V179H118ZM128 178H129L131 181H130V180H129V181H126ZM237 178H238V177H237ZM120 179L122 180V182L126 181V184L124 183L125 185H127V182H128L129 184H128L127 186H130V187H128V188H132V189H127V190H126L125 188H127V186H125L122 182H119V183L123 184L124 186L121 185V184L118 185V182H117V181H121ZM215 179H216V180H215ZM247 179L249 180V182H248V183H250L249 185L247 184V182H245V181H247ZM61 180H63V181H61ZM64 180H65V181H64ZM74 180H75V181H74ZM105 180H107V181H105ZM156 180H158V181H156ZM164 180H165V182L167 183L166 188L169 187V189H168L169 192H170V189L172 190V188H170L171 185H174V187L177 188V191H174V190H172V191H173V196L179 195V196H177V197H178V198H181V200H179V199L176 198L177 200H179V203L176 202V203H177V206L179 205L178 208H177V206H175V205H176V203H175V200H176V199H174L175 197L173 198L172 194H171V196H172V198H173L174 201L172 200L171 196H169L170 193H169L168 191H166V192H167V195L169 194L168 197L165 196V195H166V194H165V193H166L165 190H167V189L164 188L165 185H162L163 183H165V182H162V181H164ZM175 180H176V181H175ZM243 180H244V184L246 183L245 185H248L247 190H246L247 192L244 191V189L246 188V186H245V188L243 189V187H244ZM259 180H261V182L258 183ZM60 181H61V183H60ZM76 181H77V182H76ZM97 181H98L99 183H98ZM160 181H161V182H160ZM177 181H178V182H177ZM239 181H240V183H239ZM255 181H256L257 184H258V185H257V184H256V185L259 186L258 188H257V186H254V184H253V183H255ZM40 182H41V181H40ZM56 182H58V183H56ZM63 182L65 183V185L63 184ZM102 182H103V183L106 182L107 184L104 185ZM130 182H131V183H130ZM133 182H134V181H133ZM135 182H134L133 184H135ZM153 182H154V183H153ZM156 182H157V183H156ZM174 182H175V183H174ZM204 182H206V184H208L207 187H205ZM228 182H229V183H228ZM241 182H242V183H241ZM262 182H263V183H262ZM59 183H60V185H61V184H63V185L59 186ZM81 183H83L84 185L81 184ZM100 183H102L103 185H101ZM147 183H148V185H147ZM173 183H174V184H173ZM230 183H231L232 185H231ZM251 183H252V184H251ZM68 184H69V185H68ZM133 184H132V186H133ZM155 184H156V186L154 187ZM157 184L159 185L158 187H160L162 190H161L160 188H158V189L155 190V188L157 187ZM168 184H169V185H168ZM213 184H214V185L217 184V188L214 187ZM219 184H220V185H219ZM34 185H35V186H34ZM44 185H45V186H44ZM46 185H47V187H46ZM53 185H55V186L58 185L57 188L59 187V189H60V187H61L60 190H62V191H60L59 189L56 188V190H59V191H58L59 193H58V192L55 191V189L53 188V187H55V186H53ZM67 185H68V187H66ZM81 185H82V187H81ZM100 185H101V186H100ZM107 185L109 186V188H107V190H106V189H104V188H105V187H108ZM143 185H144V184H143ZM145 185H144V186L141 185V187L144 188ZM152 185H153V186H152ZM177 185H178V186H177ZM241 185H243V187H241ZM36 186H37L38 189H40V190L36 189V188H37ZM41 186H42V187H41ZM62 186H64L65 188H67V190L64 189V190L67 191V194H63V195H64V199H63L62 197L60 198V196L62 195V193H60V192H63V191H64L63 188H62ZM118 186H123V189H122V187L120 188V187H118ZM161 186H163V188H162ZM176 186H177V187H176ZM196 186H197V187H196ZM215 186H216V185H215ZM231 186H232V189H231V191H230ZM236 186H237V185H236ZM30 187H34V188L31 190ZM80 187H81L82 189H81ZM103 187H104V188H103ZM135 187H136V188H135ZM139 187H140V186H139ZM150 187H151V188H150ZM190 187H192V188H190ZM209 187H210V189H209ZM249 187H250V189H248ZM251 187H252V188H251ZM253 187H254V188H253ZM52 188H53L54 190H52ZM76 188H77V189H76ZM88 188H89V187H88ZM153 188H154V190H152ZM175 188H173V189H175ZM195 188H197V189H195ZM198 188H199V189H198ZM213 188H215V189H217V190H215V189H213ZM219 188H222L226 193L223 192V190H221V189L218 190ZM260 188H262V189H260ZM27 189H26V190H27ZM44 189H45L46 191H48V189H49V190H52L53 193L55 192L57 195H60V196H57L56 199H55V198H54V194H55V193H54V194H51L52 191H51V193L48 191V193L46 194V192H45ZM83 189H84V191L86 190L88 194H91V195H90L91 197H90L88 194H87V195H84V194H86V191L84 192ZM89 189H90V188H89ZM108 189H111V190L114 191V192H113V191H110V190H109L110 192H113V193H112L113 196H114V195H117V194H115V192H116V193H117V192H120V193H122V194H125V197H123L124 195L121 196L122 198H124L125 201H124L122 198H120V199H122V201L120 200V204H119L120 206L118 205L119 210H118V208L116 207L117 205H115V204H116L115 202H117V203L119 202V201H116V200H118V198H117L115 201H114V200H111V204H112V203H115V204H114L115 207H114L113 204H112L113 207L109 204L110 201H108V200H109L108 198H113V196L110 195L111 193L109 194ZM121 189L123 190V192H122ZM178 189H179V191H178ZM208 189H209V190H208ZM234 189H236V190L234 191ZM241 189H243V191H244L245 193L242 192ZM251 189H252V190H251ZM254 189H256V190L258 189L259 191H258V190H257V192L255 191V192H256V194H255V193L253 192ZM26 190H25V191H26ZM33 190H36V191H33ZM37 190H38V191H37ZM101 190H102V191H101ZM119 190H120V191H119ZM125 190H126L127 192L130 191L129 194L132 193V194H130L131 196L134 194V195H135V198H133V197H134V195H133V197H131V200L129 199L130 201H128V198H127V196H126V194H128V193H127V192L125 193ZM163 190H164V191H163ZM180 190H181V191H180ZM197 190H198V191H197ZM211 190H212L214 193H215V191H217V193H216L215 195H213V197H214V196L217 197L218 200H220V198H219L220 196H221V197H224V199L226 198L223 202L221 201V202L224 203V204L227 203L228 201H229V202H228L227 204H225V205H224V204L222 205V203H220L219 205H218V204H214V203H219L220 201L214 200V199H216L215 197H214V198L211 197V198L213 199V200H211V201H213V204L215 205V207L213 208L214 205L211 204V202L209 201V200H210V199H209V198H210V194H214ZM214 190H215V191H214ZM249 190H250V191H249ZM43 191H44V192H43ZM66 191H65V192H66ZM69 191H71L70 194H68ZM131 191H134V192H131ZM172 191H171V192H172ZM196 191H197V192H196ZM200 191H201V192H200ZM208 191H209V192L211 191L212 193L209 194ZM229 191H230V192H229ZM232 191H233V192H232ZM248 191H249V192H248ZM81 192H84V194H82ZM139 192H140V193H139ZM163 192H164V193H163ZM175 192H177V193L175 194ZM195 192H196V193H195ZM198 192H200V193L198 194ZM219 192H220V194H219ZM222 192H223V193H222ZM252 192H253V193H252ZM259 192H260V193H259ZM17 193H16V194H17ZM37 193H36V194H37ZM72 193H73L74 195H77V196H76V200H77V201H81V203L84 204V205H82L80 202H77V201H76V204L73 203V200L75 199V197H74V199L72 198V201H71V199L69 198V199H70V201H69L68 197H69ZM103 193H104V194H103ZM120 193H119V194H120ZM221 193H222V195H221ZM247 193H248V194H249V193H250V194L252 193V194H251L252 197H251V195H249V197H248V194H247ZM258 193H259V195H258ZM36 194H35V195H36ZM56 194H55V196H56ZM81 194L83 195V197L81 196ZM92 194H94V195H92ZM136 194H137V195H138V194H139V195L141 194V195L139 196V197H140L139 200H138L139 197H138ZM163 194H165V195H164L165 197L163 196ZM182 194H184L183 196H185V195L187 194L186 197H188V198H183ZM189 194H191V195H189ZM194 194H195V195L197 194V195H199V196H197V195L195 196ZM201 194H202V195H201ZM218 194H219V197H218ZM243 194H244V195H243ZM246 194H247V195H246ZM52 195H53V196H52ZM63 195H62V196H63ZM74 195H72V197H73ZM103 195H105V196H103ZM142 195H143L145 198H147V199L145 200V198H144ZM157 195H161V198H162V196H163V200L160 198V196H157ZM180 195H181V197H180ZM188 195H189L190 197H189ZM204 195H205V196H204ZM216 195H217V196H216ZM234 195H235V196L237 195V196H236V199H234V198H235ZM255 195H256V198H254ZM257 195H258V197H257ZM51 196H52L53 198H52ZM67 196H68V197H67ZM80 196H81V197H80ZM86 196H89V197L87 198ZM94 196H95V200L93 199ZM110 196H112V197H110ZM147 196H148V197H147ZM156 196H157V197H156ZM200 196H203V197H200ZM211 196H212V195H211ZM241 196H244L245 198H246V196H247V200H246L244 197H241ZM35 197H36V196H35ZM40 197H41V196H40ZM58 197L61 199V202H62V200H65V199H66L65 202L63 201L64 203H61V202H60L64 207H68V203H69V205H70V203H73V204L70 205L71 207H70V206L68 207V209H70V208H74V210H75V209L77 208L76 210L78 211V208H79V207H83V208H81V209L79 208L80 211L77 212V213L75 212L76 210L73 211V209H71V210L73 211L72 214H70V213H71V212H69L70 210L68 211V212H69L68 215H67L68 212H67L66 214H64L63 212H64L65 209L67 210V208L63 209V208H64V207H63V208L61 209V208H59V207L57 206L59 203H58L57 205L55 204V203H56L55 200H57ZM70 197H71V196H70ZM77 197L80 198V199L82 198V200H84L83 198H85V197H86V198H85L84 201H82V200H80V199L78 200ZM92 197H93V198H92ZM96 197H97V198H96ZM105 197H107L106 199H108V200H105ZM116 197H117V196H115V198H116ZM118 197H120V196L118 195ZM137 197H138V198H137ZM169 197L171 198L170 200L168 199ZM191 197H193V198H191ZM195 197H198V199L195 198ZM204 197H205V198H204ZM207 197H208V199H207ZM28 198H27V199H28ZM46 198H47V196H46ZM51 198L54 199V200H53V201H55L54 204L51 202V201H52ZM59 198H58V199H59ZM125 198H127V199H125ZM129 198H130V197H129ZM132 198L135 199L136 202L139 201V202H138L139 204L141 203V199L143 198L145 201L150 202V203H147V202H146L147 205H149V207L155 204V203L153 204V203H151V202H154L155 199L158 201L159 198H160V200H161V201L159 200V202L166 201V203L169 204V202L167 201V200H169V201H172V202H173L172 204H173L174 206H171L172 204H170V206H169V205L165 204V202H164L163 204H164L166 207L163 206V204H162L164 211H163V212H159V211H162L163 209H162L161 203L158 202V203L160 204V206H158V207H159V208H158V210H159L158 212H159V215H160V216H161V214H162V216H161L162 218H161V217L159 218V220H160V222H161V224H160V222L157 221V220H158L157 218H158L159 216H158V217L156 216L157 218L154 219V217H155V215L157 214V212H156V214L153 213V212L156 211V210L154 211L153 209H155L157 206H156V207H154V206L151 207V208H153V209H152V211H153L152 213L154 214V216H153L152 218H151V216L148 217V216L150 215V212H151L150 209H151V208H148V206H147V207H144L145 203H143V204H144L143 207H144L145 209H146V208L149 209V210L146 209V211L149 213V215L146 214V216H147L148 218H147V217H144L145 214H144V216L141 215V213H146V212L143 210L144 208L141 207V205H139L140 208L138 209L139 212H141V213H139L138 210L136 211L137 206H138V205H137L138 203H137L136 205H133V206L130 204V205L132 206L131 208H132V209H135L134 211L137 212L136 217H135V212H133V210L131 211V208L129 207L130 205L127 207V208H129V209H126V208L124 209L123 207H124V206L126 207V206L128 205V203H134V204L136 203ZM136 198H137V199H136ZM153 198H154V200H153ZM164 198H165V199H164ZM200 198H201V200H200ZM202 198H204L203 200H206V199H207L208 201L203 202ZM260 198H262V200H261ZM20 199H21V198H20ZM60 199L57 200V202H59ZM67 199H68V200H67ZM87 199H88L89 202L87 201ZM90 199H91V201H95L94 204L92 203L93 205H91L92 208H91V206H89V205L86 206V204H91ZM92 199H93V200H92ZM113 199H114V198H113ZM183 199H184V200H183ZM185 199H187V201H188L189 199H192V200L194 199L193 201H195V204H194L191 200H189V201H191V202H190L191 205H192V203L194 204V205H192V207H191V205H190ZM249 199H250V200H249ZM254 199H255V201H253ZM96 200H98V201H96ZM104 200H105V201H104ZM126 200H127V203H126ZM132 200H133L134 202H133ZM137 200H138V201H137ZM177 200H176V201H177ZM182 200L184 201V203L187 202V203L190 205V208H192V209L195 208V210L192 211V209H190L189 207H187L188 204H186L187 206H185L184 203L181 202V203L185 206V209H186V207H187L188 209H190V211H189V210H185L184 208H182V209L185 211V213H186L187 211H189V212L186 213V214L189 213V216L186 215L185 213L182 214V215H186L185 217H184V216H181V214H180L181 212H184V211L181 210V208H180L181 212H180V210H179V207H183V205L180 204V201H182ZM221 200H222V198H221ZM248 200H249V201H248ZM67 201H68V202H67ZM86 201H87L86 204L83 203V202H86ZM106 201H108V203H107ZM113 201H114V202H113ZM142 201H143V200H142ZM145 201H143V202H145ZM199 201L201 202V204H202V203H203V204H202V205H201V204L198 205L197 203H198ZM216 201H217V202H216ZM261 201H262V202H261ZM22 202L25 203V200H22ZM28 202H29L30 205L28 204ZM50 202H51V206H52V207H51V206L49 207ZM96 202H97V204H95ZM99 202H100V203H99ZM103 202H105L106 205H104ZM121 202H123L122 205L124 204V206L121 205ZM124 202H125V203H124ZM200 202H199V203H200ZM208 202H209V203H208ZM230 202H231V203H230ZM234 202H235L237 205H236V204H233ZM43 203H41V204H43ZM156 203H157V202H156ZM170 203H171V202H170ZM206 203H207V204H211V205H207ZM248 203H249V204H248ZM52 204H53V205H52ZM61 204H59V206H61ZM64 204H65V205L67 204V205L65 206ZM74 204H75V206H74ZM98 204H99V207H102V205H103V206H107V208L104 207V210H103V208H102V209H101V208L98 209V208H99L98 206L95 207V205H98ZM101 204H102V205H101ZM125 204H127V205H125ZM150 204H151V205H150ZM196 204H197V205H196ZM262 204H263V205H262ZM35 205H36V206H35ZM38 205H39V204H38ZM72 205H73L74 207H73ZM81 205H82V206H81ZM156 205H158V204H156ZM212 205H213V206H212ZM220 205H221V206H225V208L229 207L228 205H231V206H230L229 208H227V209L229 210V209L232 208V210H233V209H236V211H235L234 214H233V212H232L231 214H230V213H229V214H228V213L226 214V213L223 212V211H222V213L220 212V214H218V212H219L218 210H220V208H222V207H220ZM226 205H227V206H226ZM235 205H236V206H235ZM239 205H240V207H239ZM17 206H18V208H17ZM33 206L36 207L37 210H38V208H40V210H38L39 212H37L36 208H33ZM55 206H56V207H55ZM76 206H77V207H76ZM85 206H86V207H85ZM88 206H89L90 208H89ZM109 206L112 207V210H111V208H110ZM121 206H122V209H121V210L127 211V212H125V213H126V214L128 213V216H129V217H131V214L134 213V214H133L134 216L132 215V217H131L133 221H131V218H128V219H129L128 222H126V224L124 223V225H127V224H128V225H129V224L131 225L132 222H133V223H136V222H137L138 224H137V223H136V224H133V223H132V228H131L130 226H129V228L123 226V222L125 221V220H123V219H124V218L127 219L128 216H126V214L122 211V212L125 214L126 217L123 218V216H124V215H123V216H121L122 219H119L120 216H119L118 214L121 213V212H119ZM134 206H135V207H134ZM145 206H146V205H145ZM193 206H194V207H193ZM196 206L200 209V212L203 211V210H205V209H208V208H209V209H208V212H209V214L211 215L212 219H211L210 215L207 216V217H205V215H208V212H206V211H203V212H206L207 214H206V213H203V214H202V212H201V213L196 212V210L198 209ZM201 206H202V208H201ZM207 206H209V207H207ZM216 206H219L220 208H217ZM259 206H260V207H259ZM31 207L33 208V210H34V209H35V210L32 211V210H31ZM54 207H55L56 209H55ZM57 207H58V208H57ZM61 207H62V206H61ZM75 207H76V208H75ZM133 207H134V208H133ZM160 207H161L162 210H160ZM167 207H170V209L172 208L171 211H172L173 213L170 212V209L167 208ZM173 207L176 208V212L179 213V214L177 213L179 216H178L176 213H174V212H175V209H173ZM233 207H235V208H233ZM50 208H51V209H50ZM52 208H54V209L52 210ZM85 208H86V210H85ZM88 208H89V210H88ZM95 208L98 209V210L96 211ZM108 208H109V210H108ZM113 208H115V210H114ZM165 208H166V209H169L168 211H169L170 214L167 213L168 216H167V215H163L164 213L166 214V212H168L167 210L165 211ZM211 208H213V209H211ZM215 208H217V209L215 210ZM240 208H241L242 210H241ZM260 208H261V209H260ZM6 209H7V208H6ZM21 209H19V210H17V211H19V213H22ZM44 209H45V210H44ZM60 209L63 211L62 213L64 214V215L62 214V217H61V216H56V215L61 214V212H58V214L56 213L58 210L60 211ZM83 209H84L85 211H84ZM93 209H94V210H93ZM105 209H106V212H107V213H108V211H111V212H109V213H111V215H110V214H107L106 212H104ZM141 209H142V210H141ZM177 209H178V211H177ZM199 209H198L197 211H199ZM201 209H203V210H201ZM210 209H211V210H210ZM222 209H223V208H222ZM227 209H224V210L227 211ZM238 209H239V210H238ZM41 210H42V211H41ZM51 210H52V211H51ZM56 210H57V211H56ZM66 210H65V211H66ZM81 210H82V212H81ZM90 210H91V211H90ZM92 210H93V211H92ZM99 210H100V211L103 210V212H102V211L100 212ZM213 210H215V211L217 212V214L219 215V217L216 216V214L214 215V216H216L215 219H216L218 222H217V221L215 222V219L213 220L214 217H213L212 215H213V213H215V211L212 212ZM1 211H2V213H4V211H7V210H4V211H3L2 209H0V212H1ZM44 211L51 212V214H52L53 212L56 211V212H55V217H54V215L51 216V214H49V213L46 214V212H44ZM95 211H96L97 213L100 212V213L102 214V215L100 214L102 217L107 216L108 218H107V217L104 218L105 220L101 219L100 216H99V214H97ZM117 211H118L119 213H118ZM128 211H129V212H128ZM142 211H144V212H142ZM149 211H150V212H149ZM191 211H192V212H191ZM194 211H195V213L193 214ZM210 211H211V212H210ZM220 211H221V210H220ZM237 211H238V212H237ZM31 212H32V213H31ZM33 212L35 213V216H36V218H34V221H32V220H33V219H32V216L34 215ZM36 212H37L38 214H39V213H40V214H43V216H44V213H45V216H44L45 219H46L47 215H50V217H54V218H58V217H59L60 220L62 219L64 222H62V220H61V222H62V225H61V224H60L61 222H59L60 220H58V222H57V220H56V219L53 220V219H54V218H53L52 220H53L54 222H52V221L50 222V221H49V222H48L49 224L46 222V225H45V223H43V222L48 221V219H50V218H47L46 220L43 219V220H45V221H40L41 219L38 220V218H37V213H36ZM83 212H84V213H83ZM115 212H116V213H115ZM254 212H255V217H256V218H260L259 222L257 221V219H256L255 217H251V216H254ZM10 213H11L12 215H11ZM94 213H96L99 217H98L96 214H94ZM103 213H104V214H103ZM105 213H106V215H105ZM113 213H114L116 216H115ZM117 213H118V214H117ZM130 213H131V214H130ZM160 213H161V214H160ZM191 213H192L193 215H192ZM224 213H225V214H224ZM236 213H237V214H236ZM238 213H239V214H238ZM247 213H248V214H247ZM23 214H22V215H23ZM28 214H30V217H31V218L29 217ZM31 214H32V215H31ZM40 214H39V218H40V217L43 218L42 215L40 216ZM53 214H54V213H53ZM76 214H77V217H75ZM138 214L140 215L139 218L142 217L140 220H138V219H139V218H138ZM171 214H172V216H173L175 219H173L171 216H170V217H171L173 220H176V221H174V222L172 223V226H171L172 228L169 227L172 231H170V229L167 228L168 231L171 233V234L169 235L168 232H167L168 234H167L166 232H165L166 234H165L164 232H162L164 228L162 229L161 227H163L162 225L164 224L163 216H164V217H165V216L168 217V218L165 217L166 220H167V219H168V220H169V219L171 220V218H169V215H171ZM174 214H175V215H174ZM195 214H198L199 216H200V214H201L202 218H203V217H205V218H203V219L200 218V219H199V216H198V215H196L195 217H193ZM221 214H222V216H221ZM232 214H233V215H232ZM241 214H242V215H241ZM246 214H247L248 217H247V216H245V217L243 216V215H246ZM249 214H251V215H249ZM252 214H253V215H252ZM7 215H9V216L11 215V216H10V217H7ZM65 215H66V216H65ZM109 215H110V216H109ZM112 215H113V216H112ZM120 215H122V213H121ZM157 215H158V214H157ZM223 215H224V216H225V215H229V216L232 215V216H230V217H228V218H226L227 216H225V218H226V219H225V218L223 217ZM27 216H28V218H27ZM35 216H34V217H35ZM63 216L65 217L64 219H63ZM67 216H68V217H67ZM69 216H70V217H69ZM117 216H118V217H117ZM175 216H177V217H175ZM190 216H191V217H190ZM201 216H200V217H201ZM235 216H236V217H235ZM239 216H240V217L243 216V217L240 218ZM6 217H7V218H6ZM48 217H49V216H48ZM66 217H67V218H66ZM97 217H98V219H97ZM110 217H112V218H110ZM115 217H117L116 219L121 220V221H119V222H120V223L122 222L121 224H122V227H123V228H120L121 225H117V224H120V223L116 222V221H118V220H116ZM133 217H134V218H133ZM180 217H181V219H180ZM182 217H184V220H182V219H183ZM186 217H187V218H186ZM188 217H190V218H188ZM196 217H197V218H196ZM220 217H223V218H220ZM59 218H58V219H59ZM76 218H77V219H76ZM95 218H96V219H95ZM99 218H100L101 220H100ZM113 218H114V219H113ZM136 218H138V219H136ZM146 218H147L148 220L150 219V222L145 221ZM165 218H164V219H165ZM176 218H178L179 220L176 219ZM193 218H194V219H193ZM206 218H208V219H206ZM209 218H210V219H209ZM217 218H218V219H217ZM219 218L221 219L220 222H219ZM230 218H232L231 221L229 220ZM235 218H236V219L238 218V221H237ZM239 218H240V220H239ZM246 218H247V219H246ZM249 218H250V220H253V222L248 221ZM251 218H254V219H251ZM35 219L38 220V221H36ZM65 219H66L67 221H66ZM68 219L76 220L77 222L75 221L76 223H72V222H74V221L70 220V221H71V222H70ZM78 219H79V220H78ZM144 219H145V220H144ZM151 219H152V220H151ZM153 219H154V220H153ZM189 219H190V220H189ZM192 219H193V220H192ZM196 219H199L202 225L199 223V220H196ZM25 220H24L23 222H25ZM50 220H51V219H50ZM80 220H81V221H80ZM112 220H113V221H112ZM114 220H115V221H114ZM122 220H123V221H122ZM143 220H144V221H143ZM161 220H162V221H161ZM166 220H165V222H167ZM170 220H169V221H170ZM177 220H178V221H182V223L177 222ZM186 220H187V221L189 220V221H188L189 223H190V221H193V222H194V220H195L196 223H195V222H194V223L191 222V223H192V224H196V225H195V226H193L192 224H191V225H192L194 228L197 227V226H199V227H197V228H199V229L202 228V227L204 226V227H205L204 230H206V231H203V230H202L203 228L200 229V230H201L200 232H199V231H195V230H199V229H196V228H195V230H194V228H193V227H192V226H191ZM209 220H210V221L212 220V222H210ZM35 221L37 222V225H38V226H41L42 228H41V227L39 228L37 225H35V223H36ZM39 221H40V222H39ZM55 221L57 222V224L59 223L58 227L55 225L56 228H55V226H54ZM65 221H66V223H65ZM78 221H79V222H78ZM102 221H103V222H102ZM109 221H110V222H109ZM111 221H112V222H111ZM126 221H127V220H126ZM129 221H131V223H129ZM141 221H142V222H141ZM153 221L156 222V226H153V225L155 224ZM183 221H184V222H183ZM185 221H186L187 224L185 223ZM202 221H203V223H202ZM208 221H209L210 223H209ZM236 221H237V223H234V222H236ZM255 221H257V222H255ZM34 222H35V223H34ZM69 222H70L71 224H73L72 226L70 225L69 227H71L72 230L75 231V232H73V231L71 230V233H70V234L68 233L70 229H69L68 227H67L68 229L66 228V226H67V224H68ZM107 222H108V223H107ZM146 222L148 223V225L151 223V224L149 225L150 228L148 227L149 229L146 227V226H147ZM157 222H159V223H157ZM176 222L179 223L180 225L185 223L184 226L187 225V227L191 226L190 228H188L189 230H188L187 227L185 226L186 230H188V231H190V229L192 228L191 231H190V232H187V231L185 230L184 226L182 225V227H183L184 229H182V230H183V232H182V231H181V228H180V231H181V233H182V237L180 238L179 236H181V234H179L180 231L178 230V228L181 227V226H179V227H177V228H176L175 226H173V225H177V226H178V224H176ZM197 222H198V223H197ZM229 222H230V223H229ZM231 222H233V223H231ZM246 222H247V223H246ZM1 223H0V224H1ZM42 223H43V224H42ZM70 223H69V224H70ZM111 223H113V224L116 223V224H114V225H116L117 227H115V226L112 225ZM139 223H140V224H139ZM214 223H215V224H220V227H221V226L223 227L222 230H223L224 232H223L220 228H217V229H219V230L216 231V230H215V229H216L215 227H218L219 225L215 226ZM19 224H20V226H19ZM25 224H26V225H25ZM39 224H40V225H39ZM47 224L49 225V228H47V229H49L50 232H51V230H50V226H51V227L54 226L53 228H51V229H53L52 232H51L52 234H50L49 231H47V232L45 231V230H46V227H48ZM50 224H51V225H50ZM63 224H65V225L63 226ZM69 224H68V225H69ZM102 224H103V225H102ZM108 224H109V225H108ZM110 224L112 225V228H113V227H115V228H113L112 230H109V229H111V228H109V227L111 226ZM152 224H153V225H152ZM158 224H159V226L161 225L160 228H159V226H157ZM197 224H198V225H197ZM203 224H204V225H203ZM231 224H232L233 226H232ZM2 225H0V226H2ZM11 225H12V226H11ZM16 225H18L19 227L16 226ZM42 225H43V226H46V227L44 228ZM104 225H105V226H104ZM106 225H107V226H106ZM128 225H127V226H128ZM135 225H136V226L138 225V226L140 227V229H138V226H137V229H136V228H135V227H136ZM188 225H189V226H188ZM210 225H211V226H210ZM213 225H214V226H213ZM229 225H230V226H229ZM246 225H248V227H247ZM36 226H37L38 228H37ZM59 226H60V229H58ZM61 226L64 227V229L66 228L65 232L68 233V234H66V233L63 231V232L65 233V235L62 236V234H63L62 230H64V229H62ZM73 226H75L76 228L74 227V228H75V229H74ZM152 226H153L154 230H155V228L157 227V228H156V231H155L156 233L162 229V231H160L161 233H157V234H155L154 230H153V232H151V231H152V230H151ZM212 226H213V228H212ZM15 227H18V229L21 228V230L15 229ZM107 227H108V228H107ZM124 227H125V228H124ZM210 227H211V228L213 229V231H215V232H212V229H211ZM1 228H2V227H1ZM1 228H0V230H1L0 232H2V231L4 232V229H3V228L1 229ZM36 228L38 229V232H37V231H34V232H33L32 230H33V229L37 230ZM43 228H44L45 230H44ZM54 228H55L57 231H54V230H55ZM78 228H79V229H78ZM106 228H107V230H106ZM117 228H119V230L121 229L120 232H118L119 230H118ZM141 228L143 229V232H144V233L142 232V229H141ZM145 228H146V229H145ZM153 228H152V229H153ZM173 228H176V229L178 230V233L176 232V229H175V232H173ZM206 228H207V229H206ZM214 228H215V229H214ZM230 228H231V229H230ZM232 228H233V229H232ZM239 228H240V229H239ZM242 228H243V229L245 228V229L243 230ZM40 229H41V230H40ZM42 229H43L44 231H42ZM76 229H77V231H76ZM115 229H116V231H117V230H118V231L115 232V233H113V231H114ZM123 229H125V230H124L125 233L122 231ZM127 229H128V230H127ZM158 229H159V230H158ZM39 230H40L41 232H39ZM60 230H61V231H60ZM67 230H68V231H67ZM79 230H80V231H79ZM81 230H82V233H81V235H80ZM129 230H130L131 232H132V230H135L136 233H134V234H137V232L140 231V235L138 236V234H139V232H138L137 235H134V236H133V237H135V238H133V237L131 236L132 234H128V233H131ZM192 230H193L195 233H192V232H193ZM230 230H231V231H230ZM235 230H236V231L239 230V231L236 232ZM240 230H243V232L240 231ZM18 231H20L21 233L18 232ZM31 231H32V232H31ZM53 231H54V232H53ZM59 231H60V232H59ZM110 231H112V232H110ZM128 231H129V232H128ZM135 231H134V232H135ZM164 231H167V230L164 229ZM185 231H186L188 234L190 233L191 235H190V234L188 235L187 233H185ZM218 231H221V232H223L224 234H225V233H226V234L224 235L223 233H222V234H221L220 232L218 233ZM17 232H18V233H17ZM27 232H29V233L27 234ZM43 232H44V236L42 235V238H43L44 240H45V239H46V240L44 241V240L41 238V236H40V239H39V240L42 239V241H43V242H47V244H46V243L43 244L42 241H40V244H41V245L43 244L42 246H44V248L41 247V248H43V251H41L42 249H41L40 247H37V246L40 245V244H39V240H38V238H39L38 235L43 234ZM55 232H56V233L58 232V233H57V234H53V233H55ZM61 232H62V234H61ZM72 232L74 233V236L72 235V234H73ZM76 232H77V233H76ZM85 232H86V233H85ZM121 232H122V233H121ZM126 232H127V233H126ZM197 232H199V233H197ZM234 232H236V233H234ZM4 233H5V232H4ZM19 233H20V234H19ZM33 233H34L35 235H36V233H38V234H37V237H38L37 240H36V236H35ZM39 233H40V234H39ZM45 233H46V234L48 233V235H49L48 238H51V239L55 236L54 239L51 240V241H52V247H51V244L48 243L50 240L47 238V235L45 236ZM109 233H110L111 235H110ZM116 233H118V234L121 233V235L124 234V237L122 236L123 239L119 238V237H121V235L118 237V235H117ZM132 233H133V232H132ZM146 233H148L150 236H148ZM152 233L155 234L156 237L159 236V237H158V238H159V241H160V240H161L162 242L165 241V243H163V245H162L161 242L159 243V241H157V243H158V246H157V243H156V241H155V236H153L154 239L151 237V236L153 235ZM173 233H174V234L176 233L177 235L179 234V236H178L179 240H178V241L180 242V239H181V242H180L181 244H180L177 240H175V237H176L177 235H173ZM184 233H185V234H184ZM196 233H197V235L201 233L200 235H198V239H199V236H201V238H200L199 240L203 239V238H202L203 236L208 235V236H209L208 239H207L208 236H205V237H204V239H205V238L207 239V240L205 239L204 241H207V242H204L203 240H201V242H199L198 239H197V237H196V235H194V237H193V235H192V234H196ZM215 233H216L217 236H215V235L213 236V234H215ZM217 233H218V234H221L222 237H223L225 240L222 239V241H221V237H220L221 235H218ZM0 234L3 235L2 233H0ZM29 234H33L32 238H29ZM77 234H78V235H77ZM92 234H95V236L92 235ZM114 234L117 235V238H118V239H115L116 236H115ZM141 234H144V235L146 234V235H147V239L150 237L149 240H151V241H147V240L145 239V238H146V236H145V238H144L145 242H144V241H143V238H142L143 235H141ZM151 234H152V235H151ZM160 234H162L164 237L167 236L168 239H169V237H172V236H173L174 239H173V238H170V240H168L166 237L164 238L162 235H161V238L163 237L164 239H163V238L160 239ZM164 234H165V235H164ZM183 234H184V235H183ZM203 234H204V235H203ZM229 234H230L231 236H233V238H232L231 236H229ZM235 234H236V235H235ZM7 235H8V236H7ZM27 235H28V236H27ZM53 235H54V236H53ZM56 235H57V236H56ZM60 235H61L62 237H61ZM66 235H67V236H66ZM76 235H77L78 237H76ZM79 235H80V236H79ZM91 235H92V236H91ZM112 235H113V236H112ZM127 235H128V237L130 236V238H127V240H126ZM223 235H224V236H223ZM5 236L8 237V238H5ZM10 236H11V238H10ZM15 236H16L17 238H19V237L21 238V237H22L21 239L19 238V240H20V241L18 242L19 244L16 243L18 239H17ZM23 236H24V235H23ZM34 236H35V237H34ZM50 236H51V237H50ZM59 236H60L61 238H59ZM65 236H66V237H65ZM71 236H70V237H71ZM81 236H82V239H83V240H82V239H81V240L79 239V237H81ZM90 236H91V238H89ZM174 236H175V237H174ZM183 236H187V238H186V237H183ZM14 237H15V238H14ZM30 237H31V236H30ZM57 237H58V238H57ZM73 237H74V238H73ZM75 237H76V238H75ZM110 237L113 238V240H112V239H109ZM139 237H140V240H139ZM215 237H216V238H215ZM12 238L17 239V240H14V241H16V242H14V241L12 240ZM55 238H57V239H55ZM107 238H108V239H107ZM185 238H186V239H185ZM188 238H189V239H188ZM194 238L197 239L198 242H196ZM217 238H219V239H217ZM228 238H229V239H228ZM1 239H0V240H1ZM9 239H10V242H11L12 244H11L10 242H8L9 244L7 243V241H9ZM33 239H35V240H33ZM63 239H65V240L63 241ZM87 239H89V240H87ZM119 239H121V241H120ZM134 239H136L135 244H134L133 242H131V241H133ZM141 239H142V241H141ZM156 239H157V238H156ZM165 239L168 240V241H167L168 244H171V245H169V246L167 245V246H166L165 244H167V243H166V240H165ZM183 239H185V240H183ZM187 239H188V241L186 242ZM215 239L217 240V242H216ZM226 239H227V240H226ZM260 239H261L260 241H259V239L255 241V243L258 241L256 244H255L254 242H252V243L249 242V244H246V246H244L245 248H244V247L241 248L242 251L239 250V252L236 253V255L233 256L234 258L231 257V259L229 258V259H227V260H224L225 264H226V263H227V264L230 263V261H232V263H230V264H239V263H241V262H242L243 264H247V263L250 264V262H251V264L254 263V262H255L254 264H260L259 262H261V264H264V261H263V258H264V257H263V256H264V255H263V254H264V238L261 237ZM11 240L15 243V245L13 244V242H12ZM21 240H22V241H21ZM25 240H27V243H29V246H25V245H28V244L25 242ZM29 240H31V242H30ZM47 240H49V241H47ZM92 240H93V241H92ZM95 240H96V241H95ZM122 240H123V242H122ZM124 240H126V242H128V243L126 244V243L124 242ZM128 240H130V241H128ZM171 240H173L174 242H172ZM219 240H220V241H219ZM33 241H38V244H39V245L37 244V242H34V243H33ZM51 241H50V242H51ZM138 241H139V243H138V245H136V243H137ZM154 241H155L156 244L154 243ZM170 241H171L172 243H171ZM176 241L179 243V245H178V243H177ZM21 242H22V243H21ZM23 242H24V243H23ZM56 242H57V241H56ZM56 242H55V244H56ZM119 242H121V243H119ZM129 242H130V245H129ZM142 242H143L144 244H143ZM146 242H148V243H146ZM202 242H204V244H202L203 247H202L201 244H199V243H202ZM208 242H209V243H208ZM215 242H216L217 244H216ZM219 242H220L221 244H219ZM225 242H224V243H225ZM1 243H0V245H2ZM25 243H26V244H25ZM31 243H33V244H37V245H35V246H36L35 249L33 248V247H34L33 244L30 245ZM115 243H116V245H115ZM117 243H118L119 245L125 243V246H124L125 248L129 245V246H130V249H132L131 252L133 251L132 253H134V255L131 254L132 256H136V255H135V254H136L135 251H136V252L139 251V253H140V252H143L142 250H146V249H147L146 251H148V249L150 248L151 250H153V251L150 250V253L152 252L151 254H153V253L155 252V256H151V260H152L153 258H154V259H153L151 262H150V260H146V259H148V258H150V257L146 256V257H148V258H146L145 255H147V253L144 254L145 252L143 253L144 255H142V257H141V254H142V253L139 254V253L137 252V255L139 254L138 257L136 256V257H134V259H132L133 257H131V255L129 254V253H131L130 250H127V249H126V250L124 251V250H123V246H122V245L119 246ZM131 243H132V245L134 244L135 248L139 246V247H138V250H137V248H136V250H135V249H134V246H132ZM140 243H142L141 246H140ZM153 243H154V244H153ZM187 243L193 244V245H194V246L192 247L193 249H197L196 247H199V248H198L199 250L197 249L198 251L196 250L197 252L195 251V252H193V253H195V254H193V253H192V248H190L189 245H188ZM261 243H263V245H262ZM16 244H17V246H18L19 248H20V245H21V248H20V249L17 248V247L15 248ZM23 244H25V245H23ZM48 244H49V245H48ZM112 244H113V245H112ZM145 244H146V246H144ZM172 244H173V246H172ZM175 244L178 245V246H174ZM206 244H207V245H206ZM9 245H10V246H9ZM12 245H14V246H12ZM22 245H23V247H28V250H30L29 253H32V251L36 252V249H37V250H38V252H37L38 255H37V253L34 254V255H35L36 258H38V259H36L35 256H34V259H33V255H32V254H33L34 252H33L32 254H29V253H28V256H27V253H26L27 248H23ZM41 245H40V246H41ZM47 245H48V246H47ZM76 245H78V246H80V247H83V248L79 249V247H76ZM114 245H115V248H116V249H115V250H114V249L111 250L112 247H113ZM117 245H118V246H117ZM142 245H143V246H142ZM150 245H151V246H152V245L154 246V247L152 246L153 249L151 248ZM180 245H181V246H183V245H185V246L188 245V247H187V246H186V247L189 248V250H191V251H187V252H186V250H188V249H187V248L185 249V246H183V248L181 249V246H180ZM196 245H198V246H196ZM199 245H200V246H199ZM204 245H205V246H204ZM208 245H210L209 248H207ZM252 245H253V246H252ZM257 245H258V246H257ZM260 245H261V246H260ZM7 246H8V247H7ZM30 246H31V247H30ZM74 246H75V247H74ZM84 246H86V247H84ZM88 246H89V248L87 249ZM98 246H99V249H98V250H93V248H94V249H97ZM111 246H112V247H111ZM170 246H171V247H170ZM195 246H196V247H195ZM29 247H30L31 249L33 248V250L31 251V249H30ZM132 247H133V248H132ZM142 247H143V248H142ZM163 247H164V248H163ZM166 247H170L171 250H168V249H170V248H168V249L166 250ZM172 247H173V248H172ZM179 247H180V248H179ZM214 247H217V249L215 248V250H214ZM255 247H256V248H255ZM12 248H13V250H14V248H15L14 252L11 250ZM22 248H23V249H22ZM38 248H39V249H38ZM57 248L55 247V248H53V249L55 250V249H57ZM59 248H58V249H59ZM68 248H66V249H68ZM75 248H76V249H75ZM110 248H111V249H110ZM113 248H114V247H113ZM125 248H124V249H125ZM127 248H128V247H127ZM140 248L142 249L141 251H140ZM145 248H146V249H145ZM175 248H176V249H175ZM200 248H201V250H200ZM204 248L207 249V251L209 250V252H207ZM210 248H213V251H212ZM251 248H252V249H251ZM9 249H10V250H9ZM40 249H41V250H40ZM50 249H49V254H48V255H49V256H52V257L54 256L55 253L61 251V250H60V251H54L53 249H52V250H50ZM58 249H57V250H58ZM70 249H72V250H70ZM73 249H74V250L79 249V250H78L79 252H76V253H75ZM117 249L119 250V252H121V250H122V253L125 252V255H122V253H121V254H118L119 252L117 251ZM128 249H129V248H128ZM133 249H134V250H133ZM163 249H164L165 252L163 251ZM174 249H175V250L180 249V251L177 250L178 252L176 251V253H172V252H175ZM183 249H184L185 251L182 253ZM202 249H204V250H202ZM7 250L10 251V252H8ZM17 250H18V251L21 253V255H22V256H21V255L19 256V257H21V259H20L19 257H15V256H13V255H16L17 253H19ZM20 250H21V251L24 250L23 252H25V253L21 252ZM39 250H40L41 252H39ZM88 250H89V251H88ZM157 250H158V252L156 253ZM159 250H162V253H161V251H159ZM181 250H182V251H181ZM210 250H211V251H210ZM50 251H53V252H52V255L50 254ZM92 251H95V252L92 253ZM112 251H114V252H113L114 255L112 254ZM126 251H129V253H128V252L126 253ZM12 252H13V253H12ZM54 252H55V253H54ZM90 252H91L92 254H91ZM110 252H111V253H110ZM115 252H116V253H115ZM148 252H149V251H148ZM163 252H164V253H163ZM168 252H171L173 255H172V254H168ZM188 252H189V253H188ZM211 252H212V253H211ZM257 252H258V253H257ZM262 252H263V253H262ZM20 253H19V254H20ZM41 253H42V254H41ZM47 253H48V251H47ZM53 253H54V254H53ZM79 253H80V254H79ZM150 253H148L149 256H150ZM159 253H161L162 255H158ZM186 253H187V255H186ZM190 253H192L191 256H190ZM207 253H208L209 255H208ZM210 253H211V254H210ZM256 253H257V255H256ZM259 253H260V254H259ZM24 254H26V256H25ZM45 254H46V252H45ZM45 254H44V255H45ZM61 254H60V253H58V255L55 254V256L53 257V259L55 260V259H56V256H58L57 258H61V256H62ZM69 254H71L72 256L69 255ZM76 254H77V256H76V257H73V256L76 255ZM115 254H116V256H115ZM126 254H129V256H130L131 258H130L128 255H127V256H128V257H127ZM163 254H164V255L168 254L169 257H168L167 255L164 257ZM188 254H189V255H188ZM199 254H200V255H199ZM261 254H262V255H261ZM3 255H5V256H3ZM6 255H7V256H6ZM39 255H42L40 259H39V257H38ZM46 255H47V254H46ZM112 255H113V257H111ZM117 255H120V256H117ZM170 255H171L172 257H171ZM192 255H193V257H194V255H196V256H195V257H196L195 260L193 259ZM258 255H260V256H258ZM16 256H18V255H16ZM29 256H31V258H30ZM49 256H47L46 258L49 259L51 262L54 261V260H51L52 257L49 258ZM69 256L73 257V259H74V258H76V259L78 258L77 262H76V259H74L75 262L72 261L71 258H69ZM185 256H188V257H185ZM189 256H190V257H189ZM197 256H198V257H197ZM211 256H212V255H211ZM256 256H257V257H256ZM28 257H29V258H28ZM63 257H62V258H63ZM116 257H117L118 259H117ZM122 257H124V258H122ZM126 257H127L128 259H127ZM144 257H145L146 259H145ZM167 257H168V258H167ZM184 257H185V258H184ZM191 257H192V258H191ZM200 257H201L202 259H201ZM17 258H19V260H22V261H19V260H18L19 262L16 261ZM23 258H27V259H28V262H26L27 259H25V261H24ZM82 258H81V260L79 261V263L82 261ZM112 258H113V259H112ZM169 258H171V259H169ZM189 258L192 259V260H194V261L190 260ZM197 258H198L199 260H198ZM251 258L253 259L252 261H250ZM254 258H256L257 260L254 259ZM29 259H31L30 261H32V259H33V261L30 262ZM122 259H123V260H122ZM125 259H126V260H125ZM178 259H179V262H178V263L180 264L181 259H180V258H178ZM178 259H177V260H178ZM258 259H259V260H262V261H258ZM14 260H15V261H14ZM44 260H45V256H44ZM49 260H46V261L40 260V261H43V262L49 264V262H48ZM62 260H63V259H61V261H62ZM117 260H118V261H117ZM130 260H132V261H130ZM157 260H158V261H157ZM170 260H171V261H170ZM197 260H198V261H197ZM234 260H235V262H234ZM246 260H247V261H246ZM1 261H0V264H1ZM56 261L59 262L60 260L58 261V260L56 259L55 262H56ZM84 261H85V262H84ZM86 261H87V262H86ZM163 261H161V263H162ZM196 261H197V263H195ZM249 261H250V262H249ZM4 262H5V263H4ZM10 262H11V263H10ZM14 262H15V263H14ZM35 262H36V263H35ZM43 262H40V264H41V263H42V264H45V263H43ZM57 262H56V263H57ZM63 262H64V260H63ZM63 262H62V263H63ZM133 262H135V263H133ZM169 262H168V264H170ZM182 262H183L182 264H188L187 261H182ZM184 262H185V263H184ZM220 262H221V263H220ZM224 262L219 261L218 264H224ZM233 262H234V263H233ZM56 263L53 262V263H51V264H56ZM62 263H57V264H62ZM83 263H80V264H83ZM116 263H115V264H116ZM161 263H160V264H161ZM175 263L177 264V261H176V262H173V263H171V264H175ZM216 263H217V262H214V263H211V264H216ZM22 264H23V263H22ZM63 264H64V263H63ZM65 264H66V263H65ZM162 264H165V263L163 262Z\"/></svg>",
    "mask_w": 264,
    "mask_h": 264
}]
</instances>
